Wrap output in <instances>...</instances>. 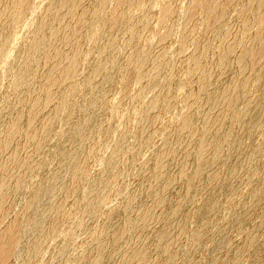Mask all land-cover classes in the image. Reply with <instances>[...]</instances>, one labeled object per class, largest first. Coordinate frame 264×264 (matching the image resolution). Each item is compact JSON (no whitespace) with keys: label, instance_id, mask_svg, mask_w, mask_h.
I'll list each match as a JSON object with an SVG mask.
<instances>
[{"label":"rangeland","instance_id":"rangeland-1","mask_svg":"<svg viewBox=\"0 0 264 264\" xmlns=\"http://www.w3.org/2000/svg\"><path fill=\"white\" fill-rule=\"evenodd\" d=\"M29 2L28 3H30V4H28V3H25L26 4V8H27V10H26V8H25V6H23L24 8H25V10H23L24 8L22 7V5H25L24 3L22 4V1H21V6L19 7V9L20 8H22V10L23 11H21L20 13H22V14H20V13H18L19 12V9L17 10V9H14L13 11H11V14L10 15H12V13L15 15L16 14V19H15V17H13V18H11L12 19V21H13V19H15L13 22L11 21V19H9L10 17H12V16H9V18H8V20H10L9 21V24H11V26H12V23H13V27L10 29V26H9V24H4V22L5 23H8V20L7 19H5L6 21H4L3 23H2V25H4V26H6L7 27V25H8V27L6 28V27H1L0 26V28H2L4 31H5V33H4V31L2 30V29H0V34H1V32H3L4 34H5V37H1L0 36V48L2 49V50H0V51H4V49H5V51H4V53L2 52H0V56L2 55V54H5V58H4V60L5 59H7V60H3V58H2V60H1V58H0V66L3 64V67L5 66V65H7V63H8V65L5 67V68H2V67H0V68H2L1 70H0V111H1V118H0V137L2 138V136L1 135H3L4 136V132H6V129L7 128H5V127H7V126H9V125H5V124H8V123H6V122H4V121H6V120H8V119H10V118H12V115L13 114H18V112L17 111H21L22 109H23V107H22V109H21V105H23V102L22 101H20V100H22L21 99V97H23L22 96V92L21 93H17V89L15 90V86L21 91V89L24 87L25 89H26V91H25V89L23 88L22 90L24 91L23 92V95H24V93L26 92H30L33 88H31V87H34V86H36V85H38L39 84V82H40V78L43 76V75H46L49 71H50V69L48 68V66H46V65H43V64H45V63H47V61L49 60V61H53V62H55L56 63V65H57V67H58V69L61 71L62 69H64L65 67V65H66V63H64V62H68L69 60H70V58H71V56H72V54H73V52H72V54H71V52L69 53V54H71V55H69V54H67V55H69L70 56V58H68V60L67 59H64L63 57H65V56H63V57H61L62 59H64L65 61L64 62H62V63H60L61 61H60V59H59V57H56V55L54 56V54H53V52H51L52 53V55H49V54H51V53H49L50 51H48V53L46 54V52H47V50L46 51H44L42 54L41 53H39V52H42L43 51V49L45 50V49H47L48 48V50H50V47L48 46V45H44V46H46L45 48H44V46H42V50H41V45H40V50H37V49H39V47L36 49L37 50V52H35L34 51V48H33V46H34V44H33V46H31V44L33 43V42H35L36 41V39L37 38H35V37H33V36H35L36 35V37H37V35L38 34H36L37 32H36V30L38 29L39 30V28L41 27V29H43V31L45 30L44 28L45 27H42L43 25H44V23L46 22H53L52 20H54V21H56V22H58V19H56V16L58 17V15H57V4L58 3H60V1L59 0H28ZM32 1V2H31ZM59 1V2H58ZM106 1H108V0H106ZM110 1V0H109ZM124 1V0H123ZM122 1V2H123ZM128 1L129 0H125L124 2L125 3H121V1L119 2V0H111L110 1V3L109 2H106L107 3V5H109V6H105L106 5V3H104V6H103V4H100V2H99V6H98V0H84L83 1V4L87 7V9H89L90 11L89 12H92V13H95V12H97V10L99 9V10H101V12H102V17H106V18H104V19H102V17H101V19L99 20V19H97L98 17H99V13H101V12H99L98 13V15H97V17L95 16L94 18L95 19H97V20H99V21H96V22H98V24L96 23L95 24V21H93L92 22V20H94L93 19V16L94 15H91V13H90V17L92 16V18L90 19V17H88L87 18V21L85 22V24H84V21L81 23V24H83V26L80 24V23H78L79 25H81V26H79L78 25V28H80L79 30H78V32L77 33H79L80 35H78V37H77V35L75 36L76 38H79V36H80V40H81V38H82V36H83V38H84V43L82 42V40H81V42H82V46H83V44H84V46H83V52H85V59H83L82 60V58H84V55H83V57H80V59L79 60H82L81 62H80V64L81 65H79L78 64V69L77 70H79L80 68H82L83 70H81V73L80 72H78V71H76L75 73H77V74H74V75H78V73H80L78 76H75L74 77V75L72 76V77H74V79L71 77L70 79H73V80H71V82H73L74 84L76 83L79 87H83V89H82V87L81 88H78L79 90L77 91L79 94H80V92H81V96L79 95V94H77V92H76V96L77 97H79V98H77L75 95H74V93H75V91L77 90L75 87H78V86H76V84H75V87L74 86H69L70 84H71V82H69L70 80L68 79L65 83H64V85H61L59 88H60V90L58 89L57 90V92H59V91H61L62 89H64V90H66L65 91V95L67 94V92L69 91V93H72L73 95H66V97H68V100L70 99V96H74L76 99L73 101V97H71L72 99H70L69 100V102L67 103V98L66 97H63L62 98V100H61V98H60V100H59V102L60 103H56L57 105H55V104H51V105H49V106H47L43 111H42V113H41V117L42 118H44V117H46V118H49V116L51 117V115L54 117V116H56V118L54 117H51V118H53L54 120H53V122L56 120V119H58L59 120V118H60V120L58 121V120H56L57 122H56V128H54V126H52L53 125V122H51V124H48V125H50V126H48L47 128V130H49L48 132H50V131H52L51 129H50V127L53 129V131H52V133H53V135L55 134V136L57 135V133L59 132H61V136H59V135H57L56 137H58V138H55V136L54 137H52V136H48L49 137V140H47V138L45 139L46 141H48L47 142V144H43V146H41L39 149V151L41 152H39L38 150H36V152H35V149L33 150V149H31V150H33L34 151V154H33V157L31 158V157H29L32 153H33V151H32V153L30 154H28V163H27V160H25V165H24V167H26L27 168V166L29 167L28 169H26V168H23L22 169V171L21 172H24L23 173V175L25 174V172L26 171H24V170H27V172L26 173H28V174H26V175H28L27 176V178H26V176L24 175V177H22V179H23V184L24 185H26L27 184V186H28V184H29V186L27 187H22V189H21V191L18 193L19 195H17L16 196V198H15V203H14V206H13V208H11V209H9V211H7L8 209L7 208H4L5 210H6V212L4 211L3 213H2V215L0 216V243L1 242H4L5 240H7L6 239V237L7 236H5V234L4 233H2V231L6 228L7 229V227H9L10 225V227L9 228H14L16 225H17V227L19 228V229H17V227L16 228H14V230L15 231H12L13 233L12 234H14L15 232H17V231H19V232H17V234H19V235H17L16 237L15 236H13L12 238H11V236H10V234H9V238H8V240H7V242H4L3 244H5V245H8L7 243H8V241L10 240V238H11V240H12V242H11V240H10V242L9 243H11V244H9V248H11L10 250H7V249H9V248H7V247H5L4 246V248H5V250L7 251L5 254H2L1 252H0V264H26L25 262L26 261H28V259H30V261H32V264H84V263H82V262H86V264L87 263H89V261L92 259V258H94L92 255H95V254H97V252L95 251L96 250V247H95V245H97V244H99V246L101 245L100 243H102V242H104V243H106L108 240H109V238H107V231H109L108 233L109 234H111L113 231L112 230H114L113 228H116L120 223H122V221H123V219L126 217V218H128V217H131V218H133V217H135L137 214H138V207H139V203H140V199H138L137 200V202H134V203H132L133 201H131V200H129L128 202H131V204H129V203H127V200H128V198L130 199L131 198V196L134 194V193H136L138 190H140V191H144V190H150L152 187H153V185H154V178H153V171L151 170L152 168H153V166L154 165H157V164H154L155 162H157L158 163V159L160 160L161 159V156H159V154H162V153H160L161 151H163L162 149L164 148V146L166 145H164V143H166V140L170 137V138H172L173 137V139H170V141L168 140L167 141V143H169V142H171L170 144H171V146L172 145H175L176 146V148H178V146L180 147V146H182L183 145V141H181L180 143L178 142V136L179 135H182V134H179L180 132H175V136H176V134H177V136H176V138H175V136H172V134L174 133V131H178V126H180L183 122H184V120H185V117H184V120H183V117H182V115H184V116H186L187 114L188 115H190V117L192 116L193 118H194V122H195V119H196V121H198L199 123H197V125H198V127H202L203 128V126L205 125L204 123H203V121L205 120V119H202L201 117H203L204 115H205V110H208V108L210 107V104L209 103H211V101H215V98L216 97H218L219 96V98H220V92H221V90H224L226 87V85H224V87H221V84H222V82H224L225 81V76H226V78L228 79V77H230L231 75H230V73L232 74L233 73V77L235 76V75H237V73H239V72H237V70H239L240 71V69H241V59L239 58V57H242L245 53L243 52V50H245V48L247 47L248 48V43L250 44L251 43V41L257 36V34H259V25L255 28V27H253V26H256V24H257V22H258V18L260 17V13H259V11L261 10V8H262V6H264V3H262V0H257V1H253V2H251V0H250V2H251V4H253V6L251 5L250 7V10H252L253 12H255V13H253L252 11H250L249 10V6H248V3H250L249 1H247V0H236V3H238V4H233L234 2H235V0H234V2H233V0H228V2H229V4L231 5V7H230V5H227V8H226V10H228L227 11V13H226V11H224L225 12V14L227 15H224L223 14V19H224V16H226L225 17V19H226V21H227V23H226V21H224V20H221V22H220V24L221 23H223V22H225V23H223L224 24V26L226 25V29H225V27H224V30L222 29L223 28V24H221L220 25V27L219 28H221L223 31H222V34L220 33L221 32V29H219L218 30V32L219 33H217L216 32V36L218 37V40L221 42L222 41V37L221 36H223V38H225V36H226V38H227V41H228V39L230 38V36L231 35H233V34H235V32L232 34V32L233 31H237V33H236V35H238V36H240V38L242 37V35H246L245 34V30H246V33L247 32H249V34H251V36H252V34H253V32L254 33H256L257 31H259V32H257V34H256V36L254 35L252 38L253 39H251L250 40V38H251V36L249 35H246V36H244V38H249V40L248 39H244V38H241L242 39V42H241V40H239L240 38L238 37H236V41H237V43L235 42V44H237V46L236 45H233L232 46V44H234V43H232L231 44V46L234 48V49H236V50H234L232 47V49L234 50H232L231 48V50H229V52L231 51L232 52V54L233 53H235L234 54V56L233 57H235V58H233L232 56H230V55H226V57L227 56H230V57H228L227 58V60L226 59H224V60H226L227 62H229V63H227V62H223L224 64H225V66H224V64H221V65H223V67L225 68L226 67V65H227V67L224 69V68H222V67H219V69L221 68V70L223 69V74H220V73H222L221 72V70L218 72V74L217 75H219L221 78H223V79H221V81H219V84L217 83L218 81L217 80H219L218 78H216V80H215V84H216V86L218 85V89L216 88V89H214L213 91H215L216 92V90H220V92H218L217 91V95L218 96H216V93L215 92H213V94H214V96H216V97H214L213 98V100H211V101H208V103L207 104H209V106L207 105V107L205 106V104L206 103H204V105L202 106V104H203V102L205 101V102H207V100H204V99H202V97H200V96H198L199 94V91L198 92H196V91H194L195 92V94H194V92H193V90H195V89H198L199 88V86L200 85H197V84H200V79H199V77H198V74L200 75V74H202L201 76L203 77L204 75L203 74H205V72L207 71H200V70H202L205 66V64H203V66H202V64L201 65H199V62H205L206 60V67L208 68V66H211L212 67V65H210V63H212L213 64V60H211L212 59V56H213V58L216 56L217 57V55H218V57L220 56V54H221V50H222V48H223V46H222V48L220 47V51H219V48H218V44H219V42H218V40L216 41V39H217V37L216 36H213V34L210 32V34H212V36L209 34V31L211 30V29H209V27L210 26H212V25H214L212 22L211 23H209L208 22V20L206 21L205 20V17H204V14H202V11H203V8L204 9H206V8H208L209 7V5H208V7H207V4H205L204 3V1L203 0H153V1H151V0H147V1H145L144 0V3L145 2H147V4L145 3H141V7H140V2H141V0H135V2H134V0H131V1H129L130 3H133V5L131 6V4H129V8H128ZM133 1V2H132ZM140 1V2H139ZM143 1V0H142ZM170 1V2H169ZM192 1V2H191ZM193 1H195V3L193 2ZM203 1V2H202ZM208 2L210 1V0H207ZM231 1V2H230ZM248 2V3H243V5H242V2ZM23 2H25V1H23ZM26 2H27V0H26ZM112 2V3H111ZM152 2V4H149V3H151ZM198 2H200V4L198 3ZM202 2V3H201ZM259 2L260 3V5H261V8H260V5L259 4H257V3ZM263 2H264V0H263ZM109 3V4H108ZM118 3V4H117ZM161 3V4H160ZM166 3V4H165ZM241 3V4H240ZM257 4V8L258 9H256V4ZM1 4V3H0ZM54 4V5H53ZM125 4V6L126 7H124V6H122V5H124ZM137 4H139V5H137ZM160 4V5H159ZM193 4V5H192ZM197 4V5H196ZM199 4V5H198ZM202 4H205V5H202ZM208 4H210V3H208ZM233 4V5H232ZM239 4H240V6H239ZM104 8V7H107L106 8V11H105V9H103L102 10V7ZM203 7H202V6ZM238 5V6H237ZM259 5V6H258ZM135 6H138V8L137 7H135V8H137V9H135L134 7ZM154 6V7H153ZM167 6V7H166ZM192 6V7H191ZM206 6V7H205ZM239 8V9H237V7ZM243 7L244 8V10H243V12H241L242 11V9L240 8V7ZM124 8V10H123V8ZM130 7H133V8H131L130 9ZM170 7V8H169ZM197 7V8H196ZM202 7V8H201ZM95 8V9H94ZM169 8V9H168ZM192 8V9H191ZM196 8V9H195ZM236 10H235V9ZM246 8V9H245ZM247 8H248V10H247ZM49 9V11H46V10H48ZM120 9L122 10V11H120ZM125 9H130L131 10V12H132V14L134 13V11L136 12V15H137V12H138V17H135L136 15H134L133 17H135L136 19H138V20H140L141 21V15H142V17L143 18H146V19H142V20H145L147 23H148V26H147V29L148 28H151L150 30H148V32H147V29H146V27H144V26H146L147 25V23H145L144 24V22L143 23H141L142 25H140V21H136V22H138V23H136L134 20L135 19H133L131 16V12L130 11H128L126 14H130V17L133 19V21H130V20H132L131 18H127L128 16L126 15V19L124 18L125 16H123L122 14L124 13V15H125ZM132 9H134L133 11H132ZM166 9V10H165ZM240 9H241V11H240ZM254 9H256V10H254ZM260 9V10H259ZM263 9V8H262ZM16 10V11H15ZM21 10V9H20ZM95 10V11H94ZM98 10V11H99ZM137 10V11H136ZM160 10V11H159ZM165 10V11H164ZM232 12H231V11ZM245 10H247V11H245ZM258 10V13H259V16L257 17L256 16V14H257V11ZM18 11V12H17ZM41 11H43V12H41ZM94 11V12H93ZM103 11H105V14H107L106 16L104 15V13H103ZM112 11V12H111ZM116 11V12H115ZM123 12L122 14L120 13V12ZM173 11V13H171ZM187 11V12H186ZM235 11V12H234ZM245 11V12H244ZM130 12V13H129ZM247 12V13H246ZM254 14V15H251L252 13ZM25 13V14H24ZM115 13V14H114ZM119 13V14H118ZM161 13V14H160ZM169 13H170V15H169ZM233 13V14H232ZM243 14V16L241 15V14ZM250 15H249V14ZM18 14V15H17ZM24 14V15H23ZM56 14V15H55ZM68 14H71L72 15V13H68ZM67 14V16H66V20H68L69 22H71V23H73L74 22V24L76 23V22H78V21H76L75 22V20H78L77 19V17H75V16H73L72 15V17L70 16V15H68ZM145 14V15H144ZM162 14H164L163 16H162ZM195 14H196V16H195ZM247 14L249 15V17L247 16ZM20 15V16H19ZM55 15V16H54ZM104 15V16H103ZM118 15H122V18H123V21L121 20L122 18H120L121 16H119V18H117V16ZM169 15V16H168ZM188 15H190V16H188ZM18 16V17H17ZM23 16H24V18H23ZM33 16V17H32ZM51 16H54L53 18L51 17ZM70 18H69V17ZM155 16H156V18H155ZM229 16H230V18H229ZM239 16V17H238ZM246 16V17H245ZM251 16H253V19H254V17H255V19L257 20L256 22H254V20L252 21L251 19ZM20 17L22 18V20L20 19ZM48 17L50 18V20L48 19ZM151 17H153V18H155V22H154V20H152V22H153V24H155V25H153L152 23H151ZM162 17V18H161ZM195 17V18H194ZM243 17V18H242ZM257 17V18H256ZM20 19V22H17V23H19V24H17V23H15L16 22V20L17 21H19V19ZM60 18V17H59ZM113 18V19H112ZM152 18V19H153ZM184 18H185V20H184ZM192 18V19H191ZM246 18H248V20H250V21H252V24H251V22L249 21L247 24H246ZM250 18V19H249ZM46 19V21L44 22V20ZM48 19V20H47ZM105 19H109V20H105ZM120 21H119V20ZM29 20V21H28ZM124 20H125V24H124V26H123V24L122 23H124ZM127 20H129V23L127 24ZM162 20H163V22H162ZM244 20V21H243ZM42 21V22H41ZM108 21H109V23H108ZM111 21V22H110ZM114 21H116L115 23L117 24L116 25V27H115V23H114ZM119 21V22H118ZM206 21V22H205ZM223 21V22H222ZM242 21V22H241ZM22 22V23H21ZM43 24H41V23ZM92 22V23H91ZM100 22H103V23H101V24H104V25H102L101 26V24H100ZM105 22L107 23V25L108 26H106L105 25ZM113 22V23H112ZM130 22H132L131 23V25H130ZM160 22V23H159ZM167 22V23H166ZM208 22V23H207ZM245 22V24L246 25H243L242 23H244ZM255 24H254V23ZM260 22V21H259ZM45 23V24H46ZM54 23V22H53ZM89 23H91L92 24V26H96L97 25V27H98V30L97 29H93V27H91V24H89ZM122 24L121 25V27L120 26H118V24ZM134 23V24H133ZM138 24V26L141 28H138V30H136L135 32H134V29L136 28V24ZM189 23V25H187V24ZM204 23H207V24H212V25H208L207 26V28L206 29H208L209 31H207L206 29L204 30L203 28H205L206 27V25L204 24ZM250 23V25L252 26L253 24V28L249 25L248 27H251L252 29H250L249 28V30H248V27H246V29H245V26H247L248 24ZM24 24V25H23ZM26 24V25H25ZM41 25V26H37V25ZM55 24H57V23H55ZM77 24V23H76ZM111 24V28H112V26L113 27H115V28H117L118 27V29L117 30H115L114 28H112L113 29V31H111L110 29H108V28H110L109 27V25ZM119 24V25H120ZM134 26H133V25ZM149 24H151L150 25V27H149ZM161 24V25H160ZM186 24V25H185ZM238 24H239V26H238ZM242 24V25H241ZM258 24H260V23H258ZM1 25V24H0ZM21 25V26H20ZM47 25V24H46ZM46 25H44V26H46ZM86 25V26H85ZM99 25V26H98ZM127 25H129V27L127 26ZM195 25V26H194ZM25 26V27H24ZM31 26V27H30ZM105 26V27H104ZM135 27L134 29H133V27ZM159 26V27H158ZM184 26H187V27H184ZM199 26V27H198ZM236 26V27H235ZM242 26V27H241ZM25 29H24V28ZM35 27H37V29L35 30ZM39 27V28H38ZM82 27H84V28H82ZM96 27V28H97ZM106 27H108V28H106ZM123 27V28H122ZM144 27V28H143ZM197 27V28H196ZM243 28L244 27V29H240V28ZM77 28V29H78ZM92 28V29H91ZM95 28V27H94ZM103 28V30H101L102 31V33H101V31H100V29H102ZM108 30H106V29ZM119 28L121 29L122 28V30L123 31H119ZM131 28L133 29V32H132V30H131ZM184 28H185V30H184ZM129 29V30H128ZM141 31H140V30ZM142 29H145L146 30V32L144 31V30H142ZM255 29V30H254ZM256 29H257V31H256ZM8 30V31H7ZM35 30V31H34ZM92 30L93 31H95V33L94 32H92ZM104 30H106V32L104 33L105 35L101 38V34H103V31ZM225 30H227V32L225 31ZM233 30V31H232ZM243 32H241V31ZM251 30H253V31H251ZM17 31V32H16ZM33 31L35 32V34L33 35ZM98 31V32H97ZM100 31V32H99ZM109 31H111L110 33H109ZM117 31H119L120 33L122 32V34H117L118 32ZM137 31H139V32H141V33H143V35L141 34V33H138ZM144 31V32H143ZM157 31V33H155ZM192 31V32H191ZM193 31H194V33H193ZM200 31V32H199ZM207 31V32H206ZM224 31L227 33H224ZM256 31V32H255ZM10 32H12L11 34H7V33H10ZM38 32H42L41 30H39ZM114 32V33H113ZM115 32H117L116 34H117V36H119V37H121V38H117L116 37V34H115ZM169 32V33H168ZM188 32V33H187ZM238 32H239V34H238ZM252 32V33H251ZM19 33V34H18ZM39 33V34H40ZM76 33V34H77ZM97 33H99L100 35V39H99V41L101 40V39H103V41H101L99 44L97 43V41H94L95 39H96V36H98V35H96ZM107 33V34H106ZM135 34L133 37H134V40H132L133 38H131V35L132 34ZM149 33V34H148ZM164 33V34H163ZM230 35H229V34ZM240 33H242V35H240ZM4 34H1V35H3L4 36ZM6 34L8 35V36H6ZM16 34V35H15ZM43 34V33H42ZM46 33H45V31H44V34L43 35H45ZM88 34V35H87ZM92 34V36H90ZM112 34H114L115 36H112ZM139 34V35H138ZM205 34H207V36L205 35ZM218 34V35H217ZM219 34H221V35H219ZM226 34V35H225ZM12 35V36H11ZM31 35H33L32 36V38L34 39V40H32V41H30L29 40V38L31 37ZM43 35H38L39 37H41V36H43ZM96 35V36H95ZM109 35V37H107ZM162 35V36H161ZM188 35V36H187ZM206 37H205V36ZM210 35V37L209 38H211L212 39V41L208 38V36ZM225 35V36H224ZM229 37H228V36ZM235 35V36H236ZM9 36H11V38L9 37ZM16 36H18V37H16ZM137 36V37H136ZM141 36L142 37H144V36H147L146 37V39L145 38H143V40H144V42H145V40H146V42L147 43H145L144 44V42H142V41H139L140 39H141ZM156 36V38H154V37ZM6 37H8V38H6ZM29 37V38H28ZM113 37V38H112ZM166 37V38H165ZM187 37V39H185V38ZM202 37V38H201ZM205 37V39L207 38V40H210V42H207V41H205L204 42V40L205 39H203ZM213 37H214V39H213ZM216 37V38H215ZM4 38H6V39H8V40H6V39H4ZM9 38L10 39H12V41L10 40L9 41ZM15 38V39H14ZM75 38V39H76ZM82 38V39H83ZM93 38H95V39H93ZM105 38H106V41H108L107 39L109 38V41L111 40V38L112 39H114V38H116V40H119V41H117V42H119L118 43V45H119V47H118V45H117V47L118 48H116V41H114L113 43L115 44H113V46H112V41H111V43H109V41H108V46H107V44H106V41H105V46L104 45H102L101 43H103L104 44V40H105ZM140 38V39H139ZM154 38V39H153ZM165 38V39H164ZM226 38H225V40H226ZM120 39H122V40H120ZM3 40H4V45L3 44H1L2 42H3ZM27 40V41H26ZM136 40V41H135ZM142 40V39H141ZM149 40V41H148ZM153 40V41H152ZM158 40H159V42H158ZM161 40V41H160ZM203 40V41H202ZM224 40V39H223ZM238 40L240 41V42H238ZM244 40H246V41H248L247 43H246V45H248V46H246V47H244L245 46V43L243 42ZM2 41V42H1ZM14 41V42H13ZM29 41V42H28ZM132 41H134V43H131ZM193 41H195V42H193ZM198 41V42H197ZM10 43V45L8 44V43ZM12 42H13V44H12ZM27 42H28V44L29 43H31V44H29L33 49H30V50H28L27 48H28V44H27ZM95 42L97 43L96 45L98 46V45H100L99 47H100V50H98V49H96L97 47H95ZM150 42V43H149ZM201 42V43H200ZM206 42H207V44H209V43H211L212 42V45L213 46H211V44L210 45H207L206 44ZM214 42V43H213ZM218 42V43H217ZM224 41H222L221 43H222V45L223 44H225V43H227L226 41L223 43ZM6 43H7V45H9V46H7V48H5V46H6ZM24 43H26L25 45H24ZM90 43V44H89ZM185 43V44H184ZM195 43V44H194ZM202 43H205L206 45H207V47H210V49H208V50H210V51H206V53H209V54H212V55H210L211 57L209 58V57H207V56H209L208 54L206 55V53H205V51H201V53H205V55H203V54H201V53H199L200 54V56H199V58H198V63H197V59H196V61H194L193 59V61L195 62V65H192L193 63V61L190 59V58H192L193 57V55H194V53L195 52H197V51H195V50H197V48H198V45L200 46V44H202ZM241 43V44H240ZM15 44V45H14ZM111 44V46L112 47H110L111 49L113 48V49H115L116 48V50H118L117 52L115 51V55H114V52H109L111 49L110 48H108L109 47V45ZM217 44V45H216ZM240 44V45H239ZM4 47H3V46ZM16 45H17V48H16ZM28 45V46H27ZM102 45V46H101ZM206 45H205V47H206ZM14 46V47H13ZM26 48H25V47ZM30 46H29V48H30ZM88 46V47H87ZM105 47V49H106V46H107V50L108 49H110V50H108V53H107V50H105V49H103L104 47ZM236 46V47H235ZM263 46H264V44H263ZM11 47V48H10ZM23 47H24V49H23ZM184 47V48H183ZM189 47H191V50H190V48ZM206 47V48H207ZM4 48V49H3ZM22 48V50L21 51H23V54L21 55V53H19V51H20V49ZM85 48H86V50H85ZM205 48V49H206ZM246 48V49H247ZM262 48V47H261ZM260 48V49H261ZM264 48V47H263ZM262 48V49H263ZM13 49V50H12ZM16 49V50H15ZM27 49V50H26ZM103 50V52H102V50ZM142 49V50H141ZM211 49H212V51H211ZM26 50V51H25ZM69 50V49H68ZM67 50V52H69ZM91 53H88V51ZM204 50V49H203ZM207 50V49H206ZM11 51V52H10ZM32 51H34L35 53H37V55L39 56V58H40V60H38L37 62L39 63H37L38 64V66L36 67V63L34 64V66L33 67H36L35 68V71H33L34 73H33V75L29 78L30 80H28V81H31V79L32 78H34V79H32V81L30 82V84H29V82H26V85H28L27 87H26V85H25V82L24 83H22V85L23 86H21V87H19L21 84H18L17 82V80H19L17 77H19V76H21V74L20 73H22L21 71L22 70H24V68H22V70H21V67H22V65L23 64H26L27 63V65L29 64V60H34V61H36L35 60V58H37L38 56H36V54H34L35 56V58L33 57V55L31 56V59H29L28 60V58H29V56H28V58H27V55H28V53H30V52H32ZM52 51V50H51ZM71 51V50H70ZM86 51H87V53H88V55H86L87 53H86ZM100 52L101 51V53H102V55L104 56L105 54H103V53H107L108 54V56H109V53H110V56H109V58H110V60H112V61H114V62H116V65H114L115 63L113 62V65H114V68H113V65L111 64V62L112 61H110L109 59H107V54L103 57L102 56V60L100 59L101 58V54H100V58H98V60H96L97 58H94V57H96V55H94V54H97L96 52ZM105 51V52H104ZM246 51V50H245ZM14 52V53H13ZM26 52H28L27 53V55L25 56V54H26ZM33 52V53H34ZM66 52V53H67ZM92 52H93V54H92ZM119 52V53H118ZM121 52V53H120ZM219 52H220V54H219ZM230 52V53H231ZM263 52V54H260L261 56H259V57H257L259 60H255L256 62H257V67L255 66L256 65V62L254 61V59L252 60V62L254 63V65H253V63H252V65L253 66H255V68L252 66V65H249V66H251V67H248L247 68V70H249L250 68H251V70H249V72H247L246 71V73H248L249 75L250 74H252V73H250V71L251 72H253V70L254 69H256L257 70V68H259V70H260V66H262V62L264 63V51H262ZM260 50H259V53H262ZM9 53V56L6 58V56H7V54ZM243 53V54H242ZM259 53H257L258 55H259ZM40 54V55H39ZM116 54H118V55H116ZM149 54V55H148ZM150 54H152V55H154L153 57H154V61L152 60L153 59V57H152V55H151V57L152 58H150L151 60H149V61H146L149 57H147V56H150ZM165 54V55H164ZM228 54V53H227ZM20 57H18V56ZM42 55V56H41ZM63 55H65V54H63ZM67 55H66V58H67ZM81 55V56H82ZM89 55H94V57H92V56H89ZM111 55H112V57H111ZM238 55H240V56H238ZM10 56H12V57H10ZM23 56H24V58H23ZM41 56V57H40ZM59 56V55H58ZM89 56V57H88ZM113 56H115L116 58V60L113 58ZM186 56V57H185ZM192 56V57H191ZM204 58V60L202 59V57ZM238 56V57H237ZM22 57V58H21ZM98 57H99V54H98ZM126 57V58H125ZM136 57V58H135ZM207 57V58H206ZM225 57V58H226ZM15 58V59H14ZM18 58H19V61L21 60H25V58L28 60V62L25 60V62L26 63H24V61H22V62H20V64H17V63H19V61H17L18 60ZM92 58V59H91ZM94 58V59H93ZM103 58L105 59L104 61H103ZM183 58H185V59H183ZM233 59V61L234 62H236V58H237V60H238V58H239V60L237 61L240 65H239V68H238V65H236V63H233V64H231L232 63V60L231 59ZM9 59H12V60H9ZM13 59H14V63H13ZM91 59V60H90ZM123 59H125V60H123ZM202 59V60H201ZM210 59V60H209ZM228 59H229V61H228ZM235 59V60H234ZM255 59H256V56H255ZM8 60H9V62H8ZM32 60H31V63H30V65L32 64V63H34V61L32 62ZM86 60V61H85ZM99 60H101L100 62H102V63H100L99 62ZM110 61V66H107L105 63H107V61ZM185 60L187 63H185V61H184V63L182 64V62ZM188 60H189V62H188ZM215 60V59H214ZM230 60H231V62H230ZM5 63H4V62ZM10 61H12V63H13V65L15 66V64L16 65H18L19 67H20V69H19V67H17L16 66V70L17 69H19V70H17V71H19V73L17 74V72L15 73V74H11V73H13V72H15L16 70L14 69V71H12V64H11V62ZM40 61V62H39ZM93 63H92V62ZM94 61H96V63L97 62H99L100 63V67H96L97 65H96V63L94 62ZM145 61L146 62H148V63H146L145 65H148L147 67V69H149V68H151V69H149L150 70V72H149V74L147 75V72H146V74H145V72H144V75H141V76H143V77H141V76H139L140 75V73H142V71L139 73V70L141 69L140 67H142V65L144 66V63H145ZM211 61V62H210ZM240 61V62H239ZM3 62V63H2ZM16 62V63H15ZM91 62V63H90ZM120 62V63H119ZM122 62V63H121ZM126 62V63H125ZM149 62H151L152 63V65H151V67H149V65H150V63ZM95 63V64H94ZM104 63V64H103ZM167 63V64H166ZM192 63V64H191ZM258 63H260V66L258 65ZM5 64V65H4ZM11 64V65H10ZM61 66H60V65ZM92 64H94V65H96L95 67H96V70H93L94 72L95 71H97V70H99L100 68H101V66H102V68L101 69H103V67H109V68H111L110 70L111 71H113V73L112 72H110V73H112V74H110V73H108L106 70H109V68H105L104 70L106 71L105 72V74L103 75V70H99V71H97L98 72V75L100 74V73H102L101 75L103 76V77H105L107 74H108V77L106 78L105 77V79L102 77V76H100V78H99V76L96 74L97 72H95V73H93L92 71H90L92 74H96L97 75V77H96V75H95V79H94V77H91L92 76V74L91 73H89V69L91 70V69H94L95 67L92 65ZM101 64H103V65H105V66H103V65H101ZM108 64V63H107ZM108 64V65H109ZM125 64V65H124ZM127 64V65H126ZM184 64H186V65H184ZM190 64V66H194L193 67V69H197V71H198V66H199V72H201V73H197V71L196 70H194V71H192V70H190V69H192L190 66L188 67V68H190V69H188V70H190V71H188L187 69H185V67L186 66H188V65ZM229 64H231V65H229ZM21 65V66H20ZM27 65H24L23 67H26ZM92 65V66H91ZM197 65V66H196ZM220 65V66H221ZM264 65V64H263ZM8 66H9V68L11 69V70H8L9 68H8ZM13 66V67H14ZM32 66V65H31ZM99 66V65H98ZM121 66V67H120ZM140 66V67H139ZM184 66V67H183ZM228 66H231V68L229 67L228 68ZM259 66V67H258ZM91 67V68H90ZM93 67V68H92ZM115 67H117V69H115ZM139 67V68H138ZM182 67V68H181ZM204 68V69H207V68ZM211 67H209V69L211 68ZM15 68V67H14ZM99 68V69H98ZM112 68H113V70H112ZM121 68V69H120ZM134 68V69H133ZM143 68H146V66L145 67H143ZM142 68V69H143ZM202 68V69H201ZM228 68V69H227ZM236 68V69H235ZM262 68V67H261ZM5 69V70H4ZM115 69V70H114ZM141 69V70H142ZM208 69V70H209ZM228 70V74H229V76H228V74H227V70ZM231 69V71H229ZM253 69V70H252ZM4 70V71H3ZM21 70V71H20ZM37 70V71H36ZM79 70V71H80ZM86 70V71H85ZM109 70V71H110ZM186 70L188 71V72H191L192 71V73H187L186 72ZM259 70H257L256 71V73H253V74H257V72L259 71ZM10 71V72H9ZM63 71V70H62ZM115 71H116V73H115ZM120 71H122V73L120 72ZM196 71V72H195ZM225 71V72H224ZM255 71V70H254ZM36 72H37V74H36ZM46 72V73H45ZM83 72V73H82ZM120 72V73H119ZM202 72H204V73H202ZM237 72V73H236ZM261 72H264V66H263V70H261L260 71V75H262L261 74ZM11 74V76H9L10 74ZM107 73V74H106ZM139 73V74H138ZM227 75H226V74ZM236 73V74H235ZM20 74V75H19ZM36 74V75H35ZM90 74H91V76H90ZM109 74L111 75L110 77H111V80L109 79ZM133 74V75H132ZM143 74V73H142ZM184 74H186V75H184ZM225 74V76L224 77H222V75H224ZM253 74L251 75V76H249L250 77V80H251V77L253 76ZM258 74V78H257V76H255L257 79H258V81L259 82H257L256 81V83H259L260 85H262V86H260L259 84L256 86V84H251L252 83V81H253V79L255 78V77H253V79L250 81L249 79H248V81H247V85H248V87L249 88H246V89H250V92L248 91V90H245V92H244V94H242L241 95V98H239V99H242V100H244V98H245V100L242 102L241 101V103L242 104H240V101L236 104V106H235V108H234V110H233V112L231 113V114H233V115H230V117H229V123H230V125H232V126H229V128L228 129H230V127L232 128V127H234V128H232L233 130H229V133H226V136H228V140L226 139V140H224V141H228V142H224L223 143V150L225 151V153H226V151H227V153L225 154H223L224 155V157H225V155H226V158H223V155L221 154V151H222V153L224 152L223 150H220V153L219 154H221V158L220 157H218L217 156V158L218 159H215L216 160V162H215V160H214V164L212 163V165L211 166H216V163H217V166H218V170H216L217 169V167L215 168V166H214V168L213 167H211V166H209V165H207V169H205L204 167H203V171H202V178L203 179H205V178H207V179H205V180H208V181H206L207 183V185H205V183H204V181L203 182H201L202 181V178H201V181L196 185L197 186V188H195V189H197V190H194V192H196L197 194H202L200 197H199V195L198 196H195V195H197V194H195L194 193V196H192V201L194 202H191V203H193L194 205H195V203H197L198 201L200 202V200L203 202V203H197V205H202L201 207H195V206H193V205H190V203L189 204H187L188 206H185V207H187V208H185V210H184V216L185 215H187V216H185L186 218H189V217H191L192 215V221H194L193 220V217L195 218V217H197V216H195V214L194 213H196V212H198V210H199V213H200V211H202L201 209H203V208H205L206 207V205H207V208H205V212H204V210L201 212V216H202V213H203V215H207L205 218H206V220H205V223H204V225L206 224V222H208L209 223V221H208V219L207 218H212V219H210V220H213V222L216 220V222L215 223H213V227L211 226V227H209V226H207V224H206V226H205V228L206 227H208V228H206V232H205V228H204V226L202 227L203 229H201L200 230V228H196V227H198V224L200 225V227L202 226L201 224H200V221L201 220H203V222H204V217L203 218H200L199 219V215H198V220L197 221H194L193 223H194V225H193V223H192V221H190L191 219L189 218V220L188 219H186V221L187 222H189V225L187 224V222H185L184 224L188 227L189 226V228L191 227L192 229H194V231H195V234L194 235H191V237H189L190 236V234H193L194 233V231H193V233H192V229L190 228H188L187 229V227L185 226V225H183V227L185 228H182V232H184V234H185V230L186 231H189L190 233L186 236V234L184 235V234H179V232L180 233H182L181 231H179L176 235H178L179 234V236H178V238H177V236H175V234L173 235V236H170L169 238H172V237H174L173 238V240H171V243L170 242H168L169 244H171L172 245V247L170 246V249H172L175 245V247L176 248H180V247H182V248H180V251H182V252H179L178 253V255L176 254L177 252H178V250H176V248L174 247L173 248V250H168V251H171V252H169V253H167V251H165V250H161V249H164V247H165V245L163 246V244H165L166 243V245L167 246H169V244H167V239H163V240H166V242H164L163 240L161 241V239L163 238V237H161V239L159 238V234H160V232H159V229H160V231L162 230V232H163V230H164V228H166V227H164L163 225V227L162 226H160L161 224H160V222H159V220H158V222L159 223H157V221L156 222H154V223H157V224H159V226L161 227V228H163V229H161L159 226H157V224H154L155 225V227H154V225L152 224V227H154V228H150L149 227V229H151V230H148L149 232H147V234L148 233H150V231H152V229H153V231L151 232L152 234H150V235H148V237L150 236H153L154 237V241H155V244H156V241H158L159 239H160V241H158V246L160 247V245H162L161 246V248H159L158 250L159 251H162V252H159L158 250V254H163L164 253V255H157V251H155L156 250V248H154V242H152L153 240L151 239V238H153V237H149V241H150V239L152 240V241H150L152 244H149L148 246H150L151 247V245H152V250H151V248L149 249V247L147 246V248L146 249H148L147 250V252H149V253H147L146 252V250L144 251V249H143V252L144 253H142V255L143 256H145V257H139L140 258V260H139V258L137 259V260H139V263L138 264H143V262H145V264L147 263V264H152V262L151 261H154L153 259H151L152 257L154 258H156L157 257V259L159 260L158 262H156V261H154L156 264H158L161 260L163 261L164 260V256H165V259H167V257H168V254H169V256L171 255V256H173L172 254L174 253L175 255H174V258L173 259H171V256H170V258H168V260H164V262H166V263H161V264H171L169 261H171L172 262V264H174L175 262H177V263H175V264H179V263H183V264H227L228 262L230 263L231 262V259H233L232 258V256L234 255L233 254V252L231 251V249L232 248H235V246L237 245V244H239V246L238 247H240V241H246V239L245 238H243V239H241L242 237H245V236H247L246 238L248 239L249 238V232H251V231H249V228L247 227V225L248 224H250L251 223V225H250V230L252 229V234H250V235H253L254 234V232H256L255 233V237L253 238V240H255L256 238L259 240V241H257L258 242V244H260V245H262V241H264V227L262 228V225L264 224L263 222H261L262 221V219L264 218L263 216V211H261V214L263 215H261V214H259L260 212H257L258 214H256V209H257V211H260V210H263L264 209V206L262 207V205H259V201L260 200H264V190L262 191V189H263V186H264V184H262V183H264V168H263V171H260V169L262 170V166H261V164H260V166L259 165H256V162L255 161H257L258 163H260V162H264L263 160L264 159H262L261 160V156H259V154H260V152H258V154L256 153V151L255 150H262V149H264V138L262 139V136H264V134H262V133H264V125H263V117H264V110H263V112H261V114L259 115V118L257 117V118H255V120H257L258 119V122H259V124L257 125V126H260L261 127V131H259V128H257L258 129V131H257V133L259 132V134H255V131L253 132V130H254V128H256L257 126H256V122L257 121H255V122H253V120L254 119H252L251 120V122H253V123H251L252 125H253V128H252V132H253V134H251V136L250 137H253V138H255L254 136H252V135H255L256 137H257V139H254L255 140V142L253 141V139H251L250 137L248 138V140H250V141H248L247 139H246V142H245V140L243 139V140H241V135H242V130L239 128L241 125L239 124V123H243V120H242V118H241V122H239L240 120V118H239V112L241 111V110H239L240 108H242V110L243 109H245L246 107H251L252 105L251 104H254V103H252V102H254L255 100L257 101V100H260V98H258V96L260 95L259 93H262L261 91H262V88H263V77H264V75H262V76H260ZM264 74V73H263ZM6 75V76H5ZM12 75H18V76H14V79L12 78L13 76ZM93 75V76H94ZM113 75V76H112ZM34 76V77H33ZM36 76V77H35ZM90 76V77H89ZM119 76H121V77H119ZM123 76V77H122ZM154 76H156L155 78H153ZM164 76V77H163ZM218 76V77H219ZM230 77L231 79L233 78V77ZM246 77V79L248 78V76L247 75H245ZM4 77V78H3ZM13 79H11V78ZM89 77V78H88ZM131 77V78H130ZM176 77H178V78H176ZM217 77V76H216ZM236 77V76H235ZM260 77H262V80H261V78ZM9 78L11 79L10 81H9ZM15 78L17 79L16 80V82L14 81L15 80ZM20 78V77H19ZM90 80V78L92 79V80H90V81H88V79ZM99 80H98V79ZM101 78L103 79V82L102 83H104V80H105V82L106 83H104V87L102 88V83L100 82V80H101ZM120 78H122V79H120ZM230 78L228 79L229 81L228 82H230V84H232L233 85V81H234V79L233 80H231L230 81ZM255 78V80H257ZM96 79H97V82L99 81V85H100V83H101V87L100 86H98V83H96L95 81H96ZM107 79V80H106ZM114 79V80H113ZM117 79V80H116ZM120 79V80H119ZM153 79V80H152ZM159 79V80H158ZM171 79H172V81H171ZM226 79V80H227ZM87 80V81H86ZM94 80V81H93ZM110 80V81H109ZM116 80V81H115ZM130 80V81H129ZM223 80V81H222ZM254 80V81H255ZM8 81L9 82H11L13 85H14V82L15 83H17V84H15L14 85V91H12V90H10L9 92L12 94V93H15V95H17V96H15L14 94L13 95H11L10 93H9V95H11L12 96V98H10V96H8V91L6 90V89H8L9 90V88L10 89H12V85L10 84V83H8ZM13 81V82H12ZM80 81V82H79ZM108 81V82H107ZM154 81V82H153ZM160 81V82H159ZM171 81V82H170ZM196 81H199V83H197ZM249 81L251 82V83H249ZM262 81V82H261ZM68 82V83H67ZM87 82H89L88 84H86ZM90 82H92L91 84H90ZM153 83L152 84V86L149 84V83ZM221 82V83H220ZM227 81H225V83H226ZM261 82V83H260ZM9 85H8V84ZM28 83V84H27ZM71 84V85H74V84ZM180 85V86H182V87H177V86H179L178 84ZM213 83V86L215 85ZM225 83H223V84H225ZM263 83V84H262ZM6 84L8 85V86H6ZM86 84V85H85ZM106 84V85H105ZM171 84V85H170ZM223 84H222V86H223ZM249 84H251L253 87H254V85H255V87L253 88V87H251V86H249ZM25 85V86H24ZM94 85H95V87L97 86V87H100L101 88V90H103V92H106L105 94L102 92V93H99V90L100 89H96L95 87H94ZM159 85V86H158ZM227 85H228V83H227ZM10 86V87H9ZM63 86H65V88L63 87ZM66 86H68V89H66L67 87ZM148 86V87H147ZM149 86H150V88H152V89H150L149 88ZM166 88H165V87ZM171 88H170V87ZM197 86H198V88H197ZM211 87V89H213V88H215L216 86H214V87ZM229 86L231 87V85H228V87L226 88V89H228L229 88ZM63 87V88H62ZM70 87V88H69ZM72 87V88H71ZM74 87V88H73ZM94 87V88H93ZM149 88L150 89V91H152V92H150L149 90H147L146 88ZM177 87V88H176ZM261 87V88H260ZM89 88H93V90H91L93 93H97L96 91L94 92V89L95 90H98V93L97 94H89L88 93V91H90V90H88ZM164 88H165V91H164ZM169 89L170 90V93L171 94H174V95H177V96H175L174 97V95L172 96L169 92H166V89ZM180 88H182V89H180ZM220 88H222V89H220ZM251 88H253L254 90L252 91V89ZM257 88V89H256ZM260 88V89H259ZM70 89V90H69ZM72 89L73 90H75V91H72ZM82 89V90H81ZM147 90V91H149V92H147V91H144V90ZM264 89V88H263ZM19 90H18V92H19ZM64 90H63V94H64ZM81 90V91H80ZM87 90V92H85ZM163 90V91H162ZM261 90V91H260ZM7 91V92H6ZM71 91V92H70ZM90 91V92H91ZM142 91H144V92H142ZM163 93H162V92ZM180 91H181V93H180ZM256 91V92H255ZM258 91H259V93H258ZM62 92V91H61ZM60 92V94H59V97L61 96L62 97V93ZM101 92V91H100ZM121 92V93H120ZM145 92H147V93H145ZM164 92H165V94H164ZM174 92H176V93H174ZM192 92H193V94H192ZM246 92H248V93H246ZM84 93H86L85 94V96H87V98L86 97H83L84 96ZM143 93H145V95H143ZM159 93H162V95H167L168 93L173 97H171V96H169V97H171L170 99L172 100V102H174L173 104L171 103V105H170V99H168V95H167V100L168 101H170L169 103H166L167 102V100H166V96L165 97H163L161 94H159ZM197 93V94H196ZM249 94V96L247 97L246 96V94ZM250 93H252V94H250ZM89 94V95H88ZM99 94V95H98ZM141 94V95H140ZM148 94V95H147ZM152 94V95H151ZM158 94H159V96L161 95V98L162 99H164L165 98V102H164V100H162L163 102L161 103V104H163L162 106H161V104H160V102H161V99H158V98H160L159 96H158ZM257 94V95H256ZM5 95V96H4ZM18 95L20 96V99L18 98ZM191 95V96H190ZM193 95H194V97H193ZM195 95H197L198 97H197V100L195 99L196 98V96ZM243 95H245V97H243ZM254 95V96H253ZM262 95H264V92L260 95V97L262 96ZM141 96V97H140ZM157 96H158V98H157ZM192 97V99L190 100L188 97ZM257 96V97H256ZM8 97H9V99L11 100H9L8 99ZM14 97V98H13ZM17 99H16V98ZM83 97V100L81 99ZM92 97V98H91ZM150 97V98H149ZM201 99H200V98ZM252 97H255V98H253V99H255V100H253L252 99ZM121 98V99H120ZM143 98V99H142ZM155 98V100H153ZM181 98V99H180ZM185 98H187V102H188V104H187V102H185L184 101V99ZM195 99V102L194 101H192V100H194ZM248 98H250V99H252V102H251V100L250 101H248L249 99ZM258 98V99H257ZM262 98V97H261ZM16 101V102H12V101H14V100ZM66 99V100H65ZM77 99H79V100H77ZM84 99H86V101L84 100ZM174 99V100H173ZM199 99L200 100H202L203 102H201V101H199ZM9 100V101H8ZM19 100V102H17ZM66 102H65V101ZM78 101V102H76L77 103V105H75L74 104V102L75 101ZM80 100H82V104L84 103L83 101H85L86 103H84V105H83V107H82V105L81 106H79L80 105ZM144 100V101H143ZM152 100V102H149V101H151ZM157 100H160L159 101V103H158V101ZM186 100V99H185ZM219 100V99H218ZM217 100V98H216V101H218ZM63 102V106L65 107H63L62 105H61V103ZM73 101V102H72ZM159 104V105H157V103ZM189 101H191V103L193 102V103H198V102H196V101H199V102H201L200 103V105H201V107H204L203 109H201V107H199V109L202 111H204V113H202V115H199V114H201V111H199V109L197 110V111H193V109H190V110H192V111H190V110H188L189 109V105L190 106H192V104H190V102ZM216 101H215V103H216ZM250 103V104H248V102ZM255 101V102H256ZM22 102V104H20ZM55 102V101H54ZM53 102V103H54ZM56 102H57V100H56ZM64 102L66 103V106L64 105ZM71 102V103H70ZM119 102V103H118ZM143 102V103H142ZM153 102H155L154 104H152ZM185 102V103H184ZM247 102V104H245ZM94 103V104H93ZM109 103V104H108ZM138 103V104H137ZM215 103H214V105H215ZM244 103V104H243ZM68 104V105H67ZM73 104V105H72ZM134 104H136V105H134ZM150 104V106H151V104L153 105V106H157L156 108H158V110L156 111V108L155 107H151L150 108V106H148ZM194 104V105H195ZM212 104V107L214 108V105H213V102L211 103ZM11 105V106H10ZM58 105H61V107H60V109H61V111L60 110H58L59 108H57L58 107ZM70 105H72L71 106V108H74L75 110H76V112H77V115L75 116V117H73V118H75V120L73 119V118H71L72 117V115L74 114V113H76V112H74L75 110H69L68 111V108H70L69 106ZM127 105V106H126ZM141 105V106H140ZM165 105V106H164ZM168 105V106H167ZM173 105V106H172ZM176 105V106H175ZM180 105H181V107H180ZM185 105H187V107L188 108H186L185 107ZM193 105V106H194ZM239 105V106H238ZM241 105L243 106V107H241ZM246 105V106H245ZM248 105H251V106H248ZM4 106V107H3ZM10 106V107H9ZM73 106H79L78 108L80 109L81 107V109L83 110H77L78 108H75V107H73ZM162 108H161V107ZM170 106V107H169ZM239 107V109L237 110V108ZM244 106H245V108H244ZM92 107V108H91ZM168 107V108H167ZM10 108V109H9ZM56 108V109H55ZM62 108H64V109H62ZM67 108V109H66ZM70 108V109H71ZM166 108V109H165ZM185 108L187 109V110H185ZM190 108H192V107H190ZM212 108V109H213ZM248 108H246V110H248ZM9 109V110H8ZM47 109V110H46ZM134 109V110H133ZM143 109V110H142ZM152 109H153V111H152ZM63 110V111H62ZM65 110H67V111H65ZM103 110V111H102ZM211 110V108H209V110H208V112ZM235 110H237V112L235 111ZM246 110H243L242 112H243V114L244 115H246V113H245V111ZM19 111V112H20ZM74 113H73V112ZM79 111V112H78ZM134 111V112H133ZM143 113H142V112ZM153 113H152V112ZM156 111V112H155ZM164 111V112H163ZM190 111V112H189ZM202 111V112H203ZM239 111V112H238ZM12 112V113H11ZM65 112V113H64ZM70 112V115H71V117H69V118H71V119H73V120H69V118H68V116H69V114L67 115V113H69ZM72 112V113H71ZM141 112V113H140ZM160 112V113H159ZM184 112H187V114L186 113H184ZM192 112V113H191ZM197 112V113H196ZM199 112V113H198ZM235 112V113H234ZM242 112H240V117L241 116H243V114H242ZM247 112V111H246ZM54 113H55V115H54ZM129 113V114H128ZM146 113V114H145ZM159 113V114H158ZM190 113V114H189ZM197 115H196V114ZM237 113V114H236ZM263 113V114H262ZM3 114V115H2ZM57 114H60L58 117H57ZM124 114V115H123ZM150 114V115H149ZM152 114V115H151ZM186 114V115H185ZM192 114H195V116L194 115H192ZM207 114V113H206ZM235 114V115H234ZM11 115V116H10ZM62 115V116H61ZM92 115V116H91ZM102 115V116H101ZM126 115V116H125ZM61 116V117H60ZM101 116V117H100ZM128 116H129V118H128ZM138 116V117H137ZM149 116H150V118L152 117V116H154L155 118H157V117H159V118H157V119H155V120H157V122L156 121H154V123L153 122H151L152 120H154L153 118L151 119V121H149L150 120V118H149ZM164 116V117H163ZM199 116H201V117H199ZM206 116V115H205ZM235 116H238V118L236 117V119H235ZM263 116V117H262ZM15 117V116H14ZM13 117V118H14ZM90 117H93V120H91L92 118H90ZM100 117V118H99ZM139 117H141L140 119H139ZM142 117H143V119H142ZM144 117H148V119H146V118H144ZM189 117V118H190ZM262 119H261V118ZM2 118H3V120H2ZM4 118L6 119V120H4ZM8 118V119H7ZM46 118H44V119H46ZM68 118V119H67ZM83 120H82V119ZM89 118V120H87ZM128 118V119H127ZM131 118V119H130ZM133 118V119H132ZM186 118H188V116L186 117ZM192 118V119H193ZM205 118V117H204ZM245 118V117H244ZM25 119H26V117H24V123H23V126H24V128H26L27 127V123H25ZM43 119V120H44ZM122 119V120H121ZM128 121H127V120ZM130 119V120H129ZM141 119H142V122H141ZM191 119V118H190ZM198 119V120H197ZM199 119H201L200 121H199ZM230 119H231V122H230ZM232 119H233V121H232ZM236 121H238L239 123H233L235 120ZM11 120V119H10ZM13 120V119H12ZM69 120V121H68ZM135 120H136V123H135ZM139 120V121H138ZM148 120V121H147ZM180 120H182L183 122H181ZM261 120H262V122H261ZM61 121V122H60ZM74 121H77L76 123L74 122ZM87 121H89V122H87ZM92 121H93V123H94V125H96V126H92L93 125V123H92ZM144 121H146L147 122V124L149 125V122H151V125H150V127L153 129L152 130V132L151 131H149L150 130V127H149V129H148V127L146 128V122H144ZM164 121V122H163ZM235 121V122H236ZM7 122H9V121H7ZM70 122V123H69ZM72 122H74L77 126H75L74 125V123L72 124ZM119 122V123H118ZM129 122V123H128ZM130 122H131V124H130ZM178 122H181V124L180 123H178ZM201 122V123H200ZM4 123V124H3ZM10 123V122H9ZM55 123V122H54ZM58 123V124H57ZM78 123V124H77ZM91 124L90 126H92V127H97V128H100V129H97L96 128V130L93 128L92 130H90V126H89V124ZM141 123V124H140ZM143 123L145 124V125H143ZM153 123V124H152ZM83 124V125H82ZM134 124V125H133ZM139 124V125H138ZM156 124V125H155ZM170 124V125H169ZM180 124V125H179ZM200 124H202V125H200ZM234 124V125H233ZM235 124L237 125V124H239L238 126H236L235 127ZM4 125V126H3ZM72 125H74L75 126V129H74V127L72 126ZM79 125V126H78ZM86 125V126H85ZM98 125V126H97ZM127 125V126H126ZM200 125V126H199ZM251 125V126H252ZM256 127H255V126ZM61 126V127H60ZM87 126H89V130L91 131V133H89L88 132V127ZM132 126V127H131ZM145 128H144V127ZM177 126V127H176ZM263 126V127H262ZM41 127V121H40V124L38 125V127H37V129L38 128H40ZM58 127V128H57ZM68 127H70V130L69 129H67ZM77 127V128H76ZM142 127V128H141ZM154 127V128H153ZM205 127V126H204ZM101 128H102V131H100V134L102 135V136H99L100 134H99V130H101ZM125 128V129H124ZM134 128V129H133ZM144 128V129H143ZM175 128L177 129V130H175ZM200 128H198V133H199V135H198V133L195 135V134H193V135H190L191 137H192V141L194 142L195 140H197V142H198V145L200 146V143H201V141H203V139H204V137H205V135L201 138V136L200 135H202L205 131H206V129H202V130H200V131H202V133H200V131H199V129ZM2 129H4V130H2ZM60 129V130H59ZM72 129V130H71ZM74 129V130H73ZM105 129V130H104ZM128 129V130H127ZM141 129L143 130V132H144V130L146 129V132L147 131H149V132H141L140 133V131H141ZM236 129V130H235ZM239 129H240V132H239ZM46 130V131H47ZM56 130V131H55ZM71 131L70 132V134L72 133V131H74L72 134L74 135V136H72V134L70 135L69 134V131ZM93 130H95V131H97L98 130V132H93ZM103 130H104V132H103ZM205 130V131H204ZM234 130L236 131V132H234ZM238 130V131H237ZM4 131V132H3ZM26 131H27V134L28 135H30V136H32L34 133V131L35 130H29L28 128H26ZM54 131H55V133H54ZM105 131H107L106 133H105ZM124 131V132H123ZM126 131H127V133H126ZM263 131V132H262ZM4 134H3V133ZM63 132H67L66 133V135H65V133L63 134ZM88 132V133H87ZM173 132V133H172ZM227 132H228V130H227ZM262 132V133H261ZM2 133V134H1ZM51 132L50 133H47L46 135H50V134H52ZM58 133V134H59ZM96 135L95 137L93 136L94 134ZM97 133H98V137H97ZM104 133V134H103ZM130 133V134H129ZM151 133H153V135H151ZM233 133L234 134H236V135H234V138H235V140H234V138L232 137L233 136ZM32 134V135H31ZM63 134V135H62ZM69 134V135H68ZM88 134H90V136L92 137H90ZM105 134H107V135H105ZM125 134H127V135H125ZM140 134H141V136H140ZM145 134V135H144ZM147 134H148V136H147ZM170 134H171V136H170ZM179 134V135H178ZM205 134H206V132H205ZM239 134V135H238ZM67 135L70 137H72V139H67ZM104 135H105V137H104ZM125 135V136H124ZM142 135H143V137L145 138V139H147L146 137H148V139H151L150 141L149 140H146V142L148 141V143L146 144V143H144L143 141V143L144 144H146L145 146H143V143L141 142L140 143V141L141 140H139V138L140 137H142ZM151 135V136H150ZM229 135H231V138L229 137ZM262 135V136H261ZM63 136H65V138L63 137ZM90 138V139H92V142H91V140L90 139H87L88 137ZM123 136V137H122ZM140 136V137H139ZM146 136V137H145ZM190 136L188 137V138H190ZM198 136H200V137H198ZM259 136H261L260 138H261V142L263 143H261V144H259L260 143V138H258ZM75 137V138H74ZM77 137V138H76ZM96 139H94V138ZM127 139H126V138ZM142 137V139H144ZM150 137V138H149ZM182 137V136H181ZM181 137H179V139L181 138ZM194 137V138H193ZM195 137L197 138V139H195ZM239 137H240V140H241V142H245V144H243V143H241V147L243 146V147H245L244 145H246V147L248 146V145H250V147L248 146L247 148H239L240 147V145H239V147H236L235 145H237V143L238 144H240L239 143V141L237 140V139H239ZM0 138V139H1ZM63 140H62V139ZM76 140L75 142L73 141L74 139ZM125 138V139H124ZM199 138H201V139H199ZM61 139V140H60ZM94 139V140H93ZM122 139H123V142L124 143H122ZM145 139H144V141H145ZM229 139H231V140H229ZM55 140V141H54ZM66 140V141H65ZM67 140H69V141H72L71 143L72 144H74V145H72L73 147H71V145L69 144V141H67ZM126 140V141H125ZM139 140V141H138ZM172 140V141H171ZM189 140H191V139H189ZM199 140H201L200 141V143H199ZM234 140V142L236 143V144H234V142H232ZM238 142H237V141ZM45 141V142H46ZM88 141V142H87ZM104 141V142H103ZM180 141V140H179ZM192 141H189V142H192ZM254 142V144H253V142ZM44 142V143H45ZM68 142V143H67ZM74 142V143H73ZM99 142V143H98ZM175 142V143H174ZM188 142V143H189ZM193 142H192V144H190L189 143V146H191V145H193ZM196 142V141H195ZM194 142V144L196 145L197 144V142L195 143ZM230 142H232L233 144H234V148H237L235 151H233V148L231 147L232 146V143H230ZM252 143V145L250 144V143ZM69 144L70 145V147H69V145H67V144ZM95 143H97V144H95ZM141 144V148L139 147V144ZM231 144V146L229 145V144ZM260 145H258V144ZM85 144V145H84ZM90 144H93V146L94 145H96V146H94L93 147V152H90V150H92V148H91V146L92 145H90ZM127 144V145H126ZM178 144V145H177ZM180 144V145H179ZM227 144H228V146H227ZM248 144V145H247ZM66 145L68 146L67 148H66ZM88 145L90 146V148L88 147ZM164 145V146H163ZM195 145H193L192 147V150L190 151V149H189V154L190 155H193V156H195L196 155V152H198L199 153V148L197 149V147L195 146ZM253 145H254V148H260V149H255V150H253L254 148H253ZM255 145H256V147H255ZM259 147H258V146ZM262 145V146H261ZM44 146H45V148H44ZM87 146V147H86ZM175 146H172V147H175ZM198 146V147H199ZM227 146V147H226ZM229 146L232 148V151H231V148H229ZM238 146V145H237ZM81 147V148H80ZM86 147V148H85ZM139 147V148H138ZM163 147V148H162ZM196 147V148H195ZM225 147V148H224ZM253 149H252V148ZM89 149V150H86L87 152H85V149ZM95 148V149H94ZM109 148V149H108ZM238 148H239V150L240 151H237L238 150ZM249 148H251L250 150H248V151H250L249 152V154L251 153V151H253L250 155H248V157L250 156V157H252V155L254 156V158L252 157V158H249L248 159V157H247V159H244V154H248V152H243L244 154H243V157L241 156V155H238V153H242V149L244 150H247V149H249ZM41 149H43V152H42V150ZM75 149V150H74ZM119 149H121V153H119ZM194 149V150H193ZM195 149H197V151H195ZM229 149H230V151L231 152H233V153H231V155H230V151H229ZM30 150V151H31ZM51 150H52V152H51ZM59 150V152H57V153H59V155H61V157H60V159H59V157L58 156H56L57 155V153H55L56 155H54V152H56V151H58ZM78 150V151H77ZM84 150V151H83ZM95 150V151H94ZM106 150V151H105ZM107 150H109V151H107ZM118 151L117 152V158H118V156H119V158L118 159H113V158H115L116 157V155H115V157H113L112 156V154L114 153L115 154V151ZM260 150V151H261ZM29 151V152H30ZM37 151H38V154H37ZM61 151H62V153H61ZM81 151L84 153H88V155H90V156H88L87 154V156L86 155H84V157L82 158L80 155L82 154L81 153ZM193 151H195V152H193ZM69 152V153H68ZM192 154H191V153ZM228 152H229V154H228ZM237 154V156L235 155V153ZM238 152V153H237ZM36 153V154H35ZM40 153V154H39ZM90 153V154H89ZM91 153H93V155L91 154ZM256 153V154H255ZM264 153V150H262L261 151V154L262 155H264L263 154ZM51 154H53V156H50L49 157V159L51 160V161H47V159H48V156L49 155H51ZM76 154V155H75ZM187 155L188 157L190 156V155ZM234 154V156H232ZM260 154V155H261ZM36 155V156H35ZM92 155V156H91ZM104 155V156H103ZM198 155V154H197ZM197 155H196V158H193V156L190 158H187L188 159V161H187V166H188V169H190V168H194V173L193 174H195V167L194 166H196V168H197V165H198V158H199V155H198V158H197ZM228 155V156H227ZM230 155V156H229ZM256 155H258L259 157V161L257 160V156ZM78 156H79V158L81 157L82 159L80 160L79 158H78ZM86 156V157H85ZM99 156V157H98ZM111 156L113 157L111 160H110V158H111ZM220 156V155H219ZM239 156V158L240 157H242L243 159H239V161L240 160H242V162H240L239 163V161H237V164L238 165H240V166H238L237 164H236V162H234V160L236 159V160H238V157ZM36 157V158H35ZM52 157H55L54 159L56 160H54ZM157 157H159V158H157ZM229 157H231V160H230V158ZM232 157H236L234 160L232 159ZM34 158L36 159V160H34ZM61 158H64L63 160H64V162L63 163H61ZM224 159V161H223V159ZM262 158H264L263 156H262ZM27 159V158H26ZM76 159H78L80 162H78V160H76ZM101 159V160H100ZM186 159V160H187ZM194 159H198L197 161L195 160L194 161ZM221 159V160H220ZM251 159H252V164L250 163V161H251ZM253 159H255L254 161H253ZM33 160L35 161V162H38V163H32L33 162ZM38 160V161H37ZM40 160V161H39ZM62 160V161H63ZM84 160V161H83ZM117 160V161H116ZM189 160H190V162H191V164H192V167L191 166H189ZM218 160H220V161H218ZM229 162H228V161ZM235 160V161H236ZM243 160H244V163H246L247 162V164H244L243 163ZM245 160H247V161H245ZM78 162V164L79 165H77V162ZM110 161H111V163H114L113 161H115V163H114V165H110L109 163H110ZM192 161H193V163H192ZM218 161V162H217ZM248 161H249V163H248ZM43 162V163H42ZM48 162V163H47ZM146 162V163H145ZM220 162H221V164H220ZM232 162H234L233 163V165H237V167L236 166H233L231 163ZM255 162V163H254ZM41 163V164H40ZM99 163V164H98ZM103 163V164H102ZM195 163V165H193ZM197 163V164H196ZM226 163H227V165H226ZM242 163H243V165H245V166H243L242 165ZM257 163V164H258ZM26 164H28L27 166H26ZM37 165L36 167H34V166H29V165ZM62 164V165H61ZM108 164H109V166H108ZM224 164L226 165L225 167H227V169H229V168H231L230 167V164H231V166H232V169L235 167L236 169H237V171L236 170H234L233 171V173L235 174H238V177L236 178V174L234 175H232L231 173H232V169L230 170V172L228 171H226V168L224 167ZM249 164V165H248ZM251 164V165H250ZM40 167H39V166ZM220 165V166H219ZM229 165V166H228ZM247 165V166H246ZM62 166V167H61ZM98 166V167H97ZM101 166V167H100ZM111 166V167H110ZM112 166H114V167H112ZM199 166V165H198ZM206 166V165H205ZM248 166H250V167H248ZM259 166V167H258ZM78 167V168H77ZM107 167H108V169H107ZM190 167V168H189ZM210 167V168H209ZM229 167V168H228ZM243 167L246 169V171L243 169ZM253 167V168H252ZM263 167H264V164H263ZM34 169V168H36V169H34V172H32V170L31 169ZM62 168V169H61ZM110 168V169H109ZM222 168H224L225 169V171H224V169H222ZM239 168H242L243 169V171L241 172L240 170H239ZM260 168V169H259ZM31 171H30V170ZM38 169V170H37ZM58 169V170H57ZM60 169V170H59ZM78 169V170H77ZM153 169H156V167L155 168H153ZM209 169V170H208ZM212 169H215V170H213L214 172L215 171H217V175H218V177L216 176V174L215 173H213L212 172ZM30 171V173H29V171ZM75 170H77L76 172L78 173V174H74V173H76L75 172ZM211 170V171H210ZM238 170L240 171V177H239V173H238ZM248 170H249V172H248ZM52 171H54V172H52ZM61 171V172H60ZM122 171V172H121ZM187 171V172H186ZM185 171V173H184V175L182 176V181L183 180H185L183 183H182V181H180V182H178L177 184H176V182L178 181V179L180 180V177H181V175H180V177H178V179H177V181L174 183V185H173V190H172V192H175V191H179V192H181V190L182 189H180V190H178L179 188H177V190H175L174 191V189H176V187H177V185L180 187V186H184V185H187V184H185V183H188L189 184V182L188 181H186V178H187V180H190V178L191 177H189L188 178V176L190 175V176H192L191 175V173L193 172V169H192V171H190L189 172V170H186ZM207 172H209L207 175H206V173ZM218 171L219 172H221L222 171V173H218ZM236 171V172H235ZM32 172V173H31ZM55 172H60V176H59V179L57 180V187H54V189L52 188L51 190H52V192H51V190L50 189H48V184L46 183V182H48L47 181V179H48V175L51 173V174H53V175H55L56 173ZM74 172V173H73ZM116 172H117V174H116ZM213 173V175L212 176H216L215 178L216 179H214V177H210V178H208L207 176H209L210 175V173ZM223 172H225V173H223ZM243 172H244V177L243 178H245L244 180H243V178H241L242 176V174H243ZM258 172H262L261 174L259 173L258 174ZM34 173V174H33ZM143 173V174H142ZM188 173H190V174H188ZM205 173V174H204ZM211 173V174H212ZM229 173V174H228ZM36 174V175H35ZM59 174V173H58ZM215 174V175H214ZM220 174H222L221 176H223V174H225L223 177H225V176H227V179H225V178H223V179H225V180H223L222 182L220 181L221 179L219 178V176H220ZM227 174V175H226ZM231 174V175H230ZM255 174V178H254V175ZM52 175V176H53ZM76 175V176H75ZM88 175V176H87ZM109 175V176H108ZM115 175V176H114ZM204 175H205V177H204ZM228 175H230V176H228ZM256 175H258V176H261V177H259V180H261L260 182L258 181V177L256 176ZM21 176H22V174H21ZM51 176V175H50ZM49 176V177H50ZM51 176V177H52ZM72 176H74V178L76 177H78L79 179H74V180H76V182H77V180H78V184L77 183H75V181L72 179ZM118 176V177H117ZM185 176H187L185 179H183ZM211 176V175H210ZM231 176H232V178H233V176L235 177V178H231ZM263 176V177H262ZM29 177V178H28ZM117 177V178H116ZM252 179H251V178ZM25 178H26V180H25ZM115 178V179H114ZM192 178H193V176H192ZM191 178V179H192ZM213 179V180H215V181H212L211 183H209L210 182V179ZM218 178H219V180H218ZM230 178V179H229ZM247 178H249V179H247ZM256 178H257V180H256ZM260 178H262V179H260ZM50 179V178H49ZM48 179V180H49ZM114 179V180H113ZM116 179H118L117 181H116ZM237 179H239V180H237ZM242 179V180H241ZM247 179V181H246V183L247 184H245L244 183V185H243V182L245 181ZM24 180H25V182H26V184L24 183ZM46 180V181H45ZM72 182H74V186H75V190L74 191H72L71 193H70V191L71 190H73V188L68 192L69 193V195L66 197H63L64 196V191H63V188L65 187V185H67L69 182L71 183V181ZM100 180V181H99ZM152 180V181H151ZM227 180H233V182L232 181H230L231 183H233V184H231L229 181H228V184L226 183V181ZM235 180H237V181H235ZM240 180H241V184H239L240 183ZM250 180H251V182H252V180L254 181L255 180V182H253V183H251L250 182ZM111 181H112V184H114V182H115V185H113L112 186V184H111ZM114 181V182H113ZM216 181H218V183L220 184V182H221V184L220 185H218V184H216V185H218V187L219 188H217V189H221L220 191H218L217 189V191L220 193H222V191H224L225 190V187L224 186H226L227 187V185H228V187H229V185L231 186L232 185V187H229V190H225L221 195L220 194H218V192H217V194L218 195H220L221 197L220 198H222L221 200L219 199V201H223L222 202V204H224V205H222L219 201H218V198H219V196L216 194V197H217V201L219 202H216V203H218L217 204V206L218 207H214L215 206V204H214V208L212 207V209H215V208H218L217 209V211L216 210H214V212H215V214H214V212H213V214H214V216H216V217H214V216H212L213 214L212 213H206V210L209 208L208 207V204H205V202L204 201H212V198L210 199L209 197L211 196H213L214 197V193L212 192L210 195H206L207 193L209 194L210 192V187L211 186H213L214 187V185H215V182ZM44 182L46 183V186L44 185ZM100 182V183H99ZM224 182H225V184H227V185H225L224 184ZM252 184H250V183ZM37 183V184H36ZM202 184V186H203V188H202V186L200 187V189H204V190H206L205 192L204 191H202V190H198V188H199V184ZM217 183V182H216ZM250 185H249V184ZM257 184V185H253V184ZM258 183L260 184H262L263 186L262 187H258V186H261V185H258ZM41 184V185H40ZM43 184V185H42ZM75 184H77V186L78 187H76V185ZM108 184V185H107ZM111 184V185H110ZM175 184H176V187H175ZM181 184V185H180ZM208 184H210V185H208ZM235 184V186L233 187V185ZM35 185V187H34V189L36 190V192L38 193V191H37V189H39V187L41 186L42 188H40L41 189V191H39L40 193H38L39 195H37V209L34 211V213H35V215H34V213L32 214V216L34 215L35 217H31V214L29 213H27V211L26 210H28L29 211V207L27 206V202H29V200H30V202H31V199H33V197H34V195L30 192V191H32L33 190V187H31V186H34ZM36 185H38L39 187H37ZM215 185V186H216ZM224 185V186H223ZM238 185H240L242 188H238L239 186ZM73 186V187H74ZM110 186H112V187H110ZM180 187V188H185V187ZM188 186V185H187ZM221 186V187H220ZM236 186H238V187H236ZM247 186V187H246ZM252 187L253 186V188H254V186H257V187H255V189L256 188H262V189H260L261 191H259L258 189H256V190H258V191H255V189H251V191H249V192H252L253 190L255 191H253V193H255L256 194V196H258V193H260V197L261 196H263V198H259V196H258V198L256 199V198H254L252 201H254L255 200V205L253 206V207H251V209H249V207L250 206H252L254 203L253 202H250L249 201V199H245V200H247V202L249 203H252V204H249L248 205V203L247 202H245V200L243 199L245 196H243L242 195V193L243 194H247V192L248 191H246L247 189H250L249 187ZM30 187H31V190H30ZM208 187H209V189H208ZM212 187V188H213ZM222 187H224L223 189H222ZM245 187H246V189H245ZM37 188V189H36ZM57 188V189H56ZM135 188V189H134ZM142 188V189H141ZM207 188V189H206ZM235 188V189H234ZM238 188V189H237ZM244 188V189H243ZM215 189V187L212 189L213 191H215L214 190ZM240 189V191H239V193L237 192V190H239ZM241 189H243L244 190V192H243V190L241 191ZM23 190V191H22ZM30 190V191H29ZM35 190H33V192H35ZM50 190V191H49ZM53 190H55V191H53ZM137 190V191H136ZM236 190V191H235ZM121 191V192H120ZM135 191V192H134ZM183 191V190H182ZM199 191H201V193L199 192ZM29 192H30V196H29ZM35 192V193H36ZM176 192V193H177ZM184 192V191H183ZM183 192H181L180 194H176V193H172V195L174 196V199H177V198H180L181 196H182V194H183ZM199 192V193H198ZM203 192V193H202ZM237 192L238 194H237V196H235V193ZM240 192H241V194H240ZM248 192V193H249ZM258 192V193H257ZM262 192V193H261ZM34 193V194H35ZM68 193H66V195L68 194ZM104 193V194H103ZM133 193V194H132ZM227 193V194H226ZM253 193H251V197L250 196H248V198L250 197V199H252V197H254V195L255 194H253ZM91 194V195H90ZM174 194H176V196L178 195V197L176 198V196L174 195ZM204 194H205V196H204ZM213 194V195H212ZM240 194V195H239ZM250 194V193H249ZM262 194V195H261ZM21 195V196H20ZM33 197H32V196ZM36 195V194H35ZM97 195H98V198H100V200L99 201H101L100 202V204H98V199H96V197H97ZM131 195V196H130ZM179 195H180V197H179ZM193 195V194H192ZM227 195V196H226ZM54 196H62L61 197V199H66V201L64 200H62L63 201V204H64V206L63 207H60V211L59 210H57V215H56V217H57V219H55V220H57V222H55L54 221V231L50 234V238L49 239H47L46 241L44 240V237H45V230L43 231L44 233H42V231L40 230V225H41V223L44 221V220H46L45 222H43L42 224L44 225V223H45V225H47L48 224V220H47V218L45 217V215H47L48 214V212L46 213V210H47V207L49 208V206H48V204L50 203V201H51V203H52V201L53 200H51V199H53V197ZM100 196V197H99ZM173 196H171V200H172V205H171V207L173 206V202H174V206L176 205V206H178L179 204H180V202L182 201V198H180L181 200H179V201H177V200H174V199H172L173 198ZM233 196H234V198H233ZM238 196H243V197H239L238 198ZM246 196V197H247ZM30 197H31V199H30ZM102 197V198H101ZM193 197H194V199H193ZM197 197H198V199H197ZM207 197L210 199H208V200H206L207 199ZM245 197V198H246ZM29 198V199H28ZM50 198V199H49ZM93 198L94 199H96L95 201L97 202H95V204L98 206L99 205V207H97L96 206V208H94L95 206H94V203H93ZM242 198V199H241ZM102 199V200H101ZM195 199L196 200H198L197 202H195ZM203 199V200H202ZM234 199H236V201L237 200H241L242 202H243V204H241V203H239V204H241V205H239V209H240V206H242L241 207V209L243 208V210H241L242 211V215L239 213L240 212V210L238 209V211L236 210L237 208H238V202H240V201H237V204H236V202L234 201ZM174 200V201H173ZM175 201H177V202H175ZM225 201V202H224ZM227 201V202H226ZM65 202V203H64ZM189 202V201H188ZM208 202V203H209ZM245 202V203H244ZM261 203L260 204H262L263 203V205H264V201H260ZM19 203V204H18ZM90 203H93V207H91L92 206V204H90ZM115 203V204H114ZM176 203V204H175ZM177 203H178V205H177ZM207 203V202H206ZM227 203V204H226ZM235 204L236 205V207H235V205H232V204ZM30 204V203H29ZM245 204H247L248 205V207H246L247 205H245ZM109 205V206H108ZM135 205V206H134ZM196 205V206H197ZM199 205V206H200ZM204 205V206H203ZM220 205H222V206H220ZM234 207V208H232V206ZM245 205V206H244ZM259 205V206H258ZM173 206V208L172 209H175V207ZM191 206H193V207H191ZM230 206H231V208L233 209V212H234V210H235V212L238 214V216L240 217H238L237 215H236V213L234 212H232V209H230ZM246 207V208H244V207ZM257 206V208H255ZM28 207V208H27ZM128 209H127V208ZM190 207H191V209H190ZM219 207H221V209H219ZM18 208V209H17ZM62 208V209H61ZM92 208V209H91ZM188 208H189V210L190 211H188V212H192V214L191 213H188V214H186L187 213V210H188ZM192 208H195L194 210L192 209ZM197 208H198V210H197ZM201 208V209H200ZM225 210H224V209ZM252 208H254V210L252 209ZM261 208V209H260ZM171 209V210H172ZM187 209V210H186ZM211 208H209V210H210ZM231 210V213H230V211L229 210ZM245 209V210H244ZM247 209V210H246ZM250 211H249V210ZM14 210V211H13ZM115 210H118L119 211V214H118V217H117V215L115 216V215H113V217H110V215L112 216V214L113 213H115ZM191 210H193V211H195V212H193V211H191ZM48 211V210H47ZM118 211H116L117 213H118ZM208 211V210H207ZM228 213H227V212ZM247 211V212H246ZM248 211H249V214H250V212L251 211H253V213H254V211H255V214H250V216L251 215H253V216H249V217H247L246 216V214L248 213ZM19 212V213H18ZM110 212V213H109ZM209 212H211V210L209 211ZM224 212H226V214L228 215V218L230 219V220H232V218H230L229 216H231L232 217V215L231 214H234V215H236V217H238L239 219H241V223H240V226H238V224H239V222H240V220L239 219H237L236 221H238L237 223L233 220L232 222H233V225H234V223H235V225H237L236 226V228H238L239 229V231H237L236 230V228L235 229H233L234 227H235V225L233 226L232 224L230 225V223H231V221L227 218V220H226V217H227V215L224 213ZM14 213V214H13ZM134 213V214H133ZM137 213V214H136ZM245 214V216H246V218H248V219H246V218H244V214ZM27 215V217H29V219L27 218V219H25L26 218V215ZM42 214V215H41ZM171 214V213H170ZM210 214H212V215H210ZM223 214H225V215H223ZM15 215V216H14ZM29 215V216H28ZM76 215V216H75ZM78 215V216H77ZM99 215V216H98ZM123 216L122 217V221H121V218H120V216ZM234 215H233V217H234ZM258 215V216H257ZM259 215H260V217H259ZM168 217H169V214L167 215ZM167 216H164V218L166 219L167 218ZM209 216H211V217H209ZM4 217V218H3ZM115 217V218H114ZM236 217H234L233 219H235ZM243 219H242V218ZM256 217V218H255ZM22 218V219H21ZM24 218V219H23ZM46 218V219H45ZM111 218H113L114 220H116L115 222H114V220H111V223H109L110 222V219ZM117 218V219H116ZM163 217H161V219H162ZM163 218V219H164ZM169 218H171V215H170V217ZM169 218H167L165 221H167V223H166V225L168 224H171L174 220L173 219H175V218H173L172 217V222H171V220L169 219ZM197 218H195V219H197ZM215 218H217V219H215ZM249 218H251V219H249ZM255 218V219H254ZM16 219H17V221H16ZM19 219H20V222H21V220H22V223H19ZM31 219V220H30ZM33 219V220H32ZM120 220V221H117V220ZM162 219V220H163ZM246 219V222L248 223V222H250V223H248V224H245L244 222V220ZM14 220L17 222L16 224L14 223ZM24 220V221H23ZM31 221V223L28 225V221ZM42 220V221H41ZM108 220H109V222H108ZM164 220H163V222H164ZM170 220V221H169ZM200 220V221H199ZM222 220V221H221ZM228 221V223H229V225L232 227L233 226V228H231V230L230 229H228V227H230L229 225H228V223L226 222V221ZM249 220H252V221H249ZM32 221H34V222H32ZM230 221V222H229ZM244 221V222H243ZM254 221V222H253ZM255 221H257V222H255ZM10 222V223H9ZM24 222H28L27 224H24ZM107 222L110 224V228H108L107 227V225H109V224H107ZM117 222H119V223H117ZM162 222V223H163ZM171 222V223H170ZM191 222V223H190ZM199 222V223H198ZM202 222V221H201ZM257 223L256 225L259 227H257L256 228V231H255V225H253V223ZM260 222H261V225H260ZM12 223H14L15 224V226H13L14 224H12ZM114 223H117V224H114ZM243 223L246 225H244L246 228H248V229H246V228H244V230L243 231H241L242 229H241V225H243ZM21 224H23L22 225V228H21ZM99 224V225H98ZM164 225H165V222L163 223ZM210 225H212L211 224V221H210V223H209ZM208 224V225H209ZM18 225H20V226H18ZM28 225V226H27ZM42 225V226H43ZM44 225V226H45ZM104 225H106V226H104ZM113 225H115L114 227H111V226H113ZM165 225V226H166ZM167 225V226H168ZM228 225V226H227ZM43 226V227H44ZM98 226V227H97ZM157 226V227H156ZM249 226V225H248ZM252 226H254L253 228H252ZM264 226V225H263ZM28 227V228H27ZM49 227V226H48ZM106 227V230H107V228H108V230L105 232L104 230H103V232H105V233H100L101 232V230H102V228L104 229ZM212 229V230H210V229ZM10 229V230H11ZM21 229V230H20ZM39 229V230H38ZM53 229V228H52ZM232 229L234 230L233 232H232ZM32 232H31V231ZM110 230H111V232H110ZM155 230H157V231H155ZM184 230V231H183ZM198 230V231H197ZM200 230V231H199ZM207 230H208V232H209V235H208V233H207ZM214 232V233H212L213 235L211 236V232ZM236 230V231H235ZM246 230V231H245ZM247 230L249 231L248 233H246L247 232ZM257 230H260V232L261 233H259V231L257 232ZM5 231H9V229L8 230H4L3 232H5ZM42 233V234H44L43 235V238H41V236L40 235H42L40 232ZM61 231H62V234H61ZM203 231H204V233H203ZM229 231V232H228ZM86 232V233H85ZM130 232H132L131 230L129 231V233ZM155 232V233H154ZM161 232V233H162ZM200 232V233H199ZM202 232V233H201ZM228 232V233H227ZM234 232H236V233H234ZM262 232H263V235H262ZM67 233H68V235H67ZM188 233V232H187ZM202 236V234H204V237L202 236H200L199 234ZM216 233V234H215ZM223 233V234H222ZM232 233V234H231ZM234 233V234H233ZM53 234V235H52ZM106 234V235H105ZM131 235H132V233H130ZM205 234H206V238H205ZM228 234H230L229 236L231 237V238H229L228 237ZM235 234H236V236H235ZM260 234V235H259ZM4 235V236H3ZM15 235H16V233H15ZM157 235V239L155 240V236ZM160 235H162V234H160ZM182 235H184V236H182ZM219 235V236H218ZM234 237H233V236ZM245 235V236H244ZM180 236H182V237H180ZM185 236L187 237V240L186 239H184L183 241H182V238H185ZM193 236H194V238H193ZM197 236H199V237H197ZM211 236V237H210ZM214 236V239L212 240V237ZM215 236H217V237H215ZM257 236V237H256ZM261 236H263V240H261ZM15 237V238H14ZM40 237V238H39ZM91 237V238H90ZM109 237V236H108ZM110 237H111V235H110ZM132 239H134V234L132 235ZM179 237L181 238V241L182 242H184L182 245H180V241H177L176 242V244L175 245H173V243H175L174 242V239H177V240H180L179 239ZM195 237L196 238H198V239H200V240H197V239H195ZM208 237V238H207ZM226 237V238H225ZM4 238V239H3ZM14 238V239H13ZM17 238V239H16ZM57 238V239H56ZM189 238H193L192 240H194V241H190V239ZM203 238V239H202ZM211 238V239H210ZM220 238H221V240H220ZM223 238V239H222ZM229 238V239H228ZM260 238V239H259ZM108 239V240H107ZM131 239V236H129V234H128V238H127V240L126 241H123L124 243H123V251L124 252H127V251H129L131 248V245H132V243L129 241V240H132ZM219 239V240H218ZM256 239V240H257ZM51 240V241H50ZM98 240V241H97ZM100 240V241H99ZM107 240V241H106ZM120 240H122V237H120ZM214 240H216V241H214ZM217 240H218V242H217ZM240 240V241H239ZM255 240V241H256ZM260 240H261V242H260ZM39 241L41 242V241H43V242H41L40 244L41 245H38L39 246V252H37V254L39 253V255L37 256V258H29V257H33V253L32 254H30L31 253V251L30 250H33V248H32V246H34V245H37L38 243H39ZM57 241V242H56ZM106 241V242H105ZM129 241V242H128ZM133 241V240H132ZM187 241H189V242H187ZM217 242L216 244H214L215 246H213V243L214 242ZM255 241H252L253 243H252V245L253 244H255V245H257V242H255ZM149 242V243H150ZM163 244H162V243ZM179 242V244H177ZM181 242V243H182ZM192 242V243H191ZM194 242H197L198 244L200 243L201 244V242H202V244H201V246H199V245H197V243L195 244ZM241 242V247H242V245H243V243ZM16 245H15V244ZM43 243H44V245H43ZM64 243V244H63ZM103 243V244H104ZM125 243H126V245H125ZM131 243V244H130ZM159 243H160V245H159ZM190 245H189V244ZM212 243V244H211ZM61 244V245H60ZM186 244H188V245H186ZM264 244V243H263ZM1 245V247H2V244H0ZM157 245V244H156ZM180 245V246H179ZM194 247H193V246ZM196 245V246H195ZM203 245V246H202ZM221 245V246H220ZM248 245H250V243L248 244ZM252 245H251V247L249 248L248 246V248H246V253H249L248 255L245 253L244 254V256L242 257L243 259L244 258H246V256H247V261L246 260H243V259H240V262H239V264L241 263V262H245V263H242V264H254L255 263V261L257 260V259H260V261H258L257 260V262H259L258 264H263V259H264V250L261 248L262 246H264V245H262L261 247H260V245H257L258 247H260L262 250H259V248L257 249L256 247H255V245L252 247ZM40 246L42 247L41 249H40ZM93 246H94V249H92L93 248ZM178 246V247H177ZM189 246V247H188ZM237 246H236V249H232L233 251H238L239 249L237 248ZM58 247V248H57ZM156 247V246H155ZM190 248L191 247V253H190V251L188 252V251H186L188 248ZM258 250H256L255 248ZM49 248V249H48ZM82 248V249H81ZM90 248V250L92 249V253H95V254H92L91 252H90V255L92 256H90L89 255V251H88V249ZM158 248V247H157ZM166 248V247H165ZM168 248V247H167ZM186 250H185V249ZM253 250H252V249ZM97 249L99 250V248H98V246H97ZM154 249V250H153ZM248 249V250H247ZM250 249V250H249ZM254 249L256 250V251H254ZM41 250V251H40ZM85 250H87L88 251V253L85 251ZM150 250V251H149ZM185 250V252H183ZM10 251V252H9ZM12 251V252H11ZM30 251V252H29ZM46 251V252H45ZM153 253H152V252ZM174 251V252H173ZM9 252V253H8ZM33 252V251H32ZM43 252V253H42ZM84 252H85V254H88L87 255V257H89V258H91L90 260H89V258H86V256H85V254H84ZM145 252H146V255H145ZM151 252V253H150ZM165 252H166V255H165ZM173 252V253H172ZM232 252V253H231ZM250 252L252 253V254H250ZM261 252L263 253V254H261ZM11 253V254H10ZM27 253H28V255H27ZM172 253V254H171ZM190 253V254H189ZM231 255H230V254ZM234 253H236V252H234ZM255 255H254V254ZM8 254V255H7ZM84 254V258H85V260L86 259H88V260H83L84 258H83V255ZM147 254H149V256L152 254V257L151 258H149V257H146L147 256ZM182 255L181 256V258H179L180 257V255ZM261 256H263V257H260L259 258V256L260 255ZM155 255V256H154ZM157 255V256H156ZM230 255V257H231V259H228V256ZM256 255H258L257 256V259H253L254 258V256H256ZM5 256V257H4ZM27 256V257H26ZM35 256V257H36ZM167 256V257H166ZM224 256V257H223ZM227 256V257H226ZM6 257H7V259H6ZM175 257H177V259H175ZM191 257V258H190ZM224 258V259H222V258ZM225 257H226V259H225ZM229 257V258H230ZM234 257V256H233ZM28 258V259H27ZM81 258H83L82 260H81ZM142 258V259H141ZM145 258L147 259V260H145ZM163 258V259H162ZM250 258V259H249ZM252 258V259H251ZM256 258V257H255ZM262 258V259H261ZM27 259V260H26ZM32 259V260H31ZM148 259H150L151 261L149 262L148 261ZM170 259V260H169ZM177 260V261H175V260ZM181 259V260H180ZM220 259V260H219ZM221 259H222V261H221ZM26 260V261H25ZM82 261V262H80V261ZM142 260H144V261H142ZM218 260V261H217ZM227 260H230V261H228L227 262ZM243 260V261H242ZM255 260V261H254ZM3 261H5V263L3 262ZM34 261V262H33ZM51 261V262H50ZM141 261H142V263H141ZM161 261V262H162ZM180 261V262H179ZM2 262V263H1ZM29 262V261H28ZM27 262V263H28ZM78 262V263H77ZM174 262V263H173ZM179 262V263H178ZM211 262V263H210ZM249 262V263H248ZM254 262V263H253ZM256 262V263H257ZM31 263V262H30ZM137 263V262H136ZM136 263H134V264H136ZM107 264H115V262L112 260V261H110V262H108ZM160 264V263H159ZM238 264V263H237Z\"/></svg>","mask_w":264,"mask_h":264},{"label":"bare ground","instance_id":"bare-ground-1","mask_svg":"<svg viewBox=\"0 0 264 264\" xmlns=\"http://www.w3.org/2000/svg\"><path fill=\"white\" fill-rule=\"evenodd\" d=\"M21 1H22V4H23V3L25 4V3H28V2H29L28 0H27V2H26V0H0V3H1V4H0V24H1L0 26H1L2 28H3V27H6V26L2 25V23H3L4 21H6L5 19L8 20L9 16H12V17H10L9 19H11V18H13V17H15V19H16V14H15V15H14L13 13H12V15H10V14H11V11H13L14 9H17V8L19 9V7L21 6ZM23 1H25V2H23ZM59 1H60V0H59ZM59 1H58V2H59ZM83 1H84V0H61L60 3L57 4V10H56V11H57V12H56L57 15L59 14L58 17L56 16V19H58V22L52 20L54 23H53V22H50V21L46 23V22H45L46 19H45L44 22H45L47 25H46L45 23H44V25H46V26H44V25L41 23L42 21H41L40 23L43 25L42 27H45V28H44V29H45L44 31H45L46 34L43 35V34H44V31H43V29H41V27H40V28L38 27L39 30L42 31L41 33L38 32L39 30L37 29V27H35V30L37 29V30H36V32H37L36 34H38V35H43V36H41V37H39L38 35H37V37H36V35L33 36V35L35 34V32H34L35 30H34V31H33V35H31L30 38L28 37L30 41H32V40H34L35 38H37L35 42L32 41V42H33L32 44L29 43V44H31V46H33V44L35 43L34 46H33L35 52H37V50H40V45H41V50L43 49L42 46H44V45H48V46L50 47V50H48V48L45 49V50L43 49V51H42V52H39V53L42 54V53H43L44 51H46V50H47L46 54L48 53V51H50L49 53L53 52L54 56L56 55V57H59L60 61L62 60L60 63L64 62V61H65L64 59H67V60H68V58H70L69 55H71L72 52H73V54H72V56H71V58H70V60H69L68 62H67V61L64 62V63H66V65L64 66L65 68L62 69L63 71H62V70L60 71V70L58 69L56 63L53 62V61H49V60H48L47 63L43 64V65L48 66V68L50 69V71H49L46 75H43V76L40 78V82H39L38 85H36V86H34V87H31V88H33V89H32L30 92H27V93L25 92L24 95H23V92H24V91H23L22 89H23L24 87H23V88L21 89V91H20V90L15 86V90L17 89L16 91H17L18 94L22 92V96H23V97H21L22 100H20V101L23 102V105H21V109H22V107H23V109H22L21 111L19 110L20 112L17 111L18 114H17V113H16V114H13V115H12V118H10L11 120L8 119V118H7L8 120H6V119L4 118V120H6V121H4V122L8 123V124H5V125H6V126L9 125V126L5 127V128H7V129H6V132L3 131L5 134L2 132V133L4 134V136L1 135L2 138L0 137V138H1V139H0V216L2 215V213H3L4 211L6 212L7 209H8L7 211H9V209L13 208L14 203H15V198H16V196L19 195L18 193L21 191L22 187H26V186H27V184H26V182H25V180H26V178H27V176H28V175H26V174H28V173H26L27 170H24V171H26L25 174H24V175L26 176V178H25V180H24V183H25L26 185L23 184V179H24V178L22 179V177H24V175H23L24 172H21L23 168H26V167H24V165H25V163H26L25 160H27V163H28V160H29L28 158H29V157H31V158L33 157V154H34V151H33V150L35 149V152H36V150L39 151V150H40L39 148H40L41 146H43V144H47L48 141H46L45 139H46L48 136H49V137L52 136V135H53L52 131H53L54 128H56V127H55V126H56L55 124H56V122H57L56 120H58V119H56V120L54 121L55 123L53 122V120H54L53 118H54V117L56 118V116L53 117V116H52L53 114H52L51 117H53V118H51V117L49 116V118L44 117V118H46V119H44V118L41 117V113H42V111H43L47 106H49V105H51V104H55V105H57L58 103H60V102H59L60 98H61V100H62V98H63V97H66L67 94H68V95H69V94H70V95H73V94H72L73 92H72V93H69V91H68L67 94L65 95V91H66V90H64V89L61 90L62 92H61V91L57 92V90H58V89L60 90L59 87H60L61 85H64V83H65L68 79L70 80L69 82H71V80H73L75 76H78V75L81 73V70H83L82 68H80L81 70L79 69L80 71L77 70L78 67H79L78 64L81 65L80 62H81L83 59H85V52H83V46H84V44H83V46H82V42L84 43V41H83L84 38H83V36H82L83 39L81 38V40H82V42H81V40H80V36H81V35H80L79 33H77L78 30L80 29V28H78V25H79L78 23L81 24V23L84 21V24H85V22L87 21V18L90 17V13H91V15H94V16H93V19H94V20H92V22L95 21V20H96V21H99V20L101 19V17H102V16H101V15H102L101 10L98 9L99 11L97 10V12H95V13L89 12L90 10L87 9V7L83 4ZM110 1H111V0H110ZM110 1H109V0H108V1H106V0H98V6H99V2H100V4H103V6H104V3H106V2H109V3H110ZM113 1H114V0H113ZM120 1H121V3H125V2H124L125 0H124V1H123V0H119V2H120ZM122 1H123V2H122ZM129 1H131V0H129ZM129 1H128V3H127V4H128V8H129V4H131V6L133 5V3H130ZM145 1H147V0H145ZM151 1H153V0H151ZM195 1H196V0H195ZM195 1H193V2L195 3ZM203 1H204V3L206 2L205 4H207V7H208V5H209V7L206 8V9L203 8L202 14H204V17H205V20H206V21L208 20L209 23L212 22V23L214 24V25H212V24H207L208 22H207V23H204V24L206 25V27L203 28V29L205 30V29L207 28L208 25H212V26L209 27V29H211L210 31H209L208 29H206V30L209 31V34H210V32H211V33L213 34V36H216V35H215L216 32L219 33L218 30L221 29V28H219L220 25L223 24V23H225V22L222 21L223 23L220 24L221 20H224L225 17L227 16V15L225 14L224 11H226V13H227V11H228L229 9L226 10V8H227V5H230V4H229L228 0H210L209 2H208L207 0H203ZM203 1H202V2H203ZM239 1H240V0H239ZM247 1L250 2V0H247ZM253 1H254V0H253ZM253 1L251 0V2H253ZM255 1H257V0H255ZM258 1H259V0H258ZM31 2H32V1H31ZM132 2H133V1H132ZM134 2H135V0H134ZM139 2H140V1H139ZM153 2H154V1H153ZM169 2H170V1H169ZM191 2H192V1H191ZM202 2H201V3H202ZM230 2H231V1H230ZM233 2H234V0H233ZM245 2H246V1H245ZM245 2L243 1V2H242V5H243V3H245ZM251 2H250V3L246 2V3H248V6H249L248 8H249V10H250V8H251L250 6H251V5L253 6V4H251ZM259 2H260V1H259ZM259 2H258V3L256 2V3L260 5L261 2H260V3H259ZM109 3H108V4H109ZM111 3H112V2H111ZM141 3L143 4V3H144V0H143V1L141 0V2L139 3V4H140V7H141ZM145 3L147 4V2H145ZM145 3H144V4H145ZM198 3L200 4V2H198ZM208 3H210V4H208ZM253 3H254V2H253ZM256 3H255V4H256ZM262 3H264L263 0H262ZM262 3H261V4H262ZM28 4H30V3H28ZM117 4H118V3H117ZM139 4H137V5H139ZM149 4H152V2L149 3ZM160 4H161V3H160ZM160 4H159V5H160ZM165 4H166V3H165ZM199 4H198V5H199ZM205 4H202V5H205ZM233 4H238V3H236V0H235V2H234ZM233 4H232V5H233ZM240 4H241V3H240ZM240 4H239V6H240ZM250 4H251V5H250ZM257 4H256V6H255L256 9H258V8H257ZM53 5H54V4H53ZM192 5H193V4H192ZM196 5H197V4H196ZM202 5H201V6H202ZM259 5H258V6H259ZM23 6H25V8H26L28 5L26 6V4H25V5H22V7H23ZM100 6H101V5H100ZM105 6H109V5H107V3H106ZM122 6L126 7L127 5L125 6V4H124V5H122ZM237 6H238V5H237ZM237 6H236V7H237ZM101 7H102V6H101ZM133 7H134V6H133ZM133 7H130V9L133 8ZM135 7L138 8V6H135ZM135 7H134V8H135ZM153 7H154V6H153ZM166 7H167V6H166ZM191 7H192V6H191ZM202 7H203V6H202ZM202 7H201V8H202ZM205 7H206V6H205ZM230 7H231V5H230ZM23 8H24V7H23ZM25 8H24L23 10H25ZM106 8H107V7H104V8L102 7V10L105 9V11H106ZM122 8H123V7H122ZM137 8H135V9H137ZM169 8H170V7H169ZM169 8H168V9H169ZM196 8H197V7H196ZM196 8H195V9H196ZM231 8H232V7H231ZM240 8L242 9L243 7L241 6ZM248 8H247V10H248ZM260 8H261V5H260ZM262 8H263V9H262ZM262 8H261V10L259 9V10H260V11H259V13H260V17L258 18L259 20H258L256 26H253V25L255 24L254 22H256L257 20L255 19V17H254V19H255V20H254V19H253V16H251V18H252L251 20H252V21L254 20V22H253L254 24H253L252 26L256 28V27L259 25V28H260V29H259L258 27H257V28L259 29L260 32L257 31V29H256V31L259 32V34H257V32L255 31L256 33L253 32L252 36H251V34H249V32H247V33L251 36L250 40L254 38V37H253L254 35L256 36V34H257V36L251 41L250 44L248 43L249 46L246 45V43H247L248 41H246V40L243 41L244 43L246 42L244 47L248 46V48L246 47V48H247V49L245 48L246 51L243 50V52H244L245 54H244L242 57H239L240 59L242 58V59H241V69L239 68V65H240V64L237 62V61L239 60V58H238V60H237V58H236V62H237V63L234 62L233 59L230 58V59L232 60V63H231V64L236 63V65H238V68L240 69V71L237 70V72H239V73L236 72V73H237V75H235L236 77H235V76H234V77L232 76L233 73H232V74L230 73V75L233 77L232 79L230 78L231 76L228 77V79L230 78V81L233 80V79L235 78L234 81H233V85L230 84V82H228L229 80H228V79L226 78V76H225L226 73H225L224 75H222V77L225 76V81H227V82H226V83H225V81L222 82V84H223V83H225V84H223V86H222V84H221V87H224V85H226V86H225L226 88L228 87V85H231V87L229 86L228 89L225 88L224 90H221V92H220V90H219V91L216 90V92L213 91L214 89H216V88L218 87V85L216 86L215 83L218 81L217 83L219 84V81H221V79H223V78H221V77L219 76L220 74H223V69L221 70V68L219 69V67L224 68L223 65H221V64H224V63H223L224 61L227 62V61H226L227 58L230 57V56H232V55L234 56V54H235V53L232 54L231 51L234 49V48H233V47H234L233 45H236V46H237V44H235V42L237 43V41H236V37L238 36V35H236L237 31H233V30H232V31H233L232 34H233L234 32H235V34L231 35L230 38H229L228 41H227V38H226V36H225V35L227 34V33H226L227 30H225L226 32L224 31V33H226V34H225L224 36H225L226 40H225V38H223V36H221V37H222V41H224V42L226 41L227 43H225V44H223V45H222V43H221L222 41L220 42V41L218 40V37H219V36H218V37L216 36V37H217L216 41L218 40V42H219V44H218L219 51H220V47L222 48V46H223V48H222V50H221V54H220V52H219V54H220L219 57H218V55H217V57L215 56L214 58H213V56H212V59H211V60L214 61L213 64L210 63V65H212V67H211V66H208V68L206 67V63H205V62H206L207 60H206L205 62H199V65L202 64V66H203V64H205L204 66H205L207 69H204V68H205V67H204L203 69L201 68L202 70H200V69H199V66H198V67H197V68H198V71H197V69H193L194 66H190V64H189V65L187 64L188 66L185 67V69H187V70L190 69V68H188L189 66L192 68V69H190V70H192V71L196 70L197 73H201V72H199V70H200V71H203V70L206 71V70H207V71L205 72V74H203V75H204L203 77L201 76L202 74H200V75L198 74V77L200 76L199 79L201 78V79H200L201 81H200V84H197V85H200V86H199V88H198V86H197L198 89L193 90V92H194V91H196V92L199 91V93H198L199 95H198V96L202 97V99H204V100H207V102H205V101L203 102L202 100H200L201 98L199 97V98H200L199 101L203 102L202 106L204 105V103H206V104H205L206 107H207V105L209 106V104H210V107H209V108H211V110L208 112L209 108L207 107L208 110H205V115H206V116H205V115H204L203 117L199 116V117H201L202 119H205V120L203 121V123L205 124V125H204L205 127L203 126V128L206 129V131L204 130V131L206 132V134H205V132H204L202 135H200L201 138H202L204 135H205V137H204V139L202 138L203 141H201L202 139L199 138V139H201V140H199V143H200V141H201L200 146L198 145L197 140H195V141L197 142V144H196V145L194 144L195 141H194V142L192 141L193 139H192V137H191L190 135H193V134H195V133L198 131V128H200V127H198L197 123H199V122L196 121V119H195V122H194V118H195V117H194V118H193L192 116L190 117V115H188L187 112H184V113L187 114V115L185 114L186 116L182 115L183 120H184V117H185L184 122H183L182 120H180V121L183 122V123L181 124V122H178V123L181 124V125L179 124L180 126H178V127L176 126V127L178 128V131H174V133L172 132V133H173L172 136H175V132H180L179 134H182V135H179V134H178V135H179V136H178V142L180 143L181 141H183V145L180 146V147L178 146V148H176L175 145H172V146H175V147H172L171 144H170L171 142L167 143V141H168V140L170 141V139H173V137H172V138L169 137L170 139L168 138V139L166 140V143H164V145H165V144H166V145H165V146L163 145V146H164V148L162 147V148H163V149H162L163 151L160 152V153H162V154H159V156H161V159H160V160H159V159L157 160L158 163H157V162L154 163V164H157V165H154V166H153V168L156 167V169H153V168L151 169L152 171L154 170V171H153V174H152V175H153V178H154V185H153V187H152L150 190H144V191H140V190L137 191V190H136L137 192L134 193V194L132 193L133 195H132V196L130 195L131 198H130V199L128 198V200H127V203L131 204V202H128L129 200L133 201L132 203H134V202H137L138 199H140V203H139V207H138V214L136 213L137 215H136L135 217H133V218H131V217H128V218L125 217V218H124L123 216H120V215H119L120 218H121V221H122V217H123L124 219H123L122 223H120L116 228H113L114 230H112L113 232H112L111 234H109V233H108L109 231H107V230H108V228H110V227H109V226H110L109 223H111V220H114V219L111 218V219H110V222H109V220H108L109 223L107 222V224H109V225H107V227H108L107 230H106V227H105L104 229L102 228V230H101L100 233H102L103 230H104L105 232L107 231V232H106V233H107V238H109V240L107 239L108 241L106 240V241H107V242L105 241L106 243H104V242L100 243V244H101L100 246H99V244L95 245V247H96V250H95V251L97 252V254L92 253V252L94 251V250L92 251V249H94V246H93V248H92L91 250H90V248L88 249V251H89V255H90V252H91L92 254H95V255H92V254H91L93 257L95 256V257L92 258V259L89 258V257H87L88 254H85V252H84L86 258H89V260L91 259L90 261H89L88 259H86V260L89 261V263H87V264H107L108 262H110V261H112V260L115 262V264H134V263H136V262H137L136 264H138V263H139V260H140L139 257L142 255V253H144V252H143V249L145 248L144 251L146 250V252H147V250H148V249H146L147 246H148L149 244H152L150 241L153 240L152 242H154V248H156L155 251H157V250H158L159 248H161V246H162V245H160V243H159L160 247L158 246V241H160L161 237H163V238L161 239V241H162L163 239H167V244H169L168 242L171 243V240H173V238H174L175 236H177V238H178L179 234H184V232H182V228H184L183 225L186 224V223H185V222H187L186 219L189 220V218H190V219H191L190 221H192V218H191V217L193 216V215H192V216L189 217V218H186V217H185V216H187V215L184 216V210H185V208H187V207H185V206H188L187 204H189V203H190V205H193V206H195V207H201V206H202V205H200V204H199L200 206L197 205V203H198L199 201L196 200V199H195V202H197V201H198V202L195 203V205H194V204H193V203H194V202H193L194 200L192 201V199H191L192 196H194V193L197 194L196 192H194V190H197V189H195V188H197L196 185L201 181V178H202V171H203L202 169H203V167H204V168L206 167L205 169H207V165L211 166L212 163L214 162V160H215V159H218L217 156L221 158V157H222L221 154L223 155V154L225 153L224 150H225L226 148L224 147L225 149L223 150V149H222V148H223L222 146H223V143H224V142H228V141H224V140H226V139L228 140V136H226V133H229V130H233L232 128H234V127H232V128L230 127V129H228L229 126H232V125H230V123H229V117H230V115H233V114H231V113L233 112V110H234L236 104H237L239 101H240V104H242L241 101L243 102V101L245 100V98H246L245 95H243V97H245L244 100L239 99V98H241V95L244 94L245 90H248V91L250 92V89H246V88H249L248 85H247V81H248V79L250 80V77H249V76H251L253 73H256L257 70H259V68H257V70L254 69L255 71L252 69L253 72L250 71V73H252V74H250V75H249L248 73H246V71L249 72V70H251V68H252L251 66H249V65H252V63H253L252 60H253V59H254V61H255V60H259L257 57L261 56L260 54H263L262 51H264V48H263V47H264V46H263V44H264V6H262ZM18 9H17V10H18ZM20 9H21V10H20ZM20 9H19V12L17 11L18 13H20L21 11H23L22 8H20ZM94 9H95V8H94ZM130 9H129V10H128V9H125V11H124V12H125V15H124L123 12H120V11H122L121 9H120L119 12H120L121 14L123 13L122 15L125 16V17H124L125 19H126V15H127V16H128V17H127L128 19L132 17L133 19H135L134 21L136 22L139 18L136 19L135 17H138V16H139V15H138V12H139V11L137 12V15H138V16L136 15V12L134 11L133 14L136 15V16L133 17L134 15L132 14V12H131ZM191 9H192V8H191ZM234 9H235V8H234ZM237 9H239V8L237 7ZM241 9H240V11H241ZM245 9H246V8H245ZM256 9H254V10H256ZM26 10H27V8H26ZM123 10H124V8H123ZM127 10L131 12V15H132L131 17H130V14H126V13L128 12ZM133 10H134V9H132V11H133ZM165 10H166V9H165ZM165 10H164V11H165ZM235 10H236V9H235ZM243 10H244V8L242 9L241 12H243ZM247 10H245V11H247ZM252 10H253V9H252ZM252 10H250V11H252ZM15 11H16V10H15ZM46 11H49V9L46 10ZM94 11H95V10H94ZM94 11H93V12H94ZM105 11H103V13H104V15L106 16L107 14H105ZM136 11H137V10H136ZM159 11H160V10H159ZM230 11H231V10H230ZM245 11H244V12H245ZM13 12H14V11H13ZM41 12H43V11H41ZM99 12H101V13H99ZM106 12H107V11H106ZM111 12H112V11H111ZM115 12H116V11H115ZM130 12H129V13H130ZM186 12H187V11H186ZM231 12H232V11H231ZM234 12H235V11H234ZM247 12H248V11H247ZM247 12H246V13H247ZM252 12H253V11H252ZM252 12H251V13H252ZM256 12H257L256 16L258 17V16H259L258 10H257ZM22 13H23V12H22ZM22 13H20V14H22ZM68 13H72L73 16L77 17L78 20H75V22L78 21V22H76L77 24H76V23L74 24V22L71 23V22H69L68 20H66V16H67ZM98 13H99V17H98L97 19H99V20H97V19L94 18L95 16L97 17ZM171 13H173V11H172ZM253 13H255V12H253ZM253 13H252L251 15H254ZM24 14H25V13H24ZM24 14H23V15H24ZM96 14H97V15H96ZM100 14H101V15H100ZM114 14H115V13H114ZM118 14H119V13H118ZM160 14H161V13H160ZM223 14L226 15V16H224V19H223ZM232 14H233V13H232ZM240 14H241V13H240ZM248 14H249V13H248ZM248 14H247V16L249 17L250 14H249V15H248ZM17 15H18V14H17ZM55 15H56V14H55ZM55 15H54V16H55ZM68 15H70V16L72 17L71 14H68ZM104 15H103V16H104ZM122 15H118L117 18H119V16H121L120 18H122ZM144 15H145V14H144ZM163 15H164V14H162V16H163ZM169 15H170V13H169ZM169 15H168V16H169ZM241 15L243 16V14H241ZM19 16H20V15H19ZM54 16H51V17L53 18ZM100 16H101V17H100ZM188 16H190V15H188ZM195 16H196V14H195ZM7 17H8V18H7ZM17 17H18V16H17ZM32 17H33V16H32ZM51 17H50V18H51ZM59 17H60V18H59ZM68 17H69V16H68ZM190 17H191V16H190ZM238 17H239V16H238ZM245 17H246V16H245ZM257 17H256V18H257ZM23 18H24V16H23ZM50 18L48 17L49 20H50ZM54 18H55V17H54ZM69 18H70V17H69ZM91 18H92V16L90 17V19H91ZM104 18H106V17H102V19H104ZM120 18H119V19H120ZM132 18H131V19H132ZM140 18H141V21H140V20H138V21H140V25H142L141 23H143V22L145 21V20H142V19H146V18H143L142 15H141ZM152 18H153V17H151L150 20H151V23L153 24L152 20H154V22H155V18H156V16H155V18H153V19H152ZM161 18H162V17H161ZM194 18H195V17H194ZM229 18H230V16H229ZM242 18H243V17H242ZM15 19H13V21H14ZM18 19H19V18H18ZM20 19L22 20L21 17H20ZM20 19H19V21L16 20L15 23L20 22ZM48 19H47V20H48ZM102 19H101V20H102ZM112 19H113V18H112ZM119 19H118V20H119ZM133 19L130 20V21H133ZM191 19H192V18H191ZM249 19H250V18H249ZM85 20H86V21H85ZM105 20L107 21V20H109V19H105ZM121 20L123 21V18H122ZM184 20H185V18H184ZM9 21H10V20H8V23H5V22H4V24H5V25H6V24H9ZM11 21H12V19H11ZM11 21H10V22H11ZM13 21H12V22H13ZM22 21H23V20H22ZM28 21H29V20H28ZM96 21H95V24H96V23L98 24V22H96ZM119 21H120V20H119ZM119 21H118V22H119ZM206 21H205V22H206ZM224 21H226V19H225ZM243 21H244V20H243ZM249 21H250V20H248V18H246V24H247ZM252 21H250L251 24H252ZM259 21H260V22H259ZM6 22H7V21H6ZM92 22H91V23H92ZM110 22H111V21H110ZM115 22H116V21H114V23H115ZM162 22H163V20H162ZM241 22H242V21H241ZM21 23H22V22H21ZM55 23H57V24H55ZM91 23H89V24H91ZM101 23H103V22H100V24H101ZM108 23H109V21H108ZM112 23H113V22H112ZM128 23H129V20H127V24H128ZM131 23H132V22H130V25H131ZM136 23H138V22H136ZM136 23H135V24H136ZM145 23H147V22L145 21L144 24H145ZM159 23H160V22H159ZM166 23H167V22H166ZM226 23H227V21H226ZM258 23H260V24H258ZM17 24H19V23H17ZM119 24H120V23H119ZM119 24H118V26H120V27H121L122 24H123V26H124V24H125V20H124V23H122V24H120V25H119ZM133 24H134V23H133ZM133 24H132V25H133ZM144 24H143V25H144ZM186 24H187V23H186ZM186 24H185V25H186ZM242 24H243V25H246L245 22L242 23ZM242 24H241V25H242ZM23 25H24V24H23ZM25 25H26V24H25ZM81 25L83 26V24H81ZM81 25H79V26H81ZM102 25H104V24H101V26H102ZM105 25L108 26L106 22H105ZM116 25H117V24L115 23V27H116ZM143 25H142V26H143ZM145 25H146V24H145ZM150 25H151V24H149V27H150ZM153 25H155V24H153ZM160 25H161V24H160ZM187 25H189V23H188ZM249 25H250V23H249L247 26H245V29H246V27H248ZM9 26H10V29H11V28L13 27V23H12V26H11V24H9ZM20 26H21V25H20ZM37 26H41V25L39 24V25H37ZM85 26H86V25H85ZM98 26H99V25H98ZM110 26H111V24L109 25V27H110ZM127 26L129 27V25H127ZM133 26H134V25H133ZM133 26H132V27H133ZM135 26H136V28L133 27V29L135 28V29H134V32H135L136 30H138V28H140V27L138 26V24H136ZM147 26H148V23H147V25L144 26V27H146V29H147ZM194 26H195V25H194ZM221 26H222V25H221ZM238 26H239V24H238ZM250 26H251V25H250ZM252 26H251V27H252ZM7 27H8V25H7ZM7 27H6V28H7ZM24 27H25V26H24ZM24 27H23V28H24ZM30 27H31V26H30ZM91 27H93V29H97V30H98L97 25H96V26H95V25L92 26V24H91ZM94 27H95V28H94ZM96 27H97V28H96ZM104 27H105V26H104ZM115 27L112 26V28H114L115 30H117L118 27H117V28H115ZM144 27H143V28H144ZM158 27H159V26H158ZM184 27H187V26H184ZM198 27H199V26H198ZM224 27H225V29H226V25L224 26V24H223V28H222L223 30H224ZM235 27H236V26H235ZM241 27H242V26H241ZM251 27H248V30H249V28H250V29L253 28V27H252V28H251ZM2 28H0V29H2ZM6 28H5V29H6ZM77 28H78V29H77ZM82 28H84V27H82ZM106 28H108V27H106ZM106 28H105V29H106ZM112 28L110 27V28H108V29H110L111 31H113ZM122 28H123V27H122ZM122 28H121V29L119 28V31H123ZM141 28H142V27H141ZM141 28H140V29H141ZM196 28H197V27H196ZM239 28H240V27H239ZM3 29H4V28H3ZM3 29H2V30H3ZM5 29H4V30H5ZM24 29H25V28H24ZM91 29H92V28H91ZM133 29L131 28L132 32H133ZM140 29H139V30H140ZM150 29H151V28H148V29H147V32H148V30H150ZM222 29H221V32H220L221 34H222V31H223ZM240 29H244V27H243V28H240ZM4 30H3V31H4ZM101 30H103V28L100 29V31H101ZM106 30H107V29H106ZM106 30H104V31H103V34H101V38L105 35L104 33L106 32ZM128 30H129V29H128ZM142 30H144V31L146 32L145 29H142ZM184 30H185V28H184ZM254 30H255V29H254ZM7 31H8V30H7ZM76 31H77V32H76ZM100 31H99V32H100ZM107 31H108V30H107ZM111 31H109V33H110ZM119 31H117L118 33L115 32V34H116V33L119 34V33H120ZM140 31H141V30H140ZM144 31H143V32H144ZM207 31H206V32H207ZM240 31H241V30H240ZM249 31H250V30H249ZM251 31H253V30H251ZM16 32H17V31H16ZM92 32L95 33V31H93V30H92ZM97 32H98V31H97ZM137 32H138V33H141V32H139V31H137ZM147 32H146V33H147ZM191 32H192V31H191ZM199 32H200V31H199ZM241 32H242V31H241ZM243 32H244V31H243ZM243 32H242V33H243ZM4 33H5V31H4ZM4 33L1 32V34H4ZM11 33H12V32L7 33V34H11ZM39 33H40V34H39ZM42 33H43V34H42ZM76 33H77V34H76ZM101 33H102V31H101ZM111 33H112V32H111ZM113 33H114V32H113ZM155 33H157V31H156ZM168 33H169V32H168ZM187 33H188V32H187ZM193 33H194V31H193ZM242 33H240V35H242ZM247 33H246V30H245V34H246V35H248ZM251 33H252V32H251ZM1 34H0V36H1L2 38L5 37V34H4V36L1 35ZM7 34H6V36H8ZM18 34H19V33H18ZM106 34H107V33H106ZM117 34H116V37L118 38L120 35L117 36ZM120 34H122V32H121ZM135 34H136V33H135ZM135 34L133 33V34L131 35V38H133L132 40H134V37H133V36H134ZM141 34L143 35V33H141ZM148 34H149V33H148ZM163 34H164V33H163ZM212 34H210V35L212 36ZM221 34H219V35H221ZM228 34H229V33H228ZM230 34H231V33H230ZM230 34H229V35H230ZM238 34H239V32H238ZM15 35H16V34H15ZM76 35H77V37H78V35H80L79 38H76V37H75ZM87 35H88V34H87ZM96 35H98V36H96ZM96 35H95V36H96V39H95V38H93V39H95L94 41H97V43L99 44L101 41H103V39H101V40L99 41V39H100V36H99V35H100V34L97 33ZM102 35H103V36H102ZM138 35H139V34H138ZM205 35L207 36V34H205ZM205 35H204V36H205ZM210 35L208 36V38L210 37ZM217 35H218V34H217ZM222 35H223V34H222ZM235 35H236V36H235ZM246 35H242L241 38H244V36H246ZM249 35H248V36H249ZM11 36H12V35H11ZM11 36H9V37L11 38ZM32 36L35 37V38L33 39ZM90 36H92V34H91ZM112 36H115V35L112 34ZM161 36H162V35H161ZM187 36H188V35H187ZM206 36H205V37H206ZM227 36H228V35H227ZM16 37H18V36H16ZM97 37H98L99 39H98ZM107 37H109V35H108ZM136 37H137V36H136ZM146 37H147V36H144V37L141 36V39H142V40L139 38V39H140L139 41L144 42L143 38L146 39ZM153 37H154V36H153ZM205 37H204L203 39H205ZM216 37H215V38H216ZM228 37H229V36H228ZM238 37L240 38V36H238ZM238 37H237V38H238ZM252 37H253V38H252ZM2 38H1V39H2ZM6 38H8V37H6ZM6 38H4V39H6ZM10 38H9V41H10V40L12 41V39H10ZM75 38H76V39H75ZM112 38H113V37H112ZM112 38H111L110 41H109V38H108L107 40L109 41V43H111V41H112V43H111L112 46H113V44H114L113 42L116 41V42H115V43H116V48H118V47H119L118 43H119L120 41H119V40H116V38H114L115 40L112 39ZM119 38H121V37H119ZM154 38H156V36H155ZM154 38H153V39H154ZM165 38H166V37H165ZM165 38H164V39H165ZM184 38H185V37H184ZM201 38H202V37H201ZM211 38H212V37H211ZM211 38H209V39L212 41ZM241 38H240L239 40H241V42H242V39H241ZM1 39H0V40H1ZM14 39H15V38H14ZM31 39H32V40H31ZM185 39H187V37H186ZM213 39H214V37H213ZM223 39H224V40H223ZM244 39H248V40H249V38H244ZM6 40H8V39H6ZM113 40H114V41H113ZM120 40H122V39H120ZM210 40H207V38H206V39L204 40V42H205V41L210 42ZM239 40H238V42H240ZM26 41H27V40H26ZM105 41H106V38H105V40H104V44L101 43V44L104 45V46L108 43V41H106V44H105ZM117 41H119V42H117ZM135 41H136V40H135ZM148 41H149V40H148ZM152 41H153V40H152ZM160 41H161V40H160ZM202 41H203V40H202ZM1 42H2V41H1ZM13 42H14V41H13ZM13 42H12V44H13ZM28 42H29V41H28ZM28 42H27V44H28ZM158 42H159V40H158ZM193 42H195V41H193ZM197 42H198V41H197ZM207 42H206V44H207ZM218 42H217V43H218ZM224 42H223V43H224ZM7 43H8V42H7ZM7 43H6L5 48H7V46L10 45V43H8L9 45H7ZM97 43L95 42V47H97L96 49L100 50V47H99L100 45L97 46V45H96ZM131 43H134V41H132ZM145 43H147L146 40H145L144 44H145ZM149 43H150V42H149ZM200 43H201V42H200ZM213 43H214V42H213ZM232 43H234V44H232ZM1 44L4 45V40H3V42H2ZM25 44H26V43H24V45H25ZM29 44H28V45H29ZM43 44H44V45H43ZM89 44H90V43H89ZM111 44L109 45L108 48L112 47ZM184 44H185V43H184ZM194 44H195V43H194ZM206 44H205V43H202V44H200V46L198 45L197 50H195V51H197V52H195L194 55H193V57L191 56L192 58H190V59H191V60L193 59L194 61H196V59H197V63H198V61L200 60V59L198 60V58H199V56H200L199 53H201V51H205V53H206V51H207V52L210 51V50H208V49H210V47L214 45V44L212 45V42H211V43L207 44V45H210V44H211V46H210V47H207ZM231 44H232L233 47L231 46ZM240 44H241V43H240ZM240 44H239V45H240ZM3 45H2V46H3ZM14 45H15V44H14ZM28 45H27V46H28ZM102 45H101V46H102ZM114 45H115V44H114ZM117 45H118V47H117ZM205 45H206L207 48L205 47ZM216 45H217V44H216ZM220 45H221V46H220ZM25 46H26V45H25ZM25 46H24V47H25ZM29 46H30V45H29ZM29 46H28V48H27L28 50L33 49L31 46H30V48H29ZM104 46H103V47H104ZM107 46H108V44H107ZM107 46H106V49H105V47H104L103 49L107 50ZM214 46H215V45H214ZM219 46H220V47H219ZM236 46H235V47H236ZM3 47H4V46H3ZM13 47H14V46H13ZM24 47H23V49H24ZM38 47H39V49H37ZM45 47H46V46H44V48H45ZM87 47H88V46H87ZM114 47H115V46H114ZM114 47H113V48H114ZM231 47H232L233 49H232ZM261 47H262L263 49H262ZM10 48H11V47H10ZM16 48H17V45H16ZM25 48H26V47H25ZM113 48H112V49L110 48L111 50H110V49H108V50H110L109 52H111V51L114 52V55H115V51L117 52L118 50H116V48H115V49H113ZM183 48H184V47H183ZM189 48H190V50H191V47H189ZM205 48H206L207 50H206ZM211 48H212V47H211ZM230 48H231L232 50H231ZM260 48H261V49H260ZM3 49H4V48H3ZM27 49H26V50H27ZM36 49H37V50H36ZM68 49H69V50H68ZM203 49H204V50H203ZM212 49H213V48H212ZM212 49H211V51H212ZM0 50H2V49L0 48ZM12 50H13V49H12ZM15 50H16V49H15ZM21 50H22V48L20 49L19 53L22 52V53H21V55H22L24 50H23V51H21ZM26 50H25V51H26ZM51 50H52V51H51ZM67 50H68L69 52H67ZM70 50H71V51H70ZM85 50H86V48H85ZM101 50H102V49H101ZM108 50H107V53H108ZM141 50H142V49H141ZM229 50H231V51H230L231 53L229 52ZM234 50H236V49H234ZM234 50H233V51H234ZM259 50H260L262 53H259ZM4 51H5V49H4ZM4 51H0V52H1V53H2V52L4 53ZM34 51H32V52H30V53L26 52L25 56H26L27 53H28V55H27V58H28V56H29L28 60L31 59V56H32V55H33V57H34V56H35L34 54H36V56H38V55H37L38 52L35 53ZM87 51H88V50H87ZM87 51H86V53H87ZM10 52H11V51H10ZM33 52H34V53H33ZM66 52H67V53H66ZM70 52H71V54H69ZM102 52H103V50H102ZM104 52H105V51H104ZM112 52H111V53H112ZM13 53H14V52H13ZM49 53H48V54H49ZM88 53H90V52L88 51ZM88 53H87L86 55H88ZM96 53H97V54H94V55H96V57H94V55H93V56H92V55H89V56H92V57H94V58H97L96 60H98V58H100V54H101V58H100V59L102 60V56H103V55H102L101 51H100V52L98 51V52H96ZM107 53H103V54L106 55ZM118 53H119V52H118ZM120 53H121V52H120ZM205 53L203 52V53H201V54L205 55ZM227 53H228V54H227ZM257 53H259V55H258ZM6 54H7V53H6ZM63 54H65V55H63ZM67 54H69V55H67ZM82 54L84 55V58H82V60H79L80 57H83ZM90 54H91V53H90ZM92 54H93V52H92ZM98 54H99V57H98ZM112 54H113V53H112ZM207 54L209 55V56H207V57H209V58L211 57L210 55H212V54L206 53V55H207ZM242 54H243V53H242ZM39 55H40V54H39ZM49 55H52V53L49 54ZM58 55H59V56H58ZM66 55H67V58H66ZM81 55H82V56H81ZM105 55H104V56H105ZM116 55H118V54H116ZM148 55H149V54H148ZM151 55H152V54H150V56H147V57H149V58H148L146 61L151 60L150 58H152V57L154 56V55H152V57H151ZM164 55H165V54H164ZM226 55H230V56H227V57H226ZM2 56L4 57L5 54H2V55L0 56L1 60H2V58H3ZM8 56H9V53L7 54L6 58H7ZM17 56H18V55H17ZM41 56H42V55H41ZM41 56H40V57H41ZM60 56H61V57L65 56V57H63L64 59H62ZM89 56H88V57H89ZM104 56H103V57H104ZM109 56H110V53H109ZM109 56H108V54H107V59L110 60ZM118 56H119V55H118ZM233 56H232V57H233ZM238 56H240V55H238ZM238 56H237V57H238ZM255 56H256V59H255ZM10 57H12V56H10ZM18 57H19V56H18ZM111 57H112V55H111ZM185 57H186V56H185ZM201 57H202V56H201ZM203 57H204V56H203ZM203 57H202V59L204 60ZM207 57H206V58H207ZM225 57H226V58H225ZM4 58H5V57H4ZM4 58H3V60H4ZM19 58H20V57H19ZM19 58H18L17 61H19ZM21 58H22V57H21ZM23 58H24V56H23ZM34 58H35V57H34ZM94 58H93V59H94ZM113 58L115 59L116 57L113 56ZM125 58H126V57H125ZM135 58H136V57H135ZM233 58H235V57H233ZM7 59H8V58H7ZM7 59H5V60H7ZM14 59H15V58H14ZM14 59H13V63H14ZM36 59H37V60H36ZM91 59H92V58H91ZM91 59H90V60H91ZM105 59H106V58H105ZM105 59L103 58V61H104ZM183 59H185V58H183ZM202 59H201V60H202ZM214 59H215V60H214ZM224 59H226V60H224ZM5 60H4V61H5ZM9 60H12V59H9ZM9 60H8V62H9ZM25 60L28 62V60H27L26 58H25ZM25 60H22V61H24V63H26ZM31 60H32V59H31ZM31 60H29V64H28V65H27V63L22 65L21 70H22V68H24V70H22V71L20 70L22 73H20V74H21V76H19L20 78L17 77L19 80H17L16 78H15V80H14L15 82H16V80H17V81H18L17 83H18V84H21V85L19 86V85H18L17 83H15V82H14V85L17 84L19 87H21V86H23L22 83L25 82V85H26V82H29V84H30V82L32 81V79H34V78H32L31 81H28V80H30L29 78L33 75V73H34L33 71H35V68L38 66L39 63H38L37 61L40 60V58H39V56H38L37 58H35L36 61L32 60V62L34 61V63L31 64L32 66L30 65ZM101 60H99V62H100ZM109 60L107 61L108 64H109L110 61H112L113 59L110 60V61H109ZM115 60H116V59H115ZM123 60H125V59H123ZM152 60L154 61V57H153ZM185 60H186V59H185ZM185 60H184V61H185ZM193 60H192V61H193ZM209 60H210V59H209ZM231 60H230V62H231ZM234 60H235V59H234ZM4 61H3V62H4ZM22 61L20 60L19 63H17V64H20V62H22ZM79 61H80V62H79ZM85 61H86V60H85ZM146 61H145V63H144V66H143V65H142V67L139 66L141 69H142L143 67L146 66V68H143L142 70H141V69L139 70V73H140L141 71H142V73H143V74L140 73L139 76L144 75V72H145V74H146L147 71H148V72H147V75H148L149 72H150L149 69H151V68L147 69V68H148V67H147L148 65H145V64L148 63V62H146ZM182 61H183V60H182ZM184 61L182 62V64L184 63ZM194 61L192 62L193 64L191 63L192 65H195V62H194ZM228 61H229V59H228ZM0 62H1V61H0ZM3 62H2V63H3ZM5 62H6V61H5ZM5 62H4V63H5ZM10 62H11V64H12V68H13L12 71H14V69L16 70V66L19 67V66L16 65V64H15V66H14L13 63H12V61H10ZM36 62H37L38 64H37ZM39 62H40V61H39ZM91 62H92V61H91ZM91 62H90V63H91ZM94 62L96 63V61H94ZM99 62L96 63L97 66L94 65L95 63L92 64V65H93L94 67H95V66H96V67H100V63H102V62H100V63H99ZM113 62H114V61L111 62L112 65H113ZM188 62H189V60H188ZM210 62H211V61H210ZM239 62H240V61H239ZM255 62H256V61H255ZM255 62H254V63H255ZM15 63H16V62H15ZM35 63H36L37 65H36V67H33ZM92 63H93V62H92ZM107 63H105V64H106L107 66H110V64L108 65ZM114 63H115L114 65H116V62H114ZM119 63H120V62H119ZM121 63H122V62H121ZM125 63H126V62H125ZM149 63H150L149 67H151L152 63H151V62H149ZM185 63H187V62L185 61ZM200 63H201V64H200ZM227 63H229V62H227ZM254 63H253V65H254ZM0 64H1V63H0ZM11 64H10V65H11ZM103 64H104V63H103ZM103 64H101V65H103ZM166 64H167V63H166ZM231 64H229V65H231ZM263 64H264V63L262 62V66H260V63H258V65L260 66V70L258 71L259 73H260L261 70H263V66H264ZM4 65H5V64H4ZM7 65H8V63H7ZM7 65H5V66L3 67V64H2L0 67L5 68ZM24 65H27V66H26V67H23ZM59 65H60V64H59ZM92 65H91V66H92ZM98 65H99V66H98ZM114 65H113V68H114ZM117 65H118V64H117ZM117 65H116V66H117ZM124 65H125V64H124ZM126 65H127V64H126ZM184 65H186V64H184ZM220 65H221V66H220ZM253 65H252V66H253ZM13 66H14L15 68H14ZM20 66H21V65H20ZM60 66H61V65H60ZM103 66H105V65H103ZM196 66H197V65H196ZM224 66H225V64H224ZM255 66L257 67V62H256V65H255ZM255 66H253V67L255 68ZM259 66H258V67H259ZM96 67H95L94 69H91V70L89 69V73H91L90 71H92L93 73H95V72H97V71H99V70H100V71H101V70L104 71V72H103V75L105 74L106 71H107L108 73H110V72L113 73V71L110 70L111 68L106 67V66L103 67V69H101V68H102V66H101L100 69L98 68L99 70H97V71L94 72L93 70H96ZM120 67H121V66H120ZM139 67H138V68H139ZM183 67H184V66H183ZM209 67H211V68L209 69ZM226 67H227V65H226ZM226 67H225V68H226ZM229 67L231 68V66H228V68H229ZM248 67H251V68H250L249 70H247ZM261 67H262V68H261ZM2 68H0V70H1ZM8 68H9V66H8ZM90 68H91V67H90ZM92 68H93V67H92ZM105 68H109L110 71H109V70H106ZM113 68H112V70H113ZM181 68H182V67H181ZM225 68H224V69H225ZM228 68H227V69H228ZM19 69H20V67H19ZM19 69H17V70H19ZM104 69H105L106 71H105ZM115 69H117V67H115ZM115 69H114V70H115ZM120 69H121V68H120ZM133 69H134V68H133ZM208 69H209V70H208ZM227 69H226V70H227ZM235 69H236V68H235ZM4 70H5V69H4ZM4 70H3V71H4ZM8 70H11V69L9 68ZM17 70H16L15 72L11 73V74H15L16 72H17V74H18L19 71H17ZM187 70H186L187 73H192V71H191V72H188V71H190V70H188V71H187ZM220 70H221L222 73H220L219 75H217L218 72H219ZM36 71H37V70H36ZM76 71H78V72H80V73H78V75H74V74H77V73H75ZM85 71H86V70H85ZM100 71H99V72H100ZM196 71H195V72H196ZM217 71H218V72H217ZM229 71H231V69H230ZM9 72H10V71H9ZM120 72L122 73V71H120ZM120 72H119V73H120ZM224 72H225V71H224ZM226 72H227V74L229 73L228 70H227ZM258 72H257L256 75L253 74V76L251 77V80H252L253 77H255V76H257V78H258V74H259ZM45 73H46V72H45ZM82 73H83V72H82ZM112 73H110V74H112ZM115 73H116V71H115ZM139 73H138V74H139ZM202 73H204V72H202ZM236 73H235V74H236ZM263 73H264V72H261L262 75H264ZM9 74H10V73H9ZM11 74H10L9 76H11ZM20 74H19V75H20ZM36 74H37V72H36ZM36 74H35V75H36ZM91 74H92V73H91ZM91 74H90V76H91ZM96 74L98 75V72H97ZM96 74H95V75H96ZM101 74H102V73H100L99 75L102 76ZM106 74H107V73H106ZM110 74H109V79L111 80V77H110L111 75H110ZM227 74H226V75H227ZM73 75H74V77H72ZM80 75H81V74H80ZM93 75H94V74H92L91 77H94V79H95V75H94V76H93ZM97 75H96V77H97ZM99 75H98V76H99ZM132 75H133V74H132ZM184 75H186V74H184ZM245 75H247V76L249 75L247 79L245 78V77H246ZM254 75H255V76H254ZM259 75H260V74H259ZM262 75H260V76H262ZM5 76H6V75H5ZM12 76H13L12 78L14 79V76L16 77V76H18V75H12ZM90 76H89V77H90ZM100 76H99V78H100ZM106 76L108 77V74H107ZM106 76H105V77H106ZM112 76H113V75H112ZM144 76H145V75H144ZM216 76H217V77H216ZM218 76H219V77H218ZM228 76H229V74H228ZM33 77H34V76H33ZM35 77H36V76H35ZM71 77H72L73 79H70ZM89 77H88V78H89ZM102 77H103V76H102ZM105 77H103V78L105 79ZM107 77H106V78H107ZM119 77H121V76H119ZM122 77H123V76H122ZM141 77H143V76H141ZM155 77H156V76H154L153 78H155ZM163 77H164V76H163ZM262 77H263V76H262ZM262 77H260L261 80H262ZM3 78H4V77H3ZM10 78H11V77H10ZM10 78H9V81L12 79V78H11V79H10ZM75 78H76V77H75ZM88 78H87V79H88ZM130 78H131V77H130ZM176 78H178V77H176ZM216 78H218L219 80H217V81L215 82ZM255 78H256V77H255ZM255 78L253 79L252 83L250 82L251 80L249 81V83L253 84V83L255 82L254 84H256V86H257L259 83H256V81L259 82V81H258L259 78H258V79L256 78L257 80H255ZM13 79H12V80H13ZM97 79H98V78H97ZM97 79H96L95 82L98 83V86H100L101 83L103 82V79L101 78L100 82H101V81H102V82L100 83V85H99V81L97 82ZM120 79H122V78H120ZM120 79H119V80H120ZM226 79H227V80H226ZM90 80H92V79L90 78ZM90 80L88 79V81H90ZM98 80H99V79H98ZM106 80H107V79H106ZM110 80H109V81H110ZM113 80H114V79H113ZM116 80H117V79H116ZM116 80H115V81H116ZM152 80H153V79H152ZM158 80H159V79H158ZM246 80H247V81H246ZM254 80H255V81H254ZM9 81H8V83H10V84L12 85V89H10L11 87L9 86V87H10L9 90H8V89H6V90L8 91V96H10V98H12L11 95H13V94L15 95V93H12V94H11L9 91H10V90L14 91V90H13V89H14V88H13L14 85H13L11 82H9ZM73 81H74V80H73ZM86 81H87V80H86ZM93 81H94V80H93ZM129 81H130V80H129ZM171 81H172V79H171ZM171 81H170V82H171ZM222 81H223V80H222ZM263 81H264V77H263ZM12 82H13V81H12ZM79 82H80V81H79ZM107 82H108V81H107ZM153 82H154V81H153ZM159 82H160V81H159ZM196 82L199 83V81H196ZM214 82H215V83H214ZM231 82H232V81H231ZM261 82H262V81H261ZM261 82H260V83H261ZM8 83H7V84H8ZM67 83H68V82H67ZM72 83H73V82H71V84H72ZM88 83H89V82H87L86 84H88ZM91 83H92V82H90V84H91ZM104 83H106L105 80H104ZM104 83H102V85H101L102 88L104 87V86H103ZM213 83L215 84L214 86H216V87L213 88V89H211V87L213 86ZM220 83H221V82H220ZM227 83H228V85H227ZM263 83H264V82H263ZM263 83H262V84H263ZM7 84H6V86L9 85V84H8V85H7ZM27 84H28V83H27ZM29 84H28V85H29ZM65 84H66V83H65ZM71 84H70L69 86H74V87H75V84H76V83H75V84L73 83L74 85H71ZM86 84H85V85H86ZM149 84L152 86L153 83L151 82V83H149ZM177 84H178V83H177ZM251 84H249V86L253 87ZM25 85H24V86H25ZM28 85H26V87H27ZM78 85H79V84H78ZM78 85L76 84V86H78ZM91 85H92V84H91ZM105 85H106V84H105ZM153 85H154V84H153ZM170 85H171V84H170ZM178 85H179V84H178ZM219 85H220V84H219ZM259 85H260V84H259ZM263 85H264V84H263ZM79 86H80V85H79ZM79 86H78V87H75V88L77 89L76 91L72 89V91H75L74 95H75L76 92L79 90L78 88H81V87H82V86H81V87H79ZM101 86H100V87H101ZM158 86H159V85H158ZM214 86H213V87H214ZM260 86H262V85H260ZM63 87L65 88V86H63ZM63 87H62V88H63ZM66 87H67L66 89H68V86H66ZM74 87H73V88H74ZM94 87H95V85H94ZM94 87H93V88H94ZM100 87H97V86H96L95 88H96V89H97V88L100 89V90H99V93H102L104 89L101 90ZM147 87H148V86H147ZM152 87H153V86H152ZM164 87H165V86H164ZM169 87H170V86H169ZM177 87L179 88V87H182V86L179 85V86H177ZM177 87H176V88H177ZM254 87H255V85H254ZM254 87H253V88H254ZM69 88H70V87H69ZM71 88H72V87H71ZM93 88H89L88 90H90V89L93 90ZM145 88H146V87H145ZM149 88H150V86H149ZM149 88H146V89L150 91V89H152V88H150V89H149ZM165 88H166V87H165ZM165 88H164V91H165ZM170 88H171V87H170ZM170 88H169V89H170ZM218 88H219V87H218ZM218 88H217V89H218ZM253 88H251L252 91L254 90ZM260 88H261V87H260ZM260 88H259V89H260ZM263 88H264V86H263ZM263 88H262V91L260 90L262 93L264 92V89H263ZM24 89H25V88H24ZM82 89H83V87H82ZM82 89H81V90H82ZM146 89H145L144 91H147ZM169 89L167 88V89H166V92H169V93H170V90H169ZM180 89H182V88H180ZM220 89H222V88H220ZM256 89H257V88H256ZM18 90H19V92H18ZM63 90H64V94H63ZM69 90H70V89H69ZM81 90H80V91H81ZM91 90H90V91H91ZM152 90H153V89H152ZM7 91H6V92H7ZM25 91H26V89H25ZM90 91H88L89 94H90V93H91V94H97V93H98V90H95V89H94V92L96 91L97 93H93L92 91H91V92H90ZM100 91H101V92H100ZM104 91H105V90H104ZM144 91H142V92H144ZM149 91H147V92H149ZM153 91H154V90H153ZM162 91H163V90H162ZM162 91H161V92H162ZM212 91L216 93V96H218V95H217V91L220 92V98H219V96H218V97L214 96L215 93L213 94ZM14 92H15V91H14ZM60 92L62 93V97H61V96L59 97ZM70 92H71V91H70ZM85 92H87V90H86ZM147 92H145V93H147ZM150 92H152V91H150ZM193 92H192V94H193ZM255 92H256V91H255ZM9 93H10L11 95H9ZM103 93L105 94L106 92H103ZM120 93H121V92H120ZM145 93H143V95H145ZM162 93H163V92H162ZM162 93H159V94L162 95ZM169 93H168V94H169ZM174 93H176V92H174ZM180 93H181V91H180ZM246 93H248V92H246ZM246 93H245V94H246ZM258 93H259V91H258ZM262 93H259V94L261 95ZM77 94H79V93L77 92ZM80 94H81V92H80ZM80 94H79V95H80ZM85 94H86V93H84V96H83V97H86V98H87V96H85ZM89 94H88V95H89ZM159 94H158V96H159ZM164 94H165V92H164ZM168 94H167V95H168ZM170 94H171V93H170ZM170 94L168 95V99H170V98L174 95V94H171V95H172V96H171ZM194 94H195V92H194ZM196 94H197V93H196ZM250 94H252V93H250ZM19 95H20V94H19ZM19 95H18V98L20 99V96H19ZM86 95H87V94H86ZM98 95H99V94H98ZM140 95H141V94H140ZM147 95H148V94H147ZM151 95H152V94H151ZM161 95L159 96L160 98H158V96H157L158 99H161L160 104L163 102L162 100H164V102L167 100V95H165V96H166V100H165V98L162 99V98H161ZM247 95L249 96V94H246V96H247ZM256 95H257V94H256ZM260 95L258 96V98H260V100H257V101L255 100V99H256L255 97H252V99L255 98V99H253V100H255L256 102H255V101L252 102V99L248 98V99H249L248 101L251 100V102L254 103V104H251L252 106H251V105H248V106H251V107H249V108L246 107V108H248V110H246V108H245L246 105L244 106L245 109H243V110H246V111H247V112L245 111L246 115L243 114V112H242V111H243L242 108L239 109V107H238L239 105L237 106V107H238L237 110H238V109L241 110L240 112H242V114H243V116L240 117V112L238 111V112H239V118H240V119H239L240 121H239V120H238V121L241 122V118H242V117H243L242 120H243V119H244V120H243V123H239L238 121L235 120L236 117L238 118V116H235V119H234V120H235L236 122L234 121L233 123H239L240 125L242 124L239 128L242 130V131H241V132H242L241 140L244 139L245 142H246V139L248 140V138L251 136V134H253L254 131H255V134H256V135L259 134V132L257 133V131H258L257 128H259L260 126H257V125L259 124V122H258V119L255 120V118H257V117L259 118V115H260L261 112H263V110H264V95L261 96L262 98L260 97ZM4 96H5V95H4ZM15 96H17V95H15ZM75 96H76V95H75ZM80 96H81V95H80ZM80 96H79V97H80ZM145 96H146V95H145ZM162 96L165 97L164 95H162ZM169 96H171V97H169ZM175 96H177V95H174V97H175ZM190 96H191V95H190ZM190 96H189L188 98H189V99H190V98L192 99V97H190ZM195 96H196L195 99L197 100V97H198V96H197V95H195ZM213 96L216 97L217 100L219 99L218 101H216V98H215L216 103H215V101L213 100V98H214ZM248 96H247V97H248ZM253 96H254V95H253ZM71 97H73V101L76 99L74 96H70V99H72ZM76 97H77V96H76ZM79 97H77V98H79ZM83 97L81 98L82 100H83ZM140 97H141V96H140ZM193 97H194V95H193ZM256 97H257V96H256ZM13 98H14V97H13ZM15 98H16V97H15ZM66 98H67V103H68L70 99L68 100V97H66ZM91 98H92V97H91ZM149 98H150V97H149ZM172 98H173V97H172ZM258 98H257V99H258ZM8 99H9V97H8ZM16 99H17V98H16ZM63 99H64V98H63ZM120 99H121V98H120ZM142 99H143V98H142ZM180 99H181V98H180ZM185 99H186V100H185ZM185 99H184V101L187 102V98H185ZM191 99H190V100H191ZM193 99H194V98H193ZM195 99L192 100V101L195 102ZM9 100H10V99H9ZM9 100H8V101H9ZM13 100H14V99H13ZM56 100H57V102H56ZM65 100H66V99H65ZM65 100H64V101H65ZM77 100H79V99H77ZM77 100L74 102L75 105H77V103H76V102H78ZM82 100H80V105H79V106L82 105V107H83L84 103H86V102H85L86 99H84L85 101H83V102H84L83 104L81 103ZM153 100H155V98H154ZM173 100H174V99H173ZM211 100H213V101H211ZM10 101H11V100H10ZM54 101H55V102H54ZM62 101H63V100H62ZM62 101H61V102H62ZM70 101H71V100H70ZM73 101H72V102H73ZM143 101H144V100H143ZM157 101H158V103H159L160 100H157ZM170 101H171V102H170ZM170 101L167 100L166 103H169V102H170V105H171V103H172V104L174 103V102H172L171 99H170ZM199 101H196V102H198V103H196V104L193 103V102H192V103H193V104H192L191 101H189L190 104H192V106L189 105V109H188V110L193 109V111H197V110L199 109V107H201V105H200L201 102H199ZM208 101H211V103L213 102V105H214V103H215L214 108L212 107V104H211V103L207 104ZM248 101H247V102H248ZM12 102H16V101L14 100V101H12ZM17 102H19V100H18ZM22 102H21L20 104H22ZM53 102H54V103H53ZM65 102H66V101H65ZM65 102H64V105L66 106V103H65ZM149 102H152V100L149 101ZM155 102H156V101H155ZM155 102H153L152 104H154ZM185 102H184V103H185ZM247 102H246L245 104H247ZM251 102H250V103H251ZM56 103H57V104H56ZM70 103H71V102H70ZM78 103H79V102H78ZM118 103H119V102H118ZM142 103H143V102H142ZM156 103H157V102H156ZM158 103H157V105H159ZM250 103L248 102V104H250ZM93 104H94V103H93ZM108 104H109V103H108ZM137 104H138V103H137ZM152 104H151V106H150V104H149L148 106H150V108H151V107H152V108L155 107V106H153ZM187 104H188V102H187ZM194 104H195V105H194ZM238 104H239V103H238ZM243 104H244V103H243ZM61 105L63 106V102L61 103ZM61 105H58V107H57V108H59L58 110H60V111H61V109H60ZM67 105H68V104H67ZM72 105H73V104H72ZM72 105H70L69 107L71 108ZM134 105H136V104H134ZM154 105H155V104H154ZM162 105H163V104H161V106H162ZM173 105H174V104H173ZM173 105H172V106H173ZM193 105H194V106H193ZM10 106H11V105H10ZM10 106H9V107H10ZM59 106H60V107H59ZM79 106H78V107H79ZM126 106H127V105H126ZM140 106H141V105H140ZM161 106H160V107H161ZM164 106H165V105H164ZM167 106H168V105H167ZM175 106H176V105H175ZM205 106H204V107H205ZM3 107H4V106H3ZM63 107H64V106H63ZM73 107L78 108L77 106H73ZM82 107H81V108H82ZM156 107H157V106H156ZM156 107H155V108H156ZM169 107H170V106H169ZM180 107H181V105H180ZM185 107L188 108L187 105H185ZM190 107H192V108H190ZM204 107H201V109H203ZM206 107H205V108H206ZM241 107H243V106L241 105ZM64 108H65V107H64ZM64 108H62V109H64ZM70 108H68V111H69V110H75L74 108H71V109H70ZM81 108H80V109H81ZM91 108H92V107H91ZM158 108H159V107H158ZM158 108H156V111L158 110ZM161 108H162V107H161ZM167 108H168V107H167ZM186 108H185V110H187ZM212 108H213V109H212ZM9 109H10V108H9ZM9 109H8V110H9ZM55 109H56V108H55ZM66 109H67V108H66ZM80 109L78 108L77 110H80ZM165 109H166V108H165ZM235 109H236V108H235ZM46 110H47V109H46ZM81 110H82V109H81ZM81 110H80V111H81ZM133 110H134V109H133ZM142 110H143V109H142ZM237 110H235V111L237 112ZM62 111H63V110H62ZM65 111H67V110H65ZM68 111H67V112H68ZM82 111H83V110H82ZM102 111H103V110H102ZM152 111H153V109H152ZM152 111H151V112H152ZM156 111H155V112H156ZM190 111H192V110H190ZM190 111H189V112H190ZM199 111H201V110L199 109ZM202 111H203V110H202ZM202 111H201V114H199V115H202V113H204V111H203V112H202ZM72 112H73V111H72ZM72 112H71V113H72ZM74 112H76V110H75ZM74 112H73V113H74ZM78 112H79V111H78ZM133 112H134V111H133ZM141 112H142V111H141ZM141 112H140V113H141ZM163 112H164V111H163ZM0 113H1V111H0ZM11 113H12V112H11ZM64 113H65V112H64ZM142 113H143V112H142ZM152 113H153V112H152ZM159 113H160V112H159ZM159 113H158V114H159ZM191 113H192V112H191ZM196 113H197V112H196ZM196 113H195V114H196ZM198 113H199V112H198ZM206 113H207V114H206ZM234 113H235V112H234ZM68 114H69L68 118L71 117L70 112L67 113V115H68ZM128 114H129V113H128ZM145 114H146V113H145ZM189 114H190V113H189ZM195 114H192V115L195 116ZM236 114H237V113H236ZM262 114H263V113H262ZM0 115H1V114H0ZM2 115H3V114H2ZM54 115H55V113H54ZM59 115H60V114H57V117H58ZM74 115L76 116V115H77V112L74 113V114L72 115L71 118L75 117ZM123 115H124V114H123ZM149 115H150V114H149ZM151 115H152V114H151ZM196 115H197V114H196ZM234 115H235V114H234ZM10 116H11V115H10ZM14 116H15V117H14ZM61 116H62V115H61ZM61 116H60V117H61ZM91 116H92V115H91ZM101 116H102V115H101ZM101 116H100V117H101ZM125 116H126V115H125ZM187 116H188V118H186ZM13 117H14V118H13ZM24 117H26V119H25V123H27V127H26V128H28L29 130H35V131L33 132L34 134H33V135L31 134L32 136H30V135L27 134L26 128H24V126H23V123H24ZM100 117H99V118H100ZM137 117H138V116H137ZM153 117H154V116H152V117L150 118V116H149V118H150L149 121H151V119H152ZM163 117H164V116H163ZM189 117H190L191 119H190ZM204 117H205V118H204ZM244 117H245V118H244ZM262 117H263V116H262ZM0 118H1V116H0ZM68 118H67V119H68ZM71 118H69V120H70ZM90 118H92L91 120H93V117H90ZM128 118H129V116H128ZM128 118H127V119H128ZM140 118H141V117H139V119H140ZM144 118L148 119V117H144ZM157 118H159V117H157ZM157 118L154 117V118H153L154 120H152L151 122H153V123H154V121L157 122V120H155V119H157ZM192 118H193V119H192ZM260 118H261V117H260ZM263 118H264V117H263ZM12 119H13V120H12ZM43 119H44V120H43ZM73 119L75 120V118H73ZM73 119H71V120H73ZM81 119H82V118H81ZM127 119H126V120H127ZM130 119H131V118H130ZM130 119H129V120H130ZM132 119H133V118H132ZM142 119H143V117H142ZM142 119H141V122H142ZM252 119H254L253 122L257 121V122H256V126H257V127L254 125L256 128H254L253 132H252L253 125L251 124V123H253V122H251ZM261 119H262V118H261ZM2 120H3V118H2ZM59 120H60V118H59ZM59 120H58V121H59ZM69 120H68V121H69ZM82 120H83V119H82ZM87 120H89V118H88ZM121 120H122V119H121ZM197 120H198V119H197ZM200 120H201V119H199V121H200ZM7 121H9L10 123L7 122ZM40 121H41V127L37 129L38 125L40 124ZM127 121H128V120H127ZM138 121H139V120H138ZM147 121H148V120H147ZM232 121H233V119H232ZM51 122H53V125H52V126H54L53 129L50 127V129L52 130V131H50V132H51L52 134H50V135H49V134L46 135L47 133H50V132H48L49 130H47V129H48L47 127L50 126V125H48V124H51ZM60 122H61V121H60ZM74 122L76 123L77 121H74ZM74 122H72V124H73ZM87 122H89V121H87ZM144 122H146V121H144ZM151 122H149V125L147 124V122L145 123V124L147 125L146 128H147L148 126L150 127ZM163 122H164V121H163ZM196 122H197V123H196ZM230 122H231V119H230ZM261 122H262V120H261ZM263 122H264V119H263ZM69 123H70V122H69ZM75 123H74V125L77 126ZM89 123H90V122H89ZM89 123H88V124H89ZM92 123H93V121H92ZM118 123H119V122H118ZM128 123H129V122H128ZM135 123H136V120H135ZM153 123H152V124H153ZM200 123H201V122H200ZM231 123H232V122H231ZM3 124H4V123H3ZM57 124H58V123H57ZM77 124H78V123H77ZM130 124H131V122H130ZM140 124H141V123H140ZM145 124L143 123V125H145ZM239 124H237V125L235 124V127L238 126ZM253 124H254V123H253ZM74 125H72V126H73L74 129H75V126H74ZM82 125H83V124H82ZM90 125H91V124H89V126H90ZM133 125H134V124H133ZM138 125H139V124H138ZM155 125H156V124H155ZM169 125H170V124H169ZM200 125H202V124H200ZM200 125H199V126H200ZM233 125H234V124H233ZM251 125H252V126H251ZM263 125H264V123H263ZM3 126H4V125H3ZM78 126H79V125H78ZM85 126H86V125H85ZM89 126H87V127H88V132H89V133H91L90 130H92L93 128H94L95 130H96V128H97V127H96V128H95V127H92V126H96V125H94V123H93L92 126H90V127H91L90 130H89ZM97 126H98V125H97ZM126 126H127V125H126ZM0 127H1V126H0ZM60 127H61V126H60ZM131 127H132V126H131ZM143 127H144V126H143ZM149 127H148V129H149ZM262 127H263V126H262ZM57 128H58V127H57ZM76 128H77V127H76ZM141 128H142V127H141ZM144 128H145V127H144ZM144 128H143V129H144ZM153 128H154V127H153ZM203 128L201 127V128L199 129V131L202 130ZM263 128H264V127H263ZM67 129L70 130V127H68ZM74 129H73V130H74ZM97 129H100V128H97ZM124 129H125V128H124ZM133 129H134V128H133ZM240 129H239V132H240ZM260 129H261V127L259 128V131H261ZM2 130H4V129H2ZM46 130H47V131H46ZM59 130H60V129H59ZM69 130H68V131H69ZM71 130H72V129H71ZM95 130H93V132H98V130H97V131H95ZM104 130H105V129H104ZM104 130H103V132H104ZM127 130H128V129H127ZM152 130H153V129L150 127V130H149V131L152 132ZM175 130H177V129L175 128ZM227 130H228V132H227ZM235 130H236V129H235ZM235 130H234V132H236ZM256 130H257V131H256ZM55 131H56V130H55ZM55 131H54V133H55ZM100 131H102V128H101V130H99V134H100ZM149 131H147V132H149ZM237 131H238V130H237ZM70 132H71V131H69V134H70ZM73 132H74V131H72V133H73ZM88 132H87V133H88ZM106 132H107V131H105V133H106ZM123 132H124V131H123ZM141 132H143L142 129H141L140 133H141ZM144 132H146V129L144 130ZM144 132H143V133H144ZM147 132H146V133H147ZM262 132H263V131H262ZM262 132H261V133H262ZM2 133H1V134H2ZM58 133H59V132H58ZM58 133H57V135L61 136V132H60L59 134H58ZM64 133H65V132H63V134H64ZM66 133H67V132H66ZM66 133H65V135H66ZM72 133H71V134H72ZM126 133H127V131H126ZM149 133H150V132H149ZM197 133H198V132H197ZM197 133H196V134H197ZM200 133H202V131H200ZM230 133H231V132H230ZM230 133H229V134H230ZM63 134H62V135H63ZM69 134H68V135H69ZM71 134H70V135H71ZM91 134H92V133H91ZM93 134H94V133H93ZM101 134H102V133H101ZM101 134H100L99 136H102ZM103 134H104V133H103ZM129 134H130V133H129ZM196 134H195V135H196ZM262 134H264V133H262ZM57 135H56V136H57ZM68 135H67V139H72V137H71V136L69 137ZM88 135L90 136V134H88ZM105 135H107V134H105ZM105 135H104V137H105ZM125 135H127V134H125ZM125 135H124V136H125ZM144 135H145V134H144ZM151 135H153V133H151ZM151 135H150V136H151ZM198 135H199V133H198ZM234 135H236V134L233 133V136H232L233 138H234ZM238 135H239V134H238ZM54 136H55V134H54L52 137H54ZM56 136H55V138H58V137H59V136H58V137H56ZM72 136H74V135L72 134ZM91 136H92V135H91ZM91 136H90V137H91ZM93 136L95 137L96 135L94 134ZM140 136H141V134H140ZM140 136H139V137H140ZM147 136H148V134H147ZM170 136H171V134H170ZM176 136H177V134H176ZM176 136H175V138H176ZM181 136H182V137H181ZM189 136H190V138H188ZM200 136H198V137H200ZM252 136H254L255 138H253V137H250V138L253 139V141L255 142L254 139H257V137H256L255 135H252ZM257 136H258V135H257ZM261 136H262V135H261ZM261 136H259L258 138H260ZM49 137L47 138V140H49ZM61 137H62V136H61ZM63 137L65 138V136H63ZM87 137H88V136H87ZM94 137H93V138H94ZM97 137H98V133H97ZM122 137H123V136H122ZM142 137H143V135H142ZM142 137L139 138V140H141L140 143L143 141L144 143L147 144L148 141L146 142V140H149V141L151 140V139H148V137L145 136L147 139H145V138L143 137V138L145 139V141H144V139H142ZM179 137H181V138L179 139ZM226 137H227V138H226ZM229 137L231 138V135H229ZM50 138H51V137H50ZM74 138H75V137H74ZM74 138H73V139H74ZM76 138H77V137H76ZM91 138H92V137H91ZM125 138H126V137H125ZM125 138H124V139H125ZM149 138H150V137H149ZM193 138H194V137H193ZM225 138H226V139H225ZM263 138H264V136H262V139H263ZM58 139H59V138H58ZM61 139H62V138H61ZM61 139H60V140H61ZM65 139H66V138H65ZM87 139H90V138L88 137ZM94 139H95V138H94ZM94 139H93V140H94ZM96 139H97V138H96ZM96 139H95V140H96ZM126 139H127V138H126ZM189 139H191V140H189ZM195 139H197V138L195 137ZM231 139H232V138H231ZM231 139H229V140H231ZM62 140H63V139H62ZM90 140H91V142H92V139H90ZM139 140H138V141H139ZM179 140H180V141H179ZM234 140H235V138H234ZM234 140H233L232 142H234ZM237 140L239 141V140H240V137H239V139H237ZM237 140H236V141H237ZM241 140L239 141L240 144L237 143L238 146L235 145L236 147H239V145H240L239 148H247L248 146L250 147V145H248V144H247V145H248L247 147H246V145H244L245 147H243V146L241 147V143H243V142H241ZM263 140H264V139H263ZM45 141H46V142H45ZM49 141H50V140H49ZM54 141H55V140H54ZM65 141H66V140H65ZM67 141H69V140H67ZM73 141L75 142L76 140L74 139ZM125 141H126V140H125ZM171 141H172V140H171ZM189 141H192V142H193V145H195V146L197 147V149H198V148L200 149V150H199V153L196 152V155H197V154L199 155V158H198V155H197V158H198L199 160H198V159H194V161H195V160H196V161L198 160L197 162H198V165H199V166L197 165V168H196V166H194V167H195V174H193V173H194V168L192 167V164H191L190 160H189V163H190L189 166H191L192 168L189 167L190 169H188V166H187V164H188V163H187V161H188L187 158H189V157L191 158V157L194 155V154H193V155H190V154L188 153V152H189V149L191 148V149H190V151H191L192 148L194 147L193 145L189 146V143L192 144V142H189ZM238 141H237V142H238ZM248 141H250V140H248ZM253 141H252V142H253ZM44 142H45V143H44ZM71 142H72V141H69V144L71 145V147H73L72 145H74L75 143L73 142L74 144H72ZM87 142H88V141H87ZM103 142H104V141H103ZM143 142H142V143H143ZM188 142H189V143H188ZM196 142H195V143H196ZM232 142H230V143H232ZM245 142H244L243 144H245ZM254 142H253V144H254ZM263 142H264V141H263ZM67 143H68V142H67ZM67 143H66V144H67ZM98 143H99V142H98ZM122 143H124V142H123V139H122ZM144 143H143V146L146 145V144H144ZM174 143H175V142H174ZM181 143H182V142H181ZM181 143H180V144H181ZM249 143H250V142H249ZM255 143H256V142H255ZM261 143H262V142H261V138H260V143H259V144H261ZM69 144H67V145H69ZM95 144H97V143H95ZM138 144H139V143H138ZM180 144H179V145H180ZM228 144H229V143H228ZM228 144H227V146H228ZM234 144H236V143L234 142ZM234 144L232 143V146H231V144H229V145L233 148V151H235V150L237 149V148H234V147H235ZM250 144L252 145V143H250ZM257 144H258V143H257ZM259 144H258V145H259ZM262 144H263V143H262ZM67 145H66V148L68 147ZM70 145H69V147H70ZM84 145H85V144H84ZM90 145H92V146H91L92 150H90V152H93V147L96 146V145H94V146H93V144H90ZM97 145H98V144H97ZM126 145H127V144H126ZM177 145H178V144H177ZM258 145H257V146H258ZM263 145H264V144H263ZM74 146H75V145H74ZM192 146H193V147H192ZM198 146H199V147H198ZM227 146H226V147H227ZM230 146H229V148H231ZM259 146H260V145H259ZM259 146H258V147H259ZM261 146H262V145H261ZM86 147H87V146H86ZM86 147H85V148H86ZM88 147L90 148L89 145H88ZM139 147H140V148L142 147L141 144H139ZM139 147H138V148H139ZM196 147H195V148H196ZM255 147H256V145H255ZM44 148H45V146H44ZM80 148H81V147H80ZM85 148H84V149H85ZM91 148H90V149H91ZM232 148H231V151H232ZM239 148H238L237 151H240V150H241V149L239 150ZM251 148H252V147H251ZM251 148H249V149H247V150H245V149L243 150V149H242V153H241V154L238 153V152H237V153H238V155H241V156L243 157V154H244L243 152H244V151H245V152H248V154H247V153L244 154V155H245V156H244V159H247L248 155H250V154L253 152V151H251V153L249 154L250 151H248V150H250ZM253 148H254V145H253ZM253 148H252V149H253ZM31 149H33V150H31ZM94 149H95V148H94ZM108 149H109V148H108ZM197 149H195V151H197ZM252 149H251V150H252ZM255 149H260V148H254L253 150H255ZM30 150H31V151H30ZM41 150H42V152H43V149H41ZM74 150H75V149H74ZM86 150H89V149H85V152H87ZM193 150H194V149H193ZM220 150H223L224 152L222 153V151H221V154H219V153H220ZM260 150H261V149H260ZM260 150H255V151H256L257 154H258V152H260V154H261V151L264 150V149H262L261 151H260ZM29 151H30V152H29ZM32 151H33V153H32ZM38 151H37V154H38ZM77 151H78V150H77ZM83 151H84V150H83ZM94 151H95V150H94ZM105 151H106V150H105ZM107 151H109V150H107ZM118 151H119V153H121V149H119ZM118 151L116 150V151H115V154L113 153L112 156L115 157V155L117 154ZM195 151H193V152H195ZM229 151H230V149H229ZM231 151H230V155H231V153H233V152H231ZM39 152H40V151H39ZM51 152H52V150H51ZM57 152H59V150L56 151V152H54V155H56L55 153H57ZM85 152L83 153V152L81 151L82 154H81L80 156H81V157H82V156L84 157V155H86V154L88 155V153H85ZM193 152H192V153H193ZM29 153H30V154L32 153V154L28 157V154H29ZM40 153H41V152H40ZM40 153H39V154H40ZM61 153H62V151H61ZM68 153H69V152H68ZM190 153H191V152H190ZM192 153H191V154H192ZM226 153H227V151H226ZM226 153H225V154H226ZM234 153H235V152H234ZM256 153H255V154H256ZM35 154H36V153H35ZM89 154H90V153H89ZM91 154L93 155V153H91ZM188 154L190 155L189 157L187 156ZM228 154H229V152H228ZM260 154H259V156H261V157H260L261 160L264 159V158H262V156L264 157V155H262V154L260 155ZM263 154H264V153H263ZM61 155H62V154H61ZM61 155H59V153H57L56 156H58L59 159H60ZM75 155H76V154H75ZM87 155H86V156H87ZM92 155H91V156H92ZM117 155H118V154H117ZM117 155H116L115 158H113V157L111 156L110 160H111L112 158H113V159H118L119 156H118V158H117ZM196 155L193 156V158H196ZM219 155H220V156H219ZM230 155H229V156H230ZM235 155L237 156L236 153H235ZM35 156H36V155H35ZM50 156H53V154H51V155L48 156L47 161H51V160L49 159ZM86 156H85V157H86ZM88 156H90V155H88ZM103 156H104V155H103ZM227 156H228V155H227ZM232 156H234V154H233ZM246 156H247V157H246ZM250 156H251V155H250ZM250 156L248 157V159H249V158H252V157L254 158L253 155H252V157H250ZM256 156H257V160L259 161V160H260V159L258 158L259 156H258V155H256ZM81 157L79 158V156H78V158H79L80 160L83 158V157H82V158H81ZM98 157H99V156H98ZM242 157H240V158L243 159ZM26 158H27V159H26ZM35 158H36V157H35ZM35 158H34V160H36ZM52 158L54 159L55 157H52ZM157 158H159V157H157ZM223 158H226V155H225V157H224V155H223ZM223 158H222V159H223ZM229 158H230V160H231V157H229ZM233 158H234V157H232V159H233ZM235 158H236V157H235ZM235 158H234V159H235ZM237 158H238V160L235 159L236 161L233 159L234 162H236V164H237V161H239V159H240L239 156H238ZM55 159H56V158H55ZM55 159H54V160H55ZM63 159H64V158H61V163L64 162ZM186 159H187V160H186ZM248 159H247V160H248ZM34 160H33L32 163H38V162H35ZM62 160H63V161H62ZM76 160H78V159H76ZM100 160H101V159H100ZM220 160H221V159H220ZM220 160H218V161H220ZM230 160H229V161H230ZM247 160H245V161H247ZM254 160H255V159H253V161H254ZM37 161H38V160H37ZM39 161H40V160H39ZM55 161H56V160H55ZM83 161H84V160H83ZM111 161H112V160H111ZM111 161H110L109 164H110V165H111V164L114 165L115 161H113L114 163H111ZM116 161H117V160H116ZM218 161H217V162H218ZM223 161H224V159H223ZM227 161H228V160H227ZM229 161H228V162H229ZM263 161H264V160H263ZM76 162H77V161H76ZM78 162H80V161L78 160ZM78 162H77V165H79ZM215 162H216V160H215ZM234 162H232L231 164L233 165ZM240 162H242V160H240L239 163H240ZM251 162H252V159H251L250 163H251ZM255 162H256V165H259V166H260V164H261V166H262V170H261L260 168H259V169H260V171H263V168H264V167H263V164H264V162H260V163H258L257 161H255ZM255 162H254V163H255ZM42 163H43V162H42ZM47 163H48V162H47ZM145 163H146V162H145ZM192 163H193V161H192ZM243 163H244V160H243ZM243 163H242V165H243ZM248 163H249V161H248ZM257 163H258V164H257ZM40 164H41V163H40ZM98 164H99V163H98ZM102 164H103V163H102ZM109 164H108V166H109ZM196 164H197V163H196ZM213 164H214V163H213ZM220 164H221V162H220ZM231 164H230V167H231V168L228 167L229 169H227V167H225V166L227 165V163H226V165L224 164V167L226 168V171L228 170V171L230 172V170L232 169ZM234 164H235V163H234ZM240 164H241V163H240ZM244 164H247V162L244 163ZM251 164H252V163H251ZM251 164H250V165H251ZM27 165H28V164H26V166H27ZM61 165H62V164H61ZM193 165H195V163H194ZM205 165H206V166H205ZM237 165H238V164H237ZM237 165H233V166H236V167H237ZM248 165H249V164H248ZM29 166H30V167H31V166L36 167L37 165H36V164H35V165L33 164V165H29ZM38 166H39V165H38ZM114 166H115V165H114ZM114 166H112V167H114ZM214 166H215V165H214ZM214 166H211V167L214 168ZM219 166H220V165H219ZM228 166H229V165H228ZM238 166H240V165H238ZM243 166H245V165H243ZM246 166H247V165H246ZM259 166H258V167H259ZM39 167H40V166H39ZM61 167H62V166H61ZM97 167H98V166H97ZM100 167H101V166H100ZM110 167H111V166H110ZM216 167H217L216 170H218L219 168H218V166H217V163H216L215 168H216ZM240 167H241V166H240ZM248 167H250V166H248ZM28 168H29V167L27 166L26 169H28ZM31 168H32V167H31ZM31 168H30V169H31ZM36 168H37V167H36ZM36 168H34V169H36ZM77 168H78V167H77ZM209 168H210V167H209ZM245 168H246V167H245ZM245 168L243 167V169L246 171ZM252 168H253V167H252ZM30 169H29V170H30ZM34 169H31L32 172H34ZM61 169H62V168H61ZM107 169H108V167H107ZM109 169H110V168H109ZM192 169H193V172L191 173V175L193 176V178H192V176H190V175L188 176V178H189V177L192 178V179L190 178V180H187V178H186L187 176H185V177L183 178V179L186 178V181H188V182L190 181L189 184H188V183H185V184H187L188 186H187V185H184V186L182 185V186L185 187V188H180V187H182V186L179 187V186L177 185V187H176V184H177L178 182L182 181V176L184 175L185 171H186V170H189V172H190V171H192ZM222 169H224V168H222ZM233 169L237 171V169H236L235 167H234ZM233 169L231 170L232 173L230 172L232 175L234 174V173H233V171H234ZM243 169H242V168H239L240 171H241V170L243 171ZM29 170H28V171H29ZM31 170H30V171H31ZM37 170H38V169H37ZM57 170H58V169H57ZM59 170H60V169H59ZM77 170H78V169H77ZM77 170H75V172H76ZM208 170H209V169H208ZM213 170H215V169H212V172H213V173H215V172L217 173V171L214 172ZM239 170H238V173H239V177H240V174H241V173H240ZM30 171H29V173H30ZM210 171H211V170H210ZM224 171H225V169H224ZM228 171H227V172H228ZM236 171H235V172H236ZM242 171H241V172H242ZM32 172H31V173H32ZM52 172H54V171H52ZM60 172H61V171H60ZM60 172H58L59 174H58L57 172H55V173H56L55 175H53L54 173H53V174L50 173V174L48 175V179L50 178L49 180L47 179L48 182H46V183L48 184V185H47V186H48V189L51 190L52 188L54 189V187H57V180L59 179ZM121 172H122V171H121ZM186 172H187V171H186ZM204 172H205V171H204ZM212 172H211V173H212ZM248 172H249V170H248ZM73 173H74V172H73ZM205 173H206V172H205ZM205 173H204V174H205ZM208 173H209V172H207L206 175H207ZM211 173H210L211 176H210V175L207 176L208 178H210V177H214V179H216L215 177H216V176L218 177V175H217L216 173H215L216 176H212L213 173H212V174H211ZM218 173H222V171H221V172L218 171ZM223 173H225V172H223ZM259 173L261 174L262 172H258V174H259ZM21 174H22V176H21ZM33 174H34V173H33ZM74 174H78V173L76 172V173H74ZM116 174H117V172H116ZM142 174H143V173H142ZM185 174H186V173H185ZM188 174H190V173H188ZM215 174H214V175H215ZM228 174H229V173H228ZM231 174H230V175H231ZM235 174H236V173H235ZM235 174H234V175H235ZM35 175H36V174H35ZM50 175H51V176L53 175V176L51 177ZM58 175H59V176H58ZM180 175H181V177H180ZM221 175H222V174H220L219 178H220V177L222 178L225 174H223V176H221ZM226 175H227V174H226ZM230 175H228V176H230ZM236 175H237V176H236V178H237V177H238V174H236ZM263 175H264V174H263ZM49 176H50V177H49ZM75 176H76V175H75ZM87 176H88V175H87ZM108 176H109V175H108ZM114 176H115V175H114ZM241 176H242L241 178L244 177V172H243V174H242ZM253 176H254V178H255V174H254ZM256 176L258 177V181L260 182L261 180H259V177H261V176H258V175H256ZM117 177H118V176H117ZM117 177H116V178H117ZM178 177H180V180L178 179ZM204 177H205V175H204ZM225 177H226V178H225ZM225 177H223V178L227 179V176H225ZM262 177H263V176H262ZM28 178H29V177H28ZM75 178H76V177H75ZM75 178H74V176H72V179H73V180H74ZM176 178L178 179V181H177ZM219 178H218V180H219ZM221 178H220V179H221ZM223 178L220 180L221 182H222L223 180H225V179H223ZM231 178H232V176H231ZM233 178H235V177L233 176ZM233 178H232V179H233ZM250 178H251V177H250ZM252 178H253V177H252ZM252 178H251V179H252ZM254 178H253V179H254ZM76 179H79V178L77 177ZM114 179H115V178H114ZM114 179H113V180H114ZM205 179H207V178H205ZM205 179L202 178V181H201V182H203ZM229 179H230V178H229ZM244 179H245V178H243V180H244ZM247 179H249V178H247ZM247 179H246L244 182L242 181V182H243V185H244V183L247 184V183H246ZM260 179H262V178H260ZM263 179H264V178H263ZM117 180H118V179H116V181H117ZM175 180H176L177 182H176ZM211 180H212V181H215V180H213V179L211 178L209 183L212 182ZM233 180H234V179H233ZM233 180H227L226 183L228 184V181H229V182H230V181L233 182ZM237 180H239V179H237ZM237 180H235V181H237ZM241 180H242V179H241ZM241 180H240V183H239V184L242 183ZM256 180H257V178H256ZM45 181H46V180H45ZM70 181H71V180H70ZM74 181H75V183L78 182V180H77V182H76V180H74ZM99 181H100V180H99ZM116 181H115V182H116ZM151 181H152V180H151ZM174 181L176 182V184H175L176 189H174V191L177 190V188H179L178 190L182 189V190L184 191V192H183V191L181 190V192H183V194H182L181 197H180V195H179V197L182 198V201H181V202L179 201V200H181V199H180V198H177L178 195L176 196L177 193L180 194L181 192H179V191H178V192H177V191L172 192V190H173V188H174L173 185H174V183H175ZM184 181H185V180H183L182 183H183ZM206 181H208V180H205V181H204L205 185H207V184H206V183H207ZM113 182H114V181H113ZM115 182H114V184H112V181H111L112 186L115 185ZM216 182H217V183H216ZM216 182H215V185H216V184H218V185L221 184V182H220V184L218 183V181H216ZM247 182H248V181H247ZM250 182H251V180H250ZM250 182H249V183H250ZM253 182H255V180H254V181L252 180L251 183H253ZM46 183L44 182V185H45V186H46ZM99 183H100V182H99ZM222 183H223V182H222ZM230 183H231V182H230ZM249 183H248V184H249ZM251 183H250V184H251ZM255 183H256V182H255ZM255 183H254L253 185H257V184H255ZM36 184H37V183H36ZM77 184H78V183H77ZM77 184H75L76 187H78ZM111 184H110V185H111ZM224 184H225V182H224ZM227 184H225V185H227ZM231 184H233V183H231ZM250 184H249V185H250ZM262 184H264V183H262ZM262 184H261V183H260V184L258 183V185H261V186H258V187H262V186H263ZM40 185H41V184H40ZM42 185H43V184H42ZM107 185H108V184H107ZM180 185H181V184H180ZM208 185H210V184H208ZM215 185H214V187H215L214 190H215V191L212 190V189L214 188L213 186L210 187L211 190H210L209 187H208V189L210 190V191H209L210 193H209V194L207 193V194H206L207 196L210 195L212 192H213V193L215 192V193L217 194V192L221 190V189H220V190L217 189V188H219L218 185H216V186H215ZM221 185H222V184H221ZM251 185H252V184H251ZM28 186H29V184H28ZM28 186H27V187H28ZM36 186L39 187L38 185H36ZM47 186H46V187H47ZM73 186H74V182H72V181H71V183L69 182L67 185H65V187L63 188V191L65 192L63 197H65V196L67 197V196L69 195L68 192H69L72 188H73V190H71L70 193H71L72 191L75 190V186H74V187H73ZM112 186H110V187H112ZM201 186H202V184L200 183V184H199V188H198V190L200 189ZM223 186H224V185H223ZM234 186H235V184L233 185V187H234ZM238 186H239V187H238ZM238 186H236V187H238V188H242L240 185H238ZM31 187H33V190H35V189H34L35 185H34V186H31ZM31 187H30V190H31ZM212 187H213V188H212ZM220 187H221V186H220ZM224 187H225V190L227 191V190H229V187H232V185H231V186L229 185V187H228V185H227V187H226V186H224ZM224 187H222V189H223ZM246 187H247V186H246ZM246 187H245V189H246ZM248 187H249V186H248ZM255 187H257V186H254V188H253V186H252V187H249L250 189H247L246 191L249 192V191H251V189H255ZM40 188H42V187L40 186L39 189L36 188L37 191H38V193H40L39 191H41ZM202 188H203V186H202ZM238 188H237V189H238ZM56 189H57V188H56ZM134 189H135V188H134ZM141 189H142V188H141ZM206 189H207V188H206ZM216 189H217L218 191H217ZM234 189H235V188H234ZM243 189H244V188H243ZM243 189H241V191H242ZM256 189H258L259 191H261L260 189H262V188H256ZM256 189H255V191H258V190H256ZM30 190H29V191H30ZM33 190L30 191V192L34 195V197L31 195V196L33 197V199H31V197H30L31 202H30V200H29V202H27V203H28L27 206L29 207V211L26 210L27 213L29 212V213L31 214V217H32V218L35 217L34 215H35L36 212L34 213V211L37 209V198H38L37 195H39V194L36 192V190H35L36 193L33 192ZM50 190H49V191H50ZM200 190H202V189H200ZM223 190H224V189H223ZM225 190H224V191H225ZM263 190H264V186H263L262 191H263ZM22 191H23V190H22ZM53 191H55V190H53ZM202 191L205 192L206 190L203 189ZM224 191H222V193H223ZM235 191H236V190H235ZM239 191H240V189L237 190L238 193H239ZM253 191H254V190H253ZM253 191H252V192H249L250 194L247 192L246 195L242 193V195L245 196V197H246L247 195L250 196L251 193H253ZM255 191H254V192H255ZM259 191H258V192H259ZM30 192H29V196H30ZM51 192H52V190H51ZM120 192H121V191H120ZM134 192H135V191H134ZM176 192H177V193H176ZM199 192L201 193V191H199ZM199 192H198V193H199ZM237 192H236V193L234 192V193H235V196H237V194H238ZM243 192H244V190H243ZM258 192H257V193H258ZM34 193H35L36 195H35ZM66 193H68V194L66 195ZM172 193H176V194H174V195L176 196V198H177L178 200H177V199H174V196L172 195ZM202 193H203V192H202ZM215 193H214V194H215ZM222 193H221V192H220V193L218 192V194H220V195H221ZM261 193H262V192H261ZM103 194H104V193H103ZM192 194H193V195H192ZM216 194L214 195V197H213V196H212V197H211V196H210V197L208 196L210 199L212 198V201H210V202H209V201H204L205 204H208V207L211 208V209H210L211 212H209V211H210L209 208L207 209L208 211L206 210V213H207V214H208V213H212V214H213L214 210L217 211V209H218V208L212 209V207L214 206V204H215L216 202H218L219 199H220V200L222 199V198H220L221 196L217 194V195L219 196L218 201H217L216 199H217L218 196L216 197ZM226 194H227V193H226ZM240 194H241V192H240ZM240 194H239V195H240ZM253 194H255V193H253ZM90 195H91V194H90ZM198 195H199V194H197V195H195V196H198ZM201 195H202V194H200L199 197H200ZM212 195H213V194H212ZM261 195H262V194H261ZM20 196H21V195H20ZM69 196H70V195H69ZM171 196H173L172 199L177 200V201L180 202L179 205H178V203H177L178 206L175 205L176 207L174 206V202H173V206L175 207V209H172L173 206L171 207V205H172V204H171V203H172ZM204 196H205V194H204ZM226 196H227V195H226ZM243 196H238V198H239V197H243ZM248 196H247L246 198L244 197L243 199H244V200H245V199H249V201L251 200L250 202H253V203H254L252 206L249 207V209H251V207H253V206H254V205H255V204H256L261 198H263L264 195L260 197V193H258V196H259L260 199H259L256 203H255V200L252 201L254 198H256V197L258 198V196H256V194L254 195V197H252V199H250L251 196H250L249 198H248ZM255 196H256V197H255ZM61 197H62V196H61ZM61 197H60V196H57V197L54 196L53 199H51V200H53V201H52V203H51V201H50V203L48 204V206H49V208L47 207V210H48V211L46 210V213L48 212V214L45 215V217H46L47 220H48V224L45 225V223H46L47 221L44 220L43 222L46 221V222L44 223L45 226L42 224L43 222H42L41 225H40V230L42 231V233H44V232L46 233V234L44 233V234H45V237H44V240H45V241H46L47 239L50 238V237H49L50 234L55 230L53 225H54V221L57 222V220H55V219H57V217H56V215L58 214V213H57V210H59L60 207H63V206H64L63 201H64V200L66 201V199H67V198H66V199H61ZM63 197H62V198H63ZM99 197H100V196H99ZM208 197H207L206 200L209 199ZM101 198H102V197H101ZM233 198H234V196H233ZM257 198H256V199H257ZM28 199H29V198H28ZM49 199H50V198H49ZM96 199H98V204H100L101 201H99L100 198H98V195H97ZM96 199L93 198V200H94L93 203H94V206H95L94 208H96V206H97V205L95 204V202L97 201ZM193 199H194V197H193ZM197 199H198V197H197ZM210 199H209V200H210ZM241 199H242V198H241ZM62 200H63V201H62ZM95 200H96V201H95ZM101 200H102V199H101ZM174 200H173V201H174ZM202 200H203V199H202ZM177 201H175V202H177ZM188 201H189V202H188ZM190 201L193 202V203H191ZM234 201L236 202V204H237V201H240V202H238V205H237L238 208L236 209V210L238 211V209H239V205L243 204V202H242L240 199L237 200V201H236V199H234ZM260 201H264V200L262 199V200H260ZM260 201H259V205H262V207H263L264 205H263V203L260 204V203H261ZM200 202L203 203L201 200H200ZM200 202H199V203H200ZM206 202H207V203H206ZM208 202H209V203H208ZM219 202L222 204L223 201H219ZM219 202H218V203H219ZM224 202H225V201H224ZM226 202H227V201H226ZM245 202H247V200H245ZM245 202H244V203H245ZM250 202H249V203L247 202L248 205H249V204H252V203H250ZM29 203H30V204H29ZM64 203H65V202H64ZM93 203H90V204H92L91 207H93ZM96 203H97V202H96ZM218 203H216L214 207H218V206H217ZM239 203H241V204H239ZM18 204H19V203H18ZM114 204H115V203H114ZM134 204H135V203H134ZM175 204H176V203H175ZM226 204H227V203H226ZM257 204H258V203H257ZM62 205H63V206H62ZM135 205H136V204H135ZM135 205H134V206H135ZM196 205H197V206H196ZM218 205H219V204H218ZM222 205H224V204H222ZM222 205H220V206H222ZM232 205H235V204L233 203ZM232 205H231V206H232ZM245 205H247V204H245ZM245 205H244V206H245ZM248 205H247L246 207H248ZM259 205H258V206H259ZM108 206H109V205H108ZM193 206H191V207H193ZM203 206H204V205H203ZM224 206H225V205H224ZM231 206H230V209L234 208L233 206H232V208H231ZM244 206H243V207H244ZM28 207H27V208H28ZM97 207H99V205H98ZM188 207H189V206H188ZM191 207H190V209H191ZM214 207H213V208H214ZM222 207H223V206H222ZM235 207H236V205H235ZM241 207H242V206H240V209H239V210H240V212H239L240 214L242 213L241 210H243V208L241 209ZM246 207H244V208H246ZM4 208H7V209L5 210ZM126 208H127V207H126ZM201 208H202V207H201ZM201 208H200V209H201ZM205 208H207V205H206ZM205 208H203V209H201V210H202V211L204 210V212H205ZM255 208H257V206H256ZM17 209H18V208H17ZM61 209H62V208H61ZM91 209H92V208H91ZM127 209H128V208H127ZM171 209H172V210H171ZM192 209L194 210L195 208H192ZM219 209H221V207H219ZM223 209H224V208H223ZM249 209H248V210H249ZM252 209L254 210V208H252ZM260 209H261V208H260ZM186 210H187V209H186ZM193 210H191V211H193ZM197 210H198V208H197ZM224 210H225V209H224ZM228 210H229V209H228ZM244 210H245V209H244ZM246 210H247V209H246ZM13 211H14V210H13ZM59 211H60V210H59ZM116 211H118V210H115V213H113L112 216L110 215V217H113V215H115V214H116L117 217H118L119 211H118V213H117ZM188 211H190L189 208H188L186 214H188V213H191V214H192V212H188ZM202 211H200V213H199V210H198V212L194 213L195 216L198 217V215H199V216H200L199 219H200V218H203L204 216L206 217V216H207L206 214L203 215L204 212L202 213V216H203V217L201 216V212H202ZM212 211H213V212H212ZM229 211H230V213H231V210H229ZM237 211H236V212H237ZM249 211H250V210H249ZM249 211H248V213L246 214L247 217H249L250 214H255V211H256V214H258L257 212H260L259 214H261V211L264 212V209H263V210H260V211H257V209H256V210L254 211V213H253V211H251L250 214H249ZM193 212H195V211H193ZM226 212H227V211H226ZM226 212H224V213L226 214ZM232 212H233V209H232ZM234 212H235V210H234ZM234 212H233V213H234ZM236 212H235V213H236ZM246 212H247V211H246ZM18 213H19V212H18ZM29 213H28V214H29ZM33 213H34V215L32 216ZM56 213H57V214H56ZM109 213H110V212H109ZM170 213H171V214H170ZM227 213H228V212H227ZM13 214H14V213H13ZM133 214H134V213H133ZM168 214H169V217H170V215H171V218H169V217L167 216ZM191 214H190V215H191ZM212 214H210V215H212ZM214 214H215V212H214ZM214 214H213L212 216H214ZM225 214H223V215H225ZM243 214H244V213H243ZM25 215H26V214H25ZM41 215H42V214H41ZM116 215H115V216H116ZM188 215H189V214H188ZM190 215H189V216H190ZM208 215H209V214H208ZM226 215H227V214H226ZM226 215H225V216H226ZM231 215H232V217H231V216H229V217L232 218V220H230V219L228 218V215H227V217H226V220H227V218H228V219L231 221L230 225H231V224L233 225V222H232V221L234 220V221L237 223L238 221H236V220L239 219L240 217L238 216L237 213H236V215H237L239 218L236 217V215H234V214H231ZM233 215H234V217H236L235 219H233V218H234ZM241 215H242V214H241ZM261 215H262V214H261ZM263 215H264V213H263ZM263 215H262V216H263ZM14 216H15V215H14ZM28 216H29V215H28ZM75 216H76V215H75ZM77 216H78V215H77ZM98 216H99V215H98ZM164 216H167V218H169L170 220L172 219V217L175 218V219H173V220H174L173 222H172V220H171L172 223L170 222L171 224H169V225L167 224V225H168V226H167V225H166L167 221H165L167 218L165 219ZM246 216H245V214H244V218H246ZM251 216H253V215H251ZM251 216H250V217H251ZM257 216H258V215H257ZM161 217H163V218L165 219V220H164V219L162 218V219L164 220L166 226L163 224L164 222H163V220L161 219ZM197 217H195V218H197ZM205 217L203 218V219H204V222H203V220H201V219H200V220H201L202 222L199 220V221H200V224L202 223V224H201L202 226L200 227V225L198 224V227H196V228H200V230H201V229H203V228H202L203 226H204V228H205L206 224H207V226H209V227H211V226L213 227V223H215L216 220L213 222V220H210V219H212L213 217L210 218V219L207 218L208 221H209V223H210V221H211V224H212V225H210L208 222H206V224L204 225L205 220H206ZM209 217H211V216H209ZM214 217H216V216H214ZM259 217H260V215H259ZM263 217H264V216H263ZM3 218H4V217H3ZM27 218L29 219V217H27V215H26V218H25V219H27ZM46 218H45V219H46ZM114 218H115V217H114ZM118 218H119V217H118ZM195 218L193 217V220H194V221H197L198 218H197V219H195ZM241 218H242V217H241ZM255 218H256V217H255ZM255 218H254V219H255ZM21 219H22V218H21ZM23 219H24V218H23ZM116 219H117V218H116ZM215 219H217V218H215ZM242 219H243V218H242ZM246 219H248V218H246ZM246 219L244 220L245 222H244V221H243V222H244L245 224L250 223V222L247 223V222H246ZM249 219H251V218H249ZM30 220H31V219H30ZM30 220L28 221L29 223L27 222L28 225L31 223ZM32 220H33V219H32ZM158 220H159V222L161 221V222H160V224H161L160 226L163 225V226L166 227V228H164V227L162 226V227L164 228L163 232H162V230L160 231V229H159V232H160V234H162V235H160V234L158 235L160 239H159L158 241H156V244H157V245H156V244H155V241H154V237H153L154 235L151 236V237H153V238H151V237L149 236V237L152 239V240L150 239V241H149V237H148V235L152 234L151 232L153 231V229H152V231H150V233L147 234V232H149L148 230H151V229H149L150 226H151L150 228H154V227H155L154 224L159 223ZM170 220H169V221H170ZM226 220H225V221H226ZM239 220H240V222H239L238 226H240V223H241V219H239ZM16 221H17V219H16ZM16 221L14 220V223H15V224L17 223ZM23 221H24V220H23ZM41 221H42V220H41ZM115 221H116V220H114V222H115ZM117 221H120V220L118 219ZM156 221H157V223H154V222H156ZM194 221H192V223H193ZM221 221H222V220H221ZM230 221H229V222H230ZM249 221H252V220H249ZM263 221H264V218L262 219L261 222H263ZM32 222H34V221H32ZM162 222H163V223H162ZM226 222L228 223V221H226ZM253 222H254V221H253ZM253 222H252V223H253ZM255 222H257V221H255ZM261 222H260V225H261ZM9 223H10V222H9ZM14 223H12V224H14ZM19 223H22V220H21V222H20V219H19ZM27 223L24 222V224H27ZM112 223H113V222H112ZM112 223H111V224H112ZM117 223H119V222H117ZM117 223H114V224H117ZM184 223H185V224H184ZM190 223H191V222H190ZM198 223H199V222H198ZM244 223H243V225H241V229H242L243 227L246 228V227H245L246 225H245ZM257 223H258V222H257ZM257 223H256V224H257ZM263 223H264V222H263ZM15 224H14L13 226H15ZM152 224L154 225V227H152ZM187 224L189 225V222H187ZM187 224H186V225H187ZM208 224H209V225H208ZM241 224H242V223H241ZM256 224L253 223V225H255V227L252 226V228H253V227L255 228V231H256V228L258 227ZM258 224H259V223H258ZM22 225H23V224H21V228H22ZM28 225H27V226H28ZM42 225H43L44 227H43ZM98 225H99V224H98ZM186 225H185V226H186ZM190 225H191V224H190ZM190 225H189V226H190ZM193 225H194V223H193ZM228 225H229V223H228ZM228 225H227V226H228ZM230 225H229V226H230ZM234 225H235V223H234ZM234 225H233V226H234ZM244 225H245V226H244ZM248 225H249V226H248ZM248 225H247V227L249 228V231H251V232H249V231L247 230L246 233L249 232L250 234H252V232H253L254 230H253V231H252V229L250 230V225H251V223L248 224ZM263 225H264V224H263ZM263 225H262V228L264 227ZM10 226H11V225H10ZM10 226H9V227H10ZM18 226H20V225H18ZM23 226H24V225H23ZM48 226H49V227H48ZM104 226H106V225H104ZM114 226H115V225H113V226H111V227H114ZM157 226H159V224H157ZM157 226H156V227H157ZM160 226H159V227H160ZM189 226H188V227L186 226L187 229L189 228ZM233 226H232V227H231V226L228 227V229L231 230V228H233ZM236 226H237V225H235V227H234L233 229H235ZM238 226H237V227H238ZM9 227H7V229H6V228L4 229V230H8V229H9V231H5V232H3L4 230L2 231V233H4L5 236H7V237H6L7 240H8V238H9V234H10L11 238H12L13 236L16 237L17 235H19V234H17V232H19V231L15 232L16 235H15V233L12 234V233H13L12 231H15L14 228H16L17 225H16L14 228H12V229L9 228ZM97 227H98V226H97ZM186 227H185V228H186ZM191 227H192V226H191ZM191 227H190V228H191ZM27 228H28V227H27ZM52 228H53V229H52ZM160 228H161V227H160ZM163 228H161V229H163ZM185 228H184V229H185ZM190 228H189V229H190ZM192 228H193V227H192ZM192 228H191V229H192ZM206 228H208V227H206ZM206 228H205V232H206ZM244 228H243L241 231H243ZM248 228H246V229H248ZM254 228H253V229H254ZM258 228H259V227H258ZM10 229H11V230H10ZM17 229H19V228L17 227ZM187 229H186V230H187ZM209 229H210V228H209ZM233 229H232V232L234 231ZM237 229H238V228H236V230H237ZM20 230H21V229H20ZM38 230H39V229H38ZM44 230H45V231H44ZM130 230L132 231V232H130V233H132V235L134 234V239H132L133 237H132V235L129 233ZM186 230H185V234H186V236H187L190 232H189V231H186ZM200 230H199V231H200ZM203 230H204V229H203ZM210 230H212V229H210ZM210 230H209V231H210ZM236 230H235V231H236ZM30 231H31V230H30ZM43 231H44V232H43ZM155 231H157V230H155ZM179 231H181L182 233H180ZM183 231H184V230H183ZM193 231H194V229H192V233H193ZM195 231H196V230H195ZM195 231H194L193 234H190L189 237H191V235H194V234H195ZM197 231H198V230H197ZM237 231H239V229H238ZM245 231H246V230H245ZM258 231H259V233H261L260 230H257V232H258ZM31 232H32V231H31ZM39 232H40V231H39ZM105 232H103V233H105ZM110 232H111V230H110ZM157 232H158V231H157ZM161 232H162V233H161ZM178 232H179V234L176 235ZM187 232H188V233H187ZM210 232H211V231H210ZM228 232H229V231H228ZM228 232H227V233H228ZM239 232H240V231H239ZM40 233H41V232H40ZM42 233H41V234H42ZM85 233H86V232H85ZM154 233H155V232H154ZM199 233H200V232H199ZM199 233H198V234H199ZM201 233H202V232H201ZM203 233H204V231H203ZM207 233H208V235H209L208 230H207ZM212 233H214V232H211V236L213 235ZM234 233H236V232H234ZM234 233H233V234H234ZM249 233H248V234H249ZM255 233H256V232H254L253 235H250V234H249V238H248V239L246 238L247 236L244 235L245 237H242V238H241V239H243V238L246 239L245 242L243 241L244 243H243L242 241L239 240V241H240V242H239V243H240V247H241V242L243 243V245H242L241 248L238 247L239 244H237L238 246L236 245L238 249L240 248L238 251H236V250H237V249H236V246H235V248H232V249H236L235 251H233V250L231 249V251H232L233 254H234V255H233L234 257L232 256L233 259H231V257H230L231 254L229 253L230 255H229V256L227 255V256H228V259H231V262L229 263L228 261H230V260H227V262H228L227 264H237V263L239 264L240 259H243L242 257H243L244 254L246 253V248H248L249 246L251 247V245H252V243H253L252 241H255V240L257 239V238H256L255 240H253V238L255 237V236H254ZM44 234L40 235L41 238H43V235H44ZM61 234H62V231H61ZM128 234H129V236H131V239H132L133 241H132V240H129V241L132 243V245H131V247H130L131 249H130L129 251H127V252H124V251H123V243H124L123 241H126V240H127V238H128ZM174 234H175L174 237L169 238L170 236H173ZM185 234H184V235H185ZM215 234H216V233H215ZM222 234H223V233H222ZM231 234H232V233H231ZM256 234H257V233H256ZM12 235H13V236H12ZM52 235H53V234H52ZM67 235H68V233H67ZM105 235H106V234H105ZM110 235H111V237H110ZM184 235H182V236H184ZM199 235H200V234H199ZM229 235H230V234H228V237L231 238ZM259 235H260V234H259ZM262 235H263V232H262ZM3 236H4V235H3ZM108 236H109V237H108ZM182 236H180V237H182ZM186 236H185V238H182V241H183L184 239L187 240V237H186ZM200 236H201V235H200ZM202 236L204 237V234H202ZM202 236H201V237H202ZM211 236H210V237H211ZM218 236H219V235H218ZM232 236H233V235H232ZM235 236H236V234H235ZM15 237H14V238H15ZM120 237H122V240H120ZM156 237H157V235L155 236V240L157 239ZM180 237H179L180 240L174 239V242H175V243H173V245H175L177 241H180V245H182V244L184 243V242L181 241V238H180ZM197 237H199V236H197ZM215 237H217V236H215ZM233 237H234V236H233ZM256 237H257V236H256ZM261 237H262L261 240H263V236H261ZM11 238H10V240H11ZM14 238H13V239H14ZM39 238H40V237H39ZM90 238H91V237H90ZM193 238H194V236H193ZM193 238H192V239H193ZM205 238H206V234H205ZM207 238H208V237H207ZM225 238H226V237H225ZM229 238H228V239H229ZM3 239H4V238H3ZM16 239H17V238H16ZM56 239H57V238H56ZM170 239H171V240H170ZM189 239H190V241L192 240L191 238H189ZM195 239L200 240L201 238L198 239V238L195 237ZM202 239H203V238H202ZM210 239H211V238H210ZM213 239H214V236L212 237V240H213ZM222 239H223V238H222ZM259 239H260V238H259ZM7 240H5L4 242H7ZM10 240H9L8 243H7L8 245L3 244L4 242H1V243H0V244H2V247H1V245H0V252H1V253L3 252L2 254H5V253L7 252V251L5 250V248H4V246L7 247V248H9V247L12 245L11 243H9ZM218 240H219V239H218ZM218 240H217V242H218ZM220 240H221V238H220ZM261 240H260V242H261ZM50 241H51V240H50ZM97 241H98V240H97ZM99 241H100V240H99ZM129 241H128V242H129ZM163 241L166 242V240H163ZM192 241H194V240H192ZM214 241H216V240H214ZM214 241H213V242H214ZM257 241H259V240L257 239L255 242H257ZM11 242H12V240H11ZM41 242H43V241H41ZM41 242L39 241V243H38L37 245L32 246L33 250H30V251H31L30 254L33 253V257L31 256V257H29V258H37V256L39 255V253L37 254V252H39V251H38V250H39V246H38V245H41V244H40ZM56 242H57V241H56ZM149 242H150V243H149ZM181 242H182V243H181ZM187 242H189V241H187ZM217 242H214V243H213V246H215L214 244H216ZM262 242L264 243V241H262ZM262 242H261V243H262ZM103 243H104V244H103ZM131 243H130V244H131ZM161 243H162V242H161ZM191 243H192V242H191ZM194 243L196 244L197 242H194ZM249 243H250V245H248ZM263 243H262V245H264ZM9 244H11V245L9 246ZM14 244H15V243H14ZM63 244H64V243H63ZM162 244H163V243H162ZM171 244H172V243H171ZM171 244H169V246H167L166 243L163 244V246L165 245L166 248L164 247V249H161V250L163 251V250L166 249L165 251H167V253L171 252V251H168V250H173V248L176 246V245H175L172 249H170V246L172 247ZM177 244H179V242H178ZM188 244H189V243H188ZM188 244H186V245H188ZM199 244H200V243H199ZM199 244L197 243V245H199ZM201 244H202V242H201ZM201 244H200L199 246H201ZM211 244H212V243H211ZM15 245H16V244H15ZM43 245H44V243H43ZM60 245H61V244H60ZM125 245H126V243H125ZM180 245H179V246H180ZM189 245H190V244H189ZM254 245H255V244H253L252 247H253ZM257 245H260V244H258V242H257ZM257 245H255L256 248L258 247ZM262 245H260V247H261ZM97 246H98L99 250L97 249ZM126 246H127V245H126ZM155 246H156V247H155ZM192 246H193V245H192ZM195 246H196V245H195ZM202 246H203V245H202ZM220 246H221V245H220ZM247 246H248V247H247ZM148 247H149V249L151 248V250H152V245H151V247H150V246H148ZM157 247H158V248H157ZM167 247H168V248H167ZM177 247H178V246H177ZM182 247H183V246H182ZM182 247H180V248H182ZM188 247H189V246H188ZM188 247H187V248H188ZM193 247H194V246H193ZM250 247H249V248H250ZM255 247H254V248H255ZM260 247H258L259 250H262V249L264 250V246L261 247L262 249H261ZM11 248H12V247H11ZM11 248H9V249H7V250H10ZM41 248H42V247L40 246V249H41ZM57 248H58V247H57ZM175 248H176V247H175ZM180 248H176V250L179 249L178 252L176 253L177 255H178L179 252H182V251H180ZM256 248H255V249H256ZM258 248H257V249H258ZM48 249H49V248H48ZM81 249H82V248H81ZM167 249H168V250H167ZM182 249H183V248H182ZM184 249H185V248H184ZM251 249H252V248H251ZM255 249H254V251L257 250V249L255 250ZM11 250H12V249H11ZM153 250H154V249H153ZM159 250H160V249H159ZM159 250H158V251H159ZM185 250H186V249H185ZM185 250H184L183 252H185ZM188 250L190 251V250H191V247L188 248L186 251H188ZM247 250H248V249H247ZM249 250H250V249H249ZM252 250H253V249H252ZM30 251H29V252H30ZM32 251H33V252H32ZM40 251H41V250H40ZM85 251L88 253L87 250H85ZM95 251H94V252H95ZM149 251H150V250H149ZM158 251H157V255H164V253H163V254H158L159 252H162V251H159V252H158ZM189 251H188V252H189ZM257 251H258V250H257ZM4 252H5V253H4ZM9 252H10V251H9ZM9 252H8V253H9ZM11 252H12V251H11ZM45 252H46V251H45ZM146 252H145V255H146ZM151 252H152V251H151ZM151 252H150V253H151ZM153 252H154V251H153ZM153 252H152V253H153ZM173 252H174V251H173ZM173 252H172V253H173ZM232 252H231V253H232ZM234 252H236V253H234ZM42 253H43V252H42ZM147 253H149V252H147ZM172 253H171V254H172ZM174 253H175V252H174ZM174 253L172 254L173 256L170 255V256H171V259L174 258V255H175ZM190 253H191V251H190ZM190 253H189V254H190ZM10 254H11V253H10ZM30 254H29V255H30ZM84 254L82 255L83 258H84ZM169 254H170V253H169ZM169 254H168V257L166 256L167 259H165V256H164V260H168V258H170ZM246 254L248 255L249 253H246ZM250 254H252V253L250 252ZM253 254H254V253H253ZM255 254H256V253H255ZM255 254H254V255H255ZM261 254H263V253L261 252ZM7 255H8V254H7ZM27 255H28V253H27ZM29 255H28V256H29ZM36 255H37V256H36ZM89 255H88V256H89ZM91 255H90V256H91ZM157 255H156V256H157ZM165 255H166V252H165ZM179 255H180V254H179ZM259 255H260V254H259ZM35 256H36V257H35ZM92 256H91V257H92ZM150 256L152 257V254H151ZM150 256H149V254H147L146 257L151 258ZM154 256H155V255H154ZM181 256H182V255H180L179 258H181ZM227 256H226V257H227ZM248 256H249V255H248ZM257 256H258V255L254 256L253 259H257ZM263 256H264V255H263ZM263 256L260 255L259 258H260V257H263ZM2 257H3V256H2ZM2 257H1V258H2ZM4 257H5V256H4ZM26 257H27V256H26ZM141 257H145V256L142 255ZM223 257H224V256H223ZM226 257H225V259H226ZM229 257H230V258H229ZM255 257H256V258H255ZM1 258H0V259H1ZM83 258H81V260H82ZM138 258H139V260H137ZM190 258H191V257H190ZM221 258H222V257H221ZM6 259H7V257H6ZM27 259H28V258H27ZM27 259H26V260H27ZM141 259H142V258H141ZM151 259H153V260L155 259L154 261H156V262L159 261V260L157 259V257H156V258H155V257H154V258L152 257ZM162 259H163V258H162ZM175 259H177V257H175ZM175 259H174V260H175ZM222 259H224V258H222ZM222 259H221V261H222ZM246 259H247V256H246V258H244L243 260H246ZM249 259H250V258H249ZM251 259H252V258H251ZM261 259H262V258H261ZM26 260H25V261H26ZM31 260H32V259H31ZM83 260H85V258H84ZM86 260H85V261H86ZM145 260H147V259L145 258ZM164 260H163V261L161 260L162 262L160 261L159 263H160V264H161V263H166V262H164ZM169 260H170V259H169ZM180 260H181V259H180ZM219 260H220V259H219ZM243 260H242V261H243ZM247 260H248V259H247ZM247 260H246V261H247ZM257 260L260 261V259H257ZM257 260H256V261L254 260L255 263H254V262H253V263H254V264H258L259 262H257ZM28 261H29V262H28ZM28 261H26L25 263H26V264H32V261H30V259H28ZM79 261H80V260H79ZM142 261H144V260H142ZM142 261H141V263H142ZM148 261L150 262L151 260L148 259ZM154 261H151L152 264H156ZM171 261H172V260H171ZM171 261H169V262L172 264ZM175 261H177V260H175ZM217 261H218V260H217ZM3 262L5 263V261H3ZM27 262H28V263H27ZM30 262H31V263H30ZM33 262H34V261H33ZM50 262H51V261H50ZM80 262H82V261H80ZM86 262H87V261H86ZM86 262H82V263L86 264ZM179 262H180V261H179ZM179 262H178V263H179ZM222 262H223V261H222ZM256 262H257V263H256ZM260 262H261V261H260ZM1 263H2V262H1ZM77 263H78V262H77ZM147 263H148V262H147ZM147 263H146V264H147ZM159 263H158V264H159ZM173 263H174V262H173ZM175 263H177V262H175ZM175 263H174V264H175ZM210 263H211V262H210ZM242 263H245V262H241L240 264H242ZM248 263H249V262H248ZM143 264H145V262H143ZM167 264H168V263H167ZM179 264H183V263H179ZM251 264H252V263H251ZM261 264H262V263H261ZM263 264H264V259H263Z\"/></svg>","mask_w":264,"mask_h":264}]
</instances>
